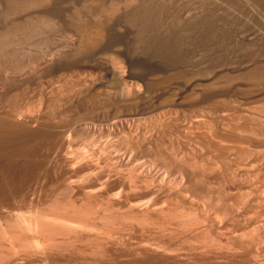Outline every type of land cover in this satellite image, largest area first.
<instances>
[{"label": "rangeland", "instance_id": "obj_1", "mask_svg": "<svg viewBox=\"0 0 264 264\" xmlns=\"http://www.w3.org/2000/svg\"><path fill=\"white\" fill-rule=\"evenodd\" d=\"M96 1V0H95ZM95 1L94 0H39V2L37 3V4H35L34 6H31V7H29L27 10V12L26 13H24V14H22L21 15V17L20 16H18L17 18H16V22L17 23H19L20 25H22V26H27V28H31L30 26H32L33 27V29H34V27H36V29L37 28H40V29H37L38 31L36 32V31H34V33H33V29L31 28V32H32V34H33V36H30V37H32V38H30L29 37V35H31V34H29L28 36H25L24 34V37H27V38H29L30 40H26L27 38H23L22 36V33H21V37H20V34H18L17 35V40H15V39H13L14 41H13V43H14V46L12 47H2V49H4V51H5V49H7L6 51H8V56H6V51L5 52H3L2 51V49H0V51L4 54H2V56L5 58V59H7V61L5 60V59H3V57H1V53H0V65L2 64L3 66H5L6 67V65L8 64V62H10L11 60H8V58L7 57H10L9 55H11V56H13V58L12 57H10L9 59H14V56L15 55H18V56H15V57H19V54H18V52L20 53V56H23V57H19L20 58V60H23V58H24V55L23 54H27V58H28V56L29 57H31L32 56V58H33V56H34V58L36 59H38L36 62H38V61H40V59L42 58V61L44 60V57H45V55L46 56H48L47 54H53V59L54 58H56V60L55 61H61V57L59 58L58 56H55L54 57V55H58V54H60L61 52H63V51H65V49H67V47H68V44L69 43H67V41H68V37H67V35L65 34V36H64V33H66L67 31H69V34L71 33V30H72V28H69V26L68 25H70V27H72V23H74V22H72L73 20H72V18H74L75 19V17L78 15V12H83V13H81L82 15L84 14V15H86L87 17H88V15L90 14V15H92L93 13L95 14H100V13H103V10L101 9V7H104V6H102V5H100V2H101V4H106L108 7L113 3H111V1H114V2H116V3H119V1H120V3L121 4H119L120 5V7H122L121 8V10L123 11V12H128L127 14H130V13H137L136 15H138V13L141 15V16H143V14H144V12L145 11H147L145 14H144V16L145 15H147V14H149V13H151V14H149L148 16L149 17H151V18H146V22H147V20H149L150 21V19H151V21L150 22H152V25L154 26V25H156V23L157 24H159V26L157 25V27H159V28H157L158 29V31L159 32H157V31H155V33H153V34H151L150 35V39H152V43L154 44L155 43V41H157L156 42V44L157 45H155V46H153V44L151 43V47L149 46V48H146V47H144L143 49H142V47H141V49H142V51L144 52V53H146L147 51L149 52H147L148 54H146V55H144V53L140 50L139 52H141V53H139L138 51H137V49L136 50H132L131 52H132V54H131V52H130V54L131 55H133V56H136V58L137 57H139L138 59H140V61L139 62H141V65H145L146 66V63L145 62H147V60H149V58L151 59V61H153V63H155L156 62V60H157V62H160V64L162 63L161 62V60H163V63H164V60H165V58H167V60L165 61V66H166V64H167V69H169L170 67L172 68V69H169V70H171V71H169L168 70V73L169 72H171L172 73V71H173V69H174V71L176 72H173V73H175V75L172 73H170V74H168L167 76H168V78H167V80L169 79H172V78H169V77H174V76H176V75H178V77H179V75L180 74H184V71H185V74H186V72H187V70H188V67L190 68L191 67V69L192 68H197V69H199L198 71L200 72L202 69L204 70V69H206L207 67H205L204 68V66H207V64H208V68L210 69H212V67H213V70L215 71V67L217 66L218 68H223L222 70H224L221 74H220V76L221 77H223V81L221 82L220 80H222V78H218L219 79V82H216V83H214L215 85V88H213L214 86H212V88H211V86L209 87V86H206L207 88V90H208V92H210V90L211 91H214L213 93H212V95L214 94L215 95V93H217L218 95L217 96H221V93L219 92V91H222V90H224L225 89V91H226V94H223V95H226V96H223L224 98L223 99H225V101H223V100H221L222 99V97L220 98V100H219V103L217 102L218 101V99H219V97L218 98H216V100L217 101H215V102H212V98L214 97V100H215V97H217V96H211V93H208V95L210 96V99H208L209 97L207 96V94H206V98L208 99H206L207 100V102H205V101H203L202 99H204V96L205 95H203V96H201L200 98H201V102L203 103V105H199V104H195V101H196V103H199L198 102V99H196V98H194V99H196L195 101H194V99L191 97H189L188 96V98H189V100L186 98V100H184L185 102L186 101H188V102H186V103H188V107H186V104H185V102H184V105H185V107H186V109H184L185 107H183V106H180V105H182L181 103H179V104H177V105H179V107L181 108V107H183L182 109H183V111H182V109L180 110V108L177 106V105H175L174 107H170V108H168V109H166V110H163V112L162 113H159L160 114V116H163V115H168V116H173V114H174V118H175V115H177L176 116V118H179L178 120H177V122L179 121L181 124H183V123H185L186 122V124H188L189 125V123L191 122V125L193 126V128H195L196 126H198V127H196L195 129H193L192 131H191V133L190 132H187V134L184 132V129H181V128H179L178 129V132L176 133V136H175V140L177 139H179L178 140V142L180 143V146H181V149L182 150H180V149H178L177 150V146L175 145L174 147H171L169 144H168V142H167V144L169 145V147H165V149H164V147L163 146H161V147H159V148H157V149H154V147H153V151H151V152H149L148 150V152L147 151H141V150H139L138 151V146H137V144H135L134 142H137L136 141V139L131 143V142H129V144H130V146H132L133 147V149L135 148V150H137V152L135 151V150H133L132 149V147H130L129 145H125V144H122V145H124L125 147H126V149H127V151L129 150L130 152L129 153H132L133 151H135V152H133V153H135L134 155H133V160L131 161L130 160V162H129V164H126V163H123L122 164V162H119V161H117V159H112V160H109L108 162H106V161H102V162H105L107 165H106V167H105V163H100V165H102V167H105V168H102V169H100L99 171H95V170H91V169H89L88 167H87V164H86V161L85 160H82L81 158L80 159H76V168H75V171H76V173L79 175L80 173H82V175L84 174V172H85V176L83 175H79V177H77V174L75 173V171L73 172V175L70 177L69 175V178L70 179H68L67 178V180H65V182H64V180L63 179H65L66 177H67V175H63L64 173V168H62L61 167V165L60 164H55V163H50L49 161H46L45 162V164H43V165H40V158H42V157H44L45 156V149L43 148V146H38V149L36 150V152L34 151L33 153H30V154H28V155H17L18 156V158H16V156H13V157H7V158H5L4 160H3V162L2 161H0L1 163H2V165H1V163H0V198L2 199H0V222L3 220V219H5V220H7V219H9V220H7V221H12L13 223H10V222H7L6 221V224L5 223H3L5 220H3L2 221V223H3V225L0 223V230H2V229H4V232H3V230H2V232L3 233H5V231H7L9 228H11L12 226H14L16 229L15 230H12L14 227H12L11 229H9L10 231H7V232H9L10 234H12L11 233V230H12V232H14L13 234L16 236V234H17V236L18 237H20L22 234H23V231L25 230V231H28V232H25L24 231V233H25V235L23 234L21 237H20V239L21 240H19V239H17L18 237L16 236V239H15V241H13L12 240V238L11 239H9L10 237H11V235L10 234H5L4 235V239H3V241L5 242V241H7L8 242V245H10V246H8L6 243L7 242H3L2 241V239H0V246H1V248H0V251L1 252H3V250L5 249L6 250V248H5V246H7L8 248L7 249H9V247H10V252H9V250L7 251H5V255H6V253H8L7 255L10 257L9 258V260L11 259V258H13L14 259V261H13V259H11L12 260V262L11 261H9L10 263H8L7 261H6V259H8V256H4V257H2V258H5V259H3V260H5V262H0V264H6V262H7V264H45V262L47 263V264H50L51 263V261H52V263L51 264H54L55 262L57 263H59V264H70V263H72V264H83V263H86L87 262V260H88V262L86 263V264H92L93 262H92V259L91 258H93V255H95L96 253H98V251L101 249H96V248H98L102 243H103V241L104 242H106V243H108L109 241H110V243H108V244H106V243H103L102 245H103V247L104 248H102V250L103 249H105L104 251H102L101 250V252L102 253H104V255H102V254H100L101 252H99V256L101 257V258H104V257H106L105 259H101L100 257H98V258H100V259H98V258H96L98 255L96 254L95 256H94V258H93V260H95V262H97V263H95V264H100V263H98V262H101L100 260H102V264H104L103 262H104V260H105V264H110V263H112V264H124V262H125V264H135V262H136V264H163L162 262H164V264H167V263H169V264H172V262H173V264H197L198 262L197 261H199V263L198 264H214V263H217V264H222V261L224 260V262L223 263H225V264H241V263H243V264H245V263H247V264H249V263H251V264H264V243L262 242V241H264V237H262V239H260V238H258L259 237V235L261 234L260 232H257V231H261V229L259 228V227H261V225H263V223H261V221L258 219V218H260L259 216H260V214H263V216H264V156H263V154H264V145L263 144H261V142L262 143H264V124L262 125V122L261 121H263V123H264V117H263V114H264V112H263V114H262V111H263V107H264V105H262V104H264V101L262 102V100L264 99V94H262L261 92H260V94L262 95V97H263V99H262V97H261V95L259 94V92L258 93H255L256 92V90L257 91H260L258 88H254V87H252V88H250L249 86H245V87H247V89H249L250 88V90L251 91H254V89H255V91H254V93L256 94V95H253L254 93L253 92H251L250 91V93H251V96H252V98H250L249 96H250V94H249V92H248V95L249 96H247V98H246V95L245 94H242V93H245V92H243L244 90L246 91V88L243 90V89H239V90H243L242 91V93H239L240 91H238V93H237V95H236V92H235V90L237 91L238 89H233V90H229L231 87H227V89H226V86H227V82H229L230 80H228L227 78L231 75V76H236V75H239V77H241V75L240 74H238V71H240V73H242L243 71L242 70H246V68H250V69H248V70H250V72H252V73H255V74H257L258 72H256L255 70H259L260 68V62H261V64H263L264 63V61H263V59H264V0H137V2H136V0H135V3L134 2H132V4H131V2H129V1H127L126 2V0H118V1H115V0H100V1H97L96 3H98V5H100V6H98L97 4H95ZM90 2H91V4H90ZM92 2H93V4H92ZM103 2V3H102ZM128 3V4H126V3ZM111 3V4H110ZM109 4V5H108ZM131 4V5H130ZM91 7H90V6ZM0 6H1V4H0ZM88 6H89V8H91V9H89L88 8ZM2 8V6L0 7V9ZM78 8V10L80 9V11H78L77 13H76V9ZM88 8V9H87ZM92 9H93V11L94 12H89L88 10H90V11H92ZM101 10V12H99L100 10ZM126 10V11H125ZM98 13H97V12ZM132 11V12H131ZM0 12H1V10H0ZM143 12V14H141ZM75 13H76V16H75ZM79 13V14H80ZM154 13V14H153ZM132 14V15H133ZM134 14V15H135ZM153 14V15H152ZM155 14H156V16H155ZM158 14V15H157ZM163 14V15H162ZM171 14V15H170ZM83 15V16H84ZM89 15V16H90ZM140 15H138V16H140ZM177 15V16H176ZM187 15H189V16H187ZM196 15V16H195ZM212 15H213V17H212ZM47 16H52V19H54V20H57L56 22H58V24L54 21H52V23H50L51 24V26H48L49 24H46L45 22H44V17H47ZM158 16V17H157ZM161 16H163V17H161ZM204 16V17H203ZM206 16V17H205ZM54 17V18H53ZM61 17H62V19H61ZM153 17V18H152ZM161 17V18H160ZM168 19H167V18ZM175 17H176V19H175ZM178 17V18H177ZM187 17H188V19H187ZM193 18V19H191V18ZM196 17V18H195ZM210 17V18H209ZM48 18V17H47ZM71 18V19H70ZM123 18H125V17H123ZM160 18V19H159ZM164 18V19H163ZM172 18V19H171ZM206 20H205V19ZM212 18V19H211ZM63 19H65L66 20V22H65V20H63ZM71 20V23H70V20ZM141 19H143V20H145L143 17H141L138 21L140 22V24L142 23V20ZM152 19H153V21H152ZM210 21H209V20ZM12 20V19H11ZM59 20V21H58ZM63 20V21H62ZM154 20L156 21V23H154ZM202 20V21H201ZM69 21V22H68ZM148 21V23H150ZM162 21V22H161ZM195 21V22H194ZM117 22V23H116ZM116 26H121V25H118V24H122V26L123 25H127V23H129V25H130V20H129V22H128V20H125V19H120V20H116ZM139 22H136V23H139ZM179 22V23H178ZM206 22V23H205ZM212 22H213V24H212ZM49 27L48 29L50 30V32H49V30L47 29V28H45V24ZM53 23H55V25H52ZM184 23V24H183ZM201 23V24H200ZM211 23V24H210ZM57 24V25H56ZM175 24V25H174ZM181 24V25H180ZM208 24V25H207ZM163 25H164V27H163ZM172 25V26H171ZM186 25H187V27H186ZM206 25H207V27H206ZM29 26V27H28ZM43 26H44V29L46 30H43ZM46 26V27H47ZM52 26H56V27H54V28H56L55 30H56V33H55V31H54V34H53V32L51 31V29L53 30L54 28H50V27H52ZM121 26V27H122ZM162 26V27H161ZM174 26H176V27H174ZM179 26V27H178ZM193 26V27H192ZM211 28H210V27ZM57 27H59L58 29H61V30H59V32L64 36H62L59 32L57 33V31H58V29H57ZM68 28V29H66V28ZM156 27V26H155ZM167 27H170V29L169 28H167ZM174 27V28H173ZM181 27V28H180ZM41 28H42V30H41ZM162 28H164V29H162ZM166 28V29H165ZM173 28V29H172ZM199 28V29H198ZM204 28H206V29H204ZM209 28V29H208ZM213 28V29H212ZM216 28V29H215ZM28 29V30H29ZM35 29V30H36ZM66 29V30H65ZM162 29V30H161ZM168 29V30H167ZM171 29H172V31H171ZM180 29V30H179ZM48 30V31H47ZM161 30V31H160ZM164 30V31H163ZM174 30V31H173ZM211 30V31H210ZM39 31H43V33H41L40 32V34H38V32ZM64 31V32H63ZM66 31V32H65ZM168 31H169V35H168ZM213 31V32H212ZM46 32H47V35H45L46 34ZM49 32V33H48ZM52 32V33H51ZM171 32V33H170ZM208 32V33H207ZM45 33V34H44ZM158 33V34H157ZM174 33V34H173ZM207 33V34H206ZM210 33V34H209ZM211 33H213V34H211ZM35 34V35H34ZM44 34L46 37L48 36H52L51 38H50V41H51V43L49 42V40H47V39H49V38H46L45 40H47V41H43V39H44V35H43V37H42V35ZM53 34V35H52ZM67 34H68V32H67ZM68 34V35H69ZM37 35V36H36ZM154 35V36H153ZM155 35H157V36H155ZM164 35H166V36H164ZM172 36V37H167V36ZM207 35H209L208 37H207ZM55 36V37H54ZM149 36V35H148ZM151 36H153V37H151ZM213 36V37H212ZM63 37V38H62ZM65 37H67L66 39V41H65ZM174 37V38H173ZM20 38V39H19ZM43 38V39H42ZM173 38V39H172ZM209 38V39H208ZM212 38V39H211ZM54 39V40H53ZM58 39V40H57ZM163 39H164V41H163ZM206 39V40H205ZM62 42H61V41ZM65 42H64V41ZM177 40V41H176ZM209 40H211V41H209ZM20 41H26V43H24V42H20ZM56 41V42H55ZM154 41V42H153ZM168 41V42H167ZM173 41V42H172ZM54 42L56 43V47H54L55 46V44H54ZM69 42V41H68ZM165 42V43H164ZM176 42H177V44H176ZM21 43V44H20ZM67 43V44H66ZM168 43V44H167ZM207 43V44H206ZM41 44V45H40ZM44 46H43V45ZM59 44V45H58ZM46 45H47V47H46ZM67 45V46H66ZM169 45V46H168ZM175 45H176V47H175ZM180 45V46H179ZM207 47H206V46ZM17 46V47H16ZM19 46V47H18ZM40 46H42V47H40ZM60 46V47H59ZM63 46V47H62ZM156 46H160V48H157ZM164 46V47H163ZM166 46V47H165ZM173 46V47H172ZM177 46L180 48H177ZM24 48V50H23V48ZM46 47V48H45ZM59 47V48H58ZM153 47V48H152ZM162 47V48H161ZM61 48H63V51L61 50ZM136 48V47H135ZM139 48V47H138ZM145 48L147 49V51H144L145 50ZM166 48V49H165ZM172 48H174L173 50H172ZM19 49H20V51H19ZM43 49V50H42ZM58 49V50H57ZM133 49V48H132ZM154 51V49H155V51H154V53H153V51ZM156 49L157 50H159V52H157L156 51ZM13 50H16V51H13ZM18 50V51H17ZM23 50V51H22ZM60 50V51H59ZM161 50L163 51V52H161ZM169 50V51H168ZM172 50V51H171ZM176 50V51H175ZM179 50V51H178ZM11 51H13V53L15 52V54L14 55H12L13 53H11ZM27 51V52H26ZM29 51H31V52H29ZM54 51H57V52H54ZM133 51H134V54H139L138 56H137V54L136 55H134L133 54ZM137 51V52H136ZM150 51H152L151 52V55H150ZM24 52V53H23ZM44 52H46L45 54H44ZM50 52V53H49ZM60 52V53H59ZM157 52V53H156ZM168 52V53H167ZM178 52V53H177ZM10 53V54H9ZM17 53V54H16ZM57 53V54H56ZM143 53V54H142ZM166 55H165V54ZM26 54H25V56H26ZM31 54H33V55H31ZM36 54V55H35ZM143 56H142V55ZM155 54V55H154ZM164 54V55H163ZM168 54V55H167ZM61 55V54H60ZM42 56V57H41ZM44 56V57H43ZM114 56H115V54H114ZM170 56V57H169ZM57 57H58V59H57ZM143 57V58H142ZM19 58H15L14 60H19ZM26 58V57H25ZM33 58V59H34ZM50 58V56L48 57V59ZM120 58V57H119ZM118 57H117V59H118V61L117 62H119V65H121V66H125L126 67V63H124L125 61L123 60L124 58H121V59H119ZM135 58V59H136ZM144 59V60H142V59ZM147 60H146V59ZM173 58V59H172ZM1 59H3V60H1ZM29 59H31V58H29ZM34 59V60H35ZM158 59H160L159 61H158ZM170 59V60H169ZM28 59H24V61H27ZM136 60V61H137ZM142 60V61H141ZM169 60V61H168ZM200 60V61H199ZM7 63H6V62ZM42 61H40V62H42ZM150 61V60H149ZM175 61H177L176 63H178V64H180V62H182V64L181 65H183L184 67H182L181 65L179 66V65H177L176 63V65H177V67H179L180 69H182V68H184V69H187V70H184L183 69V72L182 73H180V70H177V69H179V68H173V67H175V64H172V63H174ZM205 61V64L204 63H202V62H204ZM2 62H4V63H2ZM122 62H123V65H122ZM138 62V64H139V66H138V64L136 65V67H135V69H137V66H138V68L140 67L141 68V66H140V63ZM142 62H144V63H142ZM172 62V63H171ZM185 62V63H184ZM6 63V64H5ZM149 63H151V62H149ZM184 63V64H183ZM199 63H201V64H199ZM5 64V65H4ZM171 64V65H170ZM200 65V66H198V67H196L197 65ZM202 64H204L203 66H201ZM250 64H254V65H252V66H257L256 68L255 67H253L255 70H254V72H253V70H251V67L252 66H248V65H250ZM26 66H27V64H25ZM163 65V64H162ZM168 65H170V67H168ZM174 65V66H173ZM187 65V66H186ZM244 65H246V66H248V67H245ZM123 66V67H124ZM144 66V67H145ZM195 66V67H194ZM243 66V67H242ZM124 67V68H125ZM143 67V68H144ZM185 67H187V68H185ZM201 67H203L202 69H201ZM217 67H216V69H217ZM244 68V69H242V68ZM237 68H241V70H238ZM252 68V69H253ZM24 69V68H23ZM26 69V68H25ZM126 69V68H125ZM190 69V71H193V70H195V69H193V70H191ZM201 69V70H200ZM211 69H210V71H211ZM27 70V71H26ZM26 70H23V72L24 71H26V75H27V77H28V79L29 80H32V79H34V77H35V79L38 81V76H39V71H37V69H35V71L33 70L32 71V69H26ZM177 70V71H176ZM207 70V71H206ZM205 71H201L202 73L201 74H203L204 72H207V73H210V72H208V69H206ZM213 70H212V72H213ZM218 70V69H217ZM228 70L229 71H231V74H230V72H228ZM248 70H246V72L244 71V73L246 74V73H249V71ZM31 71V72H30ZM37 71V73L38 74H36L35 72ZM88 71H90V72H88ZM88 71H86L85 70V72L83 71V75L85 74V75H92L93 73H94V71H93V73H92V70L91 69H88ZM190 71H188L189 73H188V75H190ZM198 71H193V72H191V75H193V73H196V74H200ZM226 71L229 73H226ZM234 71V72H233ZM260 71V70H259ZM1 73H0V87H2V86H4L5 84L7 85H5L4 87H2L1 88V90L2 91H4V90H7V89H9L10 87L11 88H15V86L17 85V83L16 82H6V79L4 80V76H5V72H3V71H0ZM33 72V73H32ZM88 72V73H87ZM177 72H179V74H177ZM198 72V73H197ZM235 72H237V74L235 73ZM3 73H4V75H3ZM90 73V74H89ZM100 73V72H99ZM99 73H97V75L94 73L93 75L94 76H98V78L97 79H101V77L103 76L102 74V76L99 74ZM103 73V72H102ZM207 73H204V74H207ZM223 73H224V75H223ZM244 73H243V75H244ZM29 74V75H28ZM184 74V75H185ZM195 74V75H196ZM226 74H227V76H226ZM184 75H180L181 77L182 76H184ZM187 75V74H186ZM187 75V76H188ZM29 76H31V78L29 77ZM230 76V77H231ZM27 77H26V80H24V81H28L27 80ZM227 77V78H226ZM237 78H238V76H236ZM244 78L246 77V75L245 76H243ZM116 78V80H115V82H114V79ZM175 78V77H174ZM224 78H226V83H225V79ZM231 78H233V77H231ZM237 78H234V79H237ZM102 79H105L104 81H106V79L107 78H103L102 77ZM112 79V78H111ZM111 79H110V81H109V78L107 79L108 81V84L110 83V85H115V87L120 91V92H118V94H119V96H121V92L123 91L122 89H124V91L123 92H125V81L122 79V78H120V77H118V79H117V77H114L113 79H112V81H111ZM234 79H232L233 80V82L235 83V84H238L237 82H239L240 81V83H243L242 82V79L243 78H239L238 80L239 81H234ZM247 79V78H246ZM120 80H122V82L120 81ZM124 81V82H123ZM247 82H248V80H246ZM246 81H244L245 83H246ZM120 82V83H119ZM220 82H221V84H220ZM231 82V81H230ZM230 82H229V84H230ZM233 82H231V84H234ZM16 83V84H15ZM113 83V84H112ZM219 83V84H218ZM222 83L224 84V85H222ZM3 84V85H2ZM8 84H9V86H8ZM20 84V83H19ZM117 84H119V85H117ZM120 84H122V85H124V86H122V85H120ZM218 84V86H221V88H220V90L218 89H216V85ZM11 85V86H10ZM222 86L224 87V88H222ZM7 87V88H6ZM121 87V88H120ZM209 87V88H208ZM249 87V88H248ZM5 88V89H4ZM39 88H41V86H39ZM203 88V87H202ZM206 89L205 88H203V90H205V93H207V91H206ZM215 89V90H214ZM232 89V88H231ZM200 90H202V89H200ZM202 90V91H203ZM1 91V92H2ZM40 91V90H39ZM99 91V90H98ZM225 91H224V93H225ZM231 91H233L232 92V94H231V98H229V95L228 94H230L229 92H231ZM220 94H219V93ZM204 92L202 93V94H205ZM223 93V92H222ZM228 93V94H227ZM253 93V94H252ZM100 93L99 92H94L93 91V93L91 92V94H90V96H91V98H90V96H89V98H90V100L92 99L93 101H91V103L93 102V104L96 102L95 100V98H97L98 97V95H99ZM236 95L235 97H233L232 95ZM238 94H239V96H241V95H243L242 97H241V99H244V100H242L243 102V104L241 103V99L239 98L238 99ZM241 94V95H240ZM259 94V96H257ZM227 95H228V98H227ZM245 95V96H244ZM97 96V97H96ZM254 96V97H253ZM255 96H257V97H260V98H257V97H255ZM212 97V98H211ZM232 97H233V99H238V100H240V101H237V102H235L236 100H234L233 101V99H232ZM243 97H245V98H243ZM252 99V100H250V99ZM254 98H255V100H254ZM192 99V100H191ZM228 99H229V101H228ZM232 99V100H231ZM205 100V99H204ZM213 100V101H214ZM247 102H246V101ZM191 101V102H190ZM192 101H193V103L195 104V106H193L194 104L192 103ZM209 101V102H208ZM220 101H222L224 104H222V102H220ZM189 102H190V104L192 105H190L189 104ZM210 102L213 104H210ZM229 102V103H228ZM239 102V103H238ZM244 102L246 103L245 105H244ZM91 103H89V104H91ZM206 103H208V104H206ZM221 103V104H220ZM230 103H234V104H230ZM96 104L97 103H95L94 104V106H96ZM206 104V105H205ZM210 104V105H209ZM219 104V105H218ZM239 104V105H238ZM191 106V107H190ZM208 106V107H207ZM210 106H212V107H210ZM214 106H216V107H214ZM218 106V107H217ZM223 106V107H222ZM234 106V107H233ZM241 106V107H240ZM243 106V107H242ZM253 106V107H252ZM258 106H260V107H258ZM190 107V110L188 109ZM198 107V108H197ZM203 107H204V109H203ZM233 107V108H232ZM247 107V108H246ZM250 107V108H249ZM252 107V108H251ZM174 110H173V109ZM201 108V109H200ZM208 108V109H207ZM210 108V109H209ZM215 109V110H212V109ZM220 108V109H219ZM223 108L225 109V110H223ZM229 108V110H227ZM247 110H246V109ZM248 108L250 109V110H252V115H250L251 113L249 112L250 110H248ZM254 108V109H253ZM230 109H231V111H230ZM238 109L240 110V111H238ZM177 110V111H176ZM185 110V111H184ZM195 110V111H194ZM206 110V111H205ZM218 110V111H217ZM176 111V112H175ZM179 111H181V112H185L184 113V115H183V113H181V112H179ZM204 111V112H203ZM210 111H212L211 112V115L214 117V119H213V117L211 116V115H208V114H210ZM221 111V112H220ZM238 111V112H237ZM243 111V112H242ZM246 111L248 112V113H246ZM166 112H168V113H166ZM173 112V113H172ZM204 114H203V113ZM206 112V113H205ZM207 112H208V114H207ZM216 112V113H215ZM225 112L227 113V115H229L230 114V112H231V114L229 115V117L225 114ZM229 112V113H228ZM253 112H255V113H253ZM179 113L181 114V115H179ZM191 113L193 114V115H191ZM197 113V114H196ZM217 115H215V114ZM223 113H224V115H226V116H224L223 115ZM235 113H237L236 115H234ZM241 113V114H240ZM244 113H245V115H244ZM262 115H261V114ZM186 114V115H185ZM190 116H189V115ZM202 114V115H201ZM239 114V115H238ZM248 114V115H247ZM254 114V115H253ZM260 114V115H259ZM220 115H222V116H220ZM247 115V116H246ZM147 116V117H146ZM188 118H186V117ZM234 118H233V117ZM246 116V117H245ZM250 116V117H249ZM262 116V117H261ZM141 118H144V121L146 120H148V115H143V116H140ZM217 117V118H216ZM241 117L243 118V123H241L240 121L242 120L241 119ZM185 120H184V119ZM198 118H200L201 119V123L199 124V125H197V122L199 121L198 120ZM230 118H232V119H230ZM239 120V122L237 121V119ZM261 118H262V120H261ZM183 119V120H182ZM186 119H187V121H186ZM222 119H224V121H222ZM226 119V120H225ZM246 119V120H245ZM198 120V121H197ZM216 120V121H215ZM188 121H189V123H188ZM219 121V122H218ZM231 122V123H228V122ZM235 121V123H233ZM237 121V122H236ZM256 121H258V122H256ZM225 122V123H224ZM261 122V123H260ZM208 123V124H207ZM236 123H238L237 125H239L238 127L239 128H241V130L235 125ZM255 123V124H254ZM256 123H257V125H256ZM261 125H260V124ZM212 124V125H211ZM213 124H214V126H213ZM218 124V125H217ZM242 126H241V125ZM202 125V126H201ZM204 125H206V127L204 126ZM222 125H224V126H222ZM227 125V126H226ZM230 126V128H229V126ZM260 125V126H259ZM200 126V127H199ZM236 126V127H235ZM258 126V129H256V127ZM217 127V128H216ZM228 128V129H225V128ZM243 127V128H242ZM260 127V128H259ZM198 128V129H197ZM205 128V129H204ZM235 128V129H234ZM245 128V132H247L248 134H250L249 136L247 135V133H244L243 132V129ZM247 128H248V130H247ZM218 129V130H217ZM263 129V132L261 131V130ZM203 130V131H202ZM230 130V131H229ZM233 130V131H232ZM196 131H198V133L196 132ZM208 131H210V132H212V133H209L208 134ZM223 131H224V133L225 134H227V135H225L224 133H223ZM239 131H241L240 133H241V135H243V136H241L239 133H237V132H239ZM249 131H250V133H249ZM216 132V133H215ZM217 132H219V134L221 135L222 133V135L220 136L219 134H217ZM221 132V133H220ZM228 132V133H227ZM261 134H260V133ZM81 134H83V135H85V136H81ZM81 134H78L77 135V137L76 138H74V139H78V137H79V139L81 140H79L80 142L79 143H81V142H83L84 143V147H82L83 145H81V144H83V143H81V144H79L78 142H76V143H73L74 144V146L72 145V147H75V149H73V148H71V153H72V151H74V154L72 153V155L74 156V157H76V151L77 150H79V147L80 148H83V149H85L86 150V148H87V145H86V147H85V142L83 141V140H92V142H95V143H97L98 141L100 142L101 140L99 139V138H96L93 134V132H88V131H82V133ZM92 134V135H91ZM195 136H194V135ZM200 134V135H199ZM208 134V135H207ZM212 134V135H211ZM230 134V136L232 137V140H231V137H230V139H229V137H227L228 135ZM246 134V136H244ZM96 135V134H95ZM189 135H191V136H189ZM199 135V136H198ZM209 135H211V136H209ZM219 135V136H218ZM236 135H238V136H236ZM260 135H263V137L261 136V138H259L260 137ZM81 136V137H80ZM89 136V137H88ZM97 136V135H96ZM184 136V137H183ZM202 136H203V138H202ZM218 136V138H216ZM224 136H226V137H224ZM251 136V137H250ZM84 137H85V139H84ZM90 138V139H88V138ZM106 137V138H105ZM113 136H111V138H110V136L109 137H107V136H104L103 137V140L105 141V142H110L111 143V141H112V143H114V141H115V139H114V137L112 138ZM207 138V141H206V138ZM213 137V138H212ZM224 137V138H223ZM234 137H237L236 139L234 138ZM243 137V139H244V141H243V139H241V138ZM95 138V139H94ZM240 138V139H239ZM247 138H248V140H247ZM250 138V139H249ZM97 139H99V140H97ZM106 139H109V140H106ZM184 139V140H183ZM192 139V140H191ZM217 139V140H216ZM226 139H227V141H228V143H227V141H226ZM235 139V140H234ZM78 140H76V141H78ZM96 140H97V142H96ZM102 140V141H103ZM183 140V141H182ZM219 140H220V142H219ZM239 140H240V142H239ZM247 140V141H246ZM192 141V143H190ZM218 141V142H217ZM248 141H249V143H248ZM260 143H259V142ZM74 142V141H73ZM189 142V143H188ZM206 142V143H205ZM218 143V145H216L217 143ZM224 144H222V143ZM225 142H226V144H225ZM246 142V143H245ZM103 143V142H102ZM219 143H221V144H219ZM185 146H184V145ZM196 144V145H195ZM197 144H198V146H197ZM205 144H207V145H205ZM209 144V145H208ZM237 144H238V146H237ZM240 144V145H239ZM76 145V146H75ZM79 145H81V146H79ZM195 145V146H194ZM243 145H245L244 146V148L242 147ZM247 145H248V147H247ZM128 146H129V148H128ZM189 146V147H188ZM192 146V147H191ZM208 146V147H207ZM220 146V147H219ZM221 146H222V148H221ZM227 146V147H226ZM229 146V147H228ZM232 146V147H231ZM234 146V147H233ZM235 146H236V148H235ZM124 147V148H125ZM162 147H163V149H162ZM192 149H191V148ZM225 147H226V149H225ZM240 147V148H239ZM241 147H242V149H241ZM250 147H252V148H250ZM260 147V148H259ZM167 148L169 149L170 148V150H168V153H167ZM174 148V149H173ZM183 148H185V149H188V150H184ZM190 148V149H189ZM195 148V149H194ZM198 148V149H197ZM202 150H201V149ZM220 148V149H219ZM230 148H232L231 149V151H229L230 150ZM240 150H239V149ZM246 148H248V150L246 149ZM201 151H200V150ZM251 149H252V153H249V150H250V152H251ZM43 150H44V152H43ZM132 150V151H131ZM160 150V151H159ZM162 150H164L163 152H162ZM166 150V151H165ZM192 152H191V151ZM195 150V151H194ZM209 150H212V151H209ZM214 150V151H213ZM220 150V151H219ZM222 150H225V151H222ZM234 150V151H233ZM235 150H236V152H235ZM239 150V151H238ZM243 150H246V151H243ZM259 150H260V152H259ZM160 153L161 152V154H159L158 152ZM171 151V152H170ZM182 151V152H181ZM185 151V152H184ZM198 151V152H197ZM216 151V152H215ZM217 151L219 152L217 155H219V156H216L215 154L217 153ZM239 153H238V152ZM241 151V152H240ZM43 154H42V153ZM140 152H142V153H140ZM145 152V153H144ZM154 152H155V154H154ZM165 152V153H164ZM189 152V153H188ZM213 152H215V153H213ZM221 152H222V154H221ZM225 152V154H223ZM234 152H235V154H234ZM247 152H248V157H247ZM259 153V154H257V156L259 157H257V156H255L256 155V153ZM152 153V154H151ZM178 153V154H177ZM181 153V155H180V157H179V154ZM185 153V154H184ZM192 153V154H191ZM196 153H198L197 155H196ZM213 153V154H212ZM240 154L241 153V156L240 155H238V154ZM244 153H246V155H244ZM39 154V155H38ZM41 154V155H40ZM138 154V155H137ZM144 154V155H143ZM154 154V155H153ZM157 154V155H156ZM166 154V155H165ZM201 154V155H200ZM207 154V155H206ZM239 156V158H238V156ZM249 154H250V156H251V154H252V158L249 156ZM255 154V155H254ZM136 155V156H135ZM146 155V156H145ZM150 155H151V157H150ZM163 155H164V158H163ZM182 155H186V156H182ZM204 155H205V157H204ZM208 155H209V158H208ZM215 157V159H214V157ZM221 155V156H220ZM235 155V156H234ZM262 155V156H261ZM36 156V157H35ZM40 156V157H39ZM42 156V157H41ZM142 156V157H141ZM158 156V157H157ZM172 156V157H171ZM207 156V157H206ZM212 156V157H211ZM233 156H234V158H233ZM243 156V158H240V157H242ZM253 156H255V158L253 157ZM143 157H145L144 159H143ZM155 157V158H154ZM164 159H162V158ZM170 157V158H169ZM177 157V158H176ZM188 158V159H185V158ZM202 157V158H201ZM210 157H211V160H210ZM245 157H247L246 159H247V161L249 160V159H251V161L249 160L248 162L249 163H245V165H244V162L242 161V160H244L245 159ZM22 159V160H20V159ZM161 158V159H160ZM172 158V159H171ZM178 158H179V160H178ZM190 158H191V160H190ZM198 158V159H197ZM234 160H232V159ZM238 159V161L236 160V159ZM249 158V159H248ZM256 158H258L259 160L258 161H260L261 159V161H260V164L258 165L257 164V162L258 161H255V160H257ZM261 158V159H260ZM136 159V160H135ZM151 159H153V161L151 160ZM156 161H155V160ZM165 159H168V160H165ZM170 159V160H169ZM200 159V163H199V165H198V167H197V165H195V163L197 164L198 163V160ZM227 159H228V162H227ZM246 159L244 160L245 162H247L246 161ZM254 159V160H253ZM12 160V161H11ZM36 160H37V164H36ZM77 160H79L78 161V163H77ZM114 160H115V162H114ZM148 160H149V165H148ZM151 160V161H150ZM173 160V161H172ZM182 160H183V162H182ZM184 160L185 161H193L192 163L191 162H184ZM230 160V161H229ZM239 160H241V161H239ZM7 161H9V165H7L8 164V162ZM17 161V163H15ZM84 161V162H83ZM141 161V162H140ZM165 161V162H164ZM169 161V162H168ZM195 161H197V162H195ZM204 161V162H203ZM209 161H211V162H213V161H215V162H213V163H210ZM231 161H232V163L233 164H231ZM255 161V163H253ZM23 162V163H22ZM81 163V165H80V163ZM152 162H155L156 163V165H155V163H152ZM173 162V163H172ZM178 162V163H177ZM211 164V165H209V163ZM219 162V164L220 163H225V164H223V165H226V166H229L228 167V169L229 170H227V168H225L226 166H223V167H221L220 168V166H218V163ZM236 164H235V163ZM5 163V164H4ZM11 163V164H10ZM14 163V164H13ZM49 163L50 164V166H49V164L47 165V164ZM121 163V164H120ZM151 163V164H150ZM158 163V164H157ZM163 163H164V165H163ZM176 163V164H175ZM190 163H191V165H190ZM216 164V166H215V164ZM227 163H228V165H227ZM237 163H239V164H237ZM241 163V164H240ZM243 163V164H242ZM251 163H253L252 165H258V166H252L251 167ZM17 166H16V165ZM52 164V165H51ZM77 164H78V166H77ZM109 164V165H108ZM133 164H135L136 166H133ZM140 164V165H139ZM144 164V165H143ZM145 164H146V166H145ZM152 164H153V166H152ZM160 164V165H159ZM171 166H170V165ZM172 164H174V165H172ZM188 164H189V167H188ZM207 164V165H206ZM212 164H214V166L212 165ZM27 165V166H26ZM59 167H58V166ZM86 165V166H85ZM104 165V166H103ZM115 165V169H118V168H120L117 172H115V173H117V174H115L114 173V171L112 172V178H111V181H110V183L108 184V185H103L104 183V179L105 178H103L102 176H104V177H106V174L107 173H109V174H111V171H110V168H108V167H110V166H114ZM129 165V166H128ZM158 165H159V167H158ZM169 165V166H168ZM177 165V166H176ZM182 165V166H181ZM185 165V166H184ZM187 165V166H186ZM194 165H195V167H196V169H194ZM201 165V166H200ZM202 165H203V167H202ZM204 165H206V166H208V168L210 167L212 170H214L213 172H212V170L209 168H207V167H205ZM235 165V166H234ZM240 165H243L242 167H239ZM249 165H250V167H249ZM262 165H263V167H262ZM2 166H3V168H2ZM8 166V167H7ZM12 166V167H11ZM26 166V167H25ZM40 166V167H39ZM43 166V167H42ZM46 166V167H45ZM47 166H48V168H47ZM85 166V167H84ZM122 166H125V167H122ZM175 166V167H174ZM181 166V167H180ZM200 166V167H199ZM237 166V167H236ZM249 168H248V167ZM24 167H25V170H24ZM29 167H31V168H29ZM80 167H82V168H80ZM145 167V168H144ZM150 167V168H149ZM153 167V170L151 169ZM167 169H166V168ZM187 167V168H186ZM193 167V168H192ZM215 167V168H214ZM238 167L240 168V169H238ZM246 168V169H244V168ZM254 167V168H253ZM16 168V169H15ZM19 168V169H18ZM21 168V169H20ZM29 168V169H28ZM44 168V169H43ZM47 168V169H46ZM58 168V169H57ZM79 168V169H78ZM85 168V169H84ZM125 168V169H124ZM159 169V171L158 170H156V169ZM162 168V169H161ZM171 168V169H170ZM177 168V169H176ZM190 170H189V169ZM192 168V169H191ZM197 168H199V169H197ZM201 168V169H200ZM206 169V170H204V169ZM214 168V169H213ZM221 169L220 171H221V173H220V176H219V169ZM223 168H224V170H223ZM242 168V169H241ZM260 168V169H259ZM11 169V170H10ZM14 169H15V171H14ZM23 169V170H22ZM28 171H27V170ZM62 171H61V170ZM78 169V170H77ZM85 171H84V170ZM109 169V170H108ZM122 169V170H121ZM135 171H134V170ZM139 169H140V171H139ZM144 169V170H143ZM147 169H148V171H147ZM149 169H150V171H149ZM164 169H165V171H164ZM170 171H169V170ZM188 169V170H187ZM193 169H194V171H193ZM218 169V170H217ZM250 170V172H248V173H246L247 171H249ZM254 169H256L254 172H253V170ZM257 169H258V171H257ZM41 170V171H40ZM50 170V171H49ZM57 170L59 171V173H60V178H58L57 176H54L55 174L56 175H58V172H57ZM83 170V171H82ZM87 170V171H86ZM121 170V171H120ZM142 170V171H141ZM155 170V171H154ZM171 170H172V172H171ZM176 170V171H175ZM183 170V171H182ZM186 170V171H185ZM195 170H198V171H195ZM227 170V172L225 173V171ZM236 170V172H232V171H235ZM241 170V171H240ZM243 170V171H242ZM246 172H245V171ZM260 170V171H259ZM42 171H43V173H42ZM61 171V172H60ZM77 171H79V172H77ZM92 171V172H91ZM96 173H95V172ZM106 171H108V172H106ZM123 171H124V173H123ZM156 171H158L157 173H156ZM161 171V172H160ZM192 171V172H191ZM203 171V172H202ZM206 173H205V172ZM217 173H216V172ZM219 171V172H218ZM223 171H224V173H223ZM240 171V172H239ZM262 171V172H261ZM7 172V173H6ZM19 172V173H18ZM25 172V173H24ZM26 172H27V174H26ZM40 172V173H39ZM51 172V173H50ZM56 172V173H55ZM131 172V173H130ZM144 172H145V174H144ZM152 172V173H151ZM166 172H167V174H166ZM176 172V173H175ZM179 172H181V173H179ZM208 172V173H207ZM211 172H212V174H211ZM229 172H230V174H229ZM245 172V173H244ZM256 172H257V175H256ZM260 172V176H258L259 173ZM13 175H12V174ZM32 173V174H31ZM54 173V174H53ZM89 173V174H88ZM90 173H92V174H90ZM119 173V174H118ZM126 173H127V175H126ZM151 173V174H150ZM161 173V174H160ZM179 173V174H178ZM183 173H184V175H183ZM189 173V174H188ZM191 173H192V175H191ZM193 173H195V174H193ZM204 173V174H203ZM231 173H233V174H231ZM234 173H235V175L238 177V179H237V177H235V176H233L234 177V179H232L231 178V176L232 175H234ZM241 173V174H240ZM244 173V174H243ZM254 173V175H252ZM43 176H42V175ZM87 174H88V176H87ZM104 174V175H103ZM124 174V175H123ZM155 174V175H154ZM164 174H166V175H163ZM202 174H203V177H202ZM206 174H207V176H206ZM209 174V175H208ZM223 174V175H222ZM230 176H229V175ZM251 174V175H250ZM23 175V176H22ZM44 175H52V177L51 176H49V178L51 179L50 180V182L48 183H46V182H41L39 185H37V182H35L36 181V179H37V177H39V176H42V177H44ZM100 177H99V176ZM117 175V176H116ZM129 175H131V176H129ZM148 175H149V177H148ZM159 175V176H158ZM169 177H168V176ZM181 175V176H180ZM188 175V176H187ZM198 175V176H197ZM201 175V176H200ZM215 175V176H214ZM217 175V176H216ZM241 176L242 178V180L240 179V177L239 176ZM245 175V176H244ZM253 178V176H254V179H252L251 178V181H250V178H248V177H250V176ZM258 176V177H260V178H258V177H256V176ZM5 176V177H4ZM9 176H11V177H9ZM18 176H20V178L18 177ZM29 176V177H28ZM31 176V177H30ZM63 176L65 177V178H63ZM87 176V177H86ZM128 178H127V177ZM151 176V177H150ZM163 176V177H162ZM195 176V177H194ZM212 176H214L215 177V179H214V177H212ZM223 176H225V177H223ZM248 176V177H247ZM17 177V178H16ZM57 177V178H56ZM81 177V178H80ZM84 177H86V179L84 178ZM113 177H114V179H113ZM141 177H143L145 180L147 179V180H149V181H145V180H143V178H141ZM181 177V178H180ZM182 177H183V179H182ZM189 177V178H188ZM190 177L192 178L191 180H190ZM221 177V178H220ZM223 177V178H222ZM256 177V178H255ZM2 178H4V179H2ZM12 178V179H11ZM25 178H27V179H25ZM33 178V179H32ZM55 178V179H54ZM63 178V179H62ZM90 179V181H89V179ZM96 178H98V180L96 179ZM100 178V179H99ZM132 178V179H131ZM174 178V179H173ZM200 178H201V180H200ZM205 178V179H204ZM227 178H229V181L231 182V180H232V183H234V184H236L235 186L234 185H232L231 186V184L232 183H230L229 181H228V179ZM236 178V179H235ZM244 178H246V180L247 181H249V184H251V186L250 185H248V182L246 181V180H244ZM258 178V179H257ZM24 181H23V180ZM93 179V180H92ZM101 179H103V181L101 180ZM113 179V180H112ZM117 179V180H116ZM126 179V180H125ZM129 179L131 180L130 182H129ZM137 179V180H136ZM152 179V180H151ZM163 179V180H162ZM164 179H165V183H164ZM169 179H171V180H169ZM183 181V183H185V184H183V183H180V182H182L181 180ZM188 179V180H187ZM196 179H197V181H196ZM207 179V180H206ZM219 179V181H220V183H219V181L217 182V180ZM223 179V180H222ZM228 181H226V180ZM231 179V180H230ZM240 179V180H239ZM255 179H257L258 181H260V182H258V181H256ZM6 180V181H5ZM8 180V181H7ZM10 180V181H9ZM52 180L54 181L55 180V182H52ZM71 180L72 181H74V180H76L75 182H77V184H75L74 186H71L70 188V190L69 191H66V193H70V194H68V195H72L74 192V194L71 196L73 199V201H74V203L73 204H75V205H73L75 208V210L74 209H68V207H70V205L69 204H67V206L65 205V209L67 210L68 209V211H70V212H72V214L73 215H76L77 214V219L76 220H78L77 222H74L75 221V217H73V215H70V217H71V222H69L68 220H70V218H69V214H71V213H67V212H65V209H61V208H63L64 207V204H65V202L63 203V202H60L61 200H60V197L57 199V201H55V202H57L58 204L59 203H61L62 205H60L59 204V206H58V204L57 205H55V207H56V209H55V207H51V209L53 210H51L50 208H47V207H50L49 205L51 204V206H54V204H52L51 203V201H53L54 200V198H56V195H58L59 196V194L61 193L62 194V192L60 191L61 189H63V187H64V189H69V188H67V184L69 183H71ZM77 180H79V181H77ZM93 182H92V181ZM97 180V181H96ZM169 180V181H168ZM190 180V183L188 184V181ZM203 180V181H202ZM236 182H234V181ZM246 181L245 183H242V182H244V181ZM252 180H255L256 182H255V184H254V181L252 182ZM15 181H18V182H15ZM23 181V182H22ZM102 181V182H101ZM126 181V182H125ZM134 181V182H133ZM139 181H141V182H139ZM157 181V182H156ZM176 181V182H175ZM178 181H180V182H178ZM198 181H200L201 183H198ZM206 181V182H205ZM215 181V182H214ZM238 181V182H237ZM1 182H2V184H1ZM8 182V183H7ZM11 182H13V183H11ZM27 182V183H26ZM55 185V191H54V189H52L54 186H52L53 184ZM60 182V185L58 184V183ZM66 182H68V183H66ZM81 182V183H80ZM86 182V183H85ZM99 182V183H98ZM113 182V183H112ZM137 182V183H136ZM145 182V183H144ZM175 182V183H174ZM194 182V183H193ZM204 182V183H203ZM210 184H212V182H214L213 183V188L211 187V185H209L208 183ZM223 182H225V183H223ZM258 182V183H257ZM36 183V184H35ZM45 183V184H44ZM57 183V184H56ZM66 183V184H65ZM98 185H97V184ZM123 183H124V186H123ZM130 183V184H129ZM148 183H149V185H148ZM156 184V185H152V184ZM160 183H161V185H160ZM167 183V184H166ZM206 183V184H205ZM223 183V184H222ZM230 183V184H229ZM239 183V184H238ZM247 183V184H246ZM254 184V186H252L253 184ZM6 184V185H5ZM21 186H20V185ZM63 184V185H62ZM91 184L93 185V186H91ZM101 184V185H100ZM113 184H114V186H113ZM129 184V185H128ZM151 184V185H150ZM166 184V185H165ZM179 184V185H178ZM183 184V185H182ZM198 186H197V185ZM203 184H205V185H203ZM226 184V185H225ZM227 184H229V185H227ZM237 184H238V187H236L237 186ZM243 184H245V185H243ZM5 185V186H4ZM15 185H16V187H15ZM18 185V186H17ZM23 185L25 186V187H23ZM27 185H28V187H27ZM48 185V186H47ZM66 185V186H65ZM100 185V186H99ZM119 185V186H118ZM133 185H135V186H133ZM142 185H144V187L142 186ZM159 185V186H158ZM187 185H189L188 187H187ZM192 185H193V188H192ZM195 185V186H194ZM207 185H209V187L210 188H208V190H206L207 188L206 187H208ZM219 185H221L220 186V188L221 189H223V190H221V189H219ZM224 185V186H223ZM240 185V186H239ZM3 186V187H2ZM40 186V187H39ZM41 186H42V189H41ZM44 186V187H43ZM51 186V187H50ZM57 186V187H56ZM77 186V187H76ZM85 186V187H84ZM89 186V187H88ZM99 186V187H98ZM123 186V187H122ZM155 186V187H154ZM167 186V187H166ZM204 186V187H203ZM215 186V187H214ZM222 186L223 187H225V191H227L226 193H228L229 195H232V197L231 196H227V195H225L226 193H225V191H224V188H222ZM233 186H234V188H233ZM243 186H245V188L243 187ZM248 186H250V188L248 187ZM258 186V187H257ZM88 187V188H87ZM94 187V188H93ZM114 187V190L112 189ZM117 187V188H116ZM131 187V188H130ZM142 187V188H141ZM202 187V188H201ZM236 187V188H235ZM252 187V188H251ZM3 188V189H2ZM5 188V189H4ZM18 188V189H17ZM24 188V190H22ZM38 188V189H37ZM46 188V189H45ZM48 188V189H47ZM117 190H116V189ZM121 189V190H119V189ZM128 188V189H127ZM141 188V189H140ZM148 188V189H147ZM154 188V189H153ZM157 188V189H156ZM161 188V189H160ZM218 188V189H217ZM229 188V189H228ZM242 188H244V189H242ZM248 188V193L246 194L247 195V197L246 198H244L243 196H246L245 195V193H243V191L244 192H247L246 191V189ZM8 189V190H7ZM15 189V190H14ZM20 190V191H17V190ZM29 189V190H28ZM57 189V190H56ZM62 190L63 191V194L65 193V190ZM72 189H74V191H72ZM99 191H97V190ZM196 189H198V191L196 190ZM210 189H212V190H210ZM234 189V190H233ZM236 189H239V190H236ZM243 191H242V190ZM40 190H42L41 192H40ZM44 190H46L45 191V193H44ZM51 190H53L54 192L53 193H51ZM84 190V191H83ZM91 190V191H90ZM112 190V191H111ZM116 190V191H115ZM128 190V191H127ZM149 190H151V192L149 191ZM161 190V191H160ZM167 190V191H166ZM175 190V191H174ZM186 190H188V191H186ZM201 190V191H200ZM219 190V191H218ZM228 190H230L229 192H228ZM13 191H15V192H13ZM24 191V192H23ZM33 191V192H32ZM36 191V192H35ZM49 191H50V194L51 195H49ZM60 191V193H58ZM90 191V192H89ZM92 191H93V193H92ZM94 191H96V192H94ZM105 191H106V193H105ZM126 191V192H125ZM134 191V192H133ZM136 191V192H135ZM145 191V192H144ZM162 192V193H164L163 195H161L162 193H160V192ZM165 191V192H164ZM174 191V192H173ZM177 191V192H176ZM191 191V192H190ZM194 191V192H193ZM203 191V192H202ZM216 191H218V193L216 192ZM221 191L222 192H224V193H221ZM235 191H236V193H235ZM240 191V192H239ZM7 192V193H6ZM10 194H9V193ZM21 192V193H20ZM28 192H29V194H31V196L28 194ZM34 192H35V194H37V195H35L34 196ZM40 193V195H38L39 193ZM71 192H72V194H71ZM85 192V193H84ZM89 192V193H88ZM131 192V193H130ZM147 192V193H146ZM155 192V193H154ZM159 192V193H158ZM182 192H183V194L184 193H186L185 195H183L182 194ZM202 192V193H201ZM232 192H233V194H232ZM237 192H239V194L237 193ZM241 192L243 193V196H242V198H240L239 199V197L241 196ZM27 193V194H26ZM33 193V194H32ZM56 193V194H55ZM58 193V194H57ZM66 193H65V195L63 196V197H66ZM86 193H88V194H86ZM90 193L92 194V197H90L91 195H90ZM98 193V194H97ZM102 193V194H101ZM111 193V194H110ZM117 193V194H116ZM144 193V194H143ZM156 193H158V194H156ZM172 193V194H171ZM180 193V194H179ZM201 193V194H200ZM209 194V195H207V194ZM214 194V197H215V199L214 200H216V199H218L219 198V196H220V198H221V200H222V197L224 196V198H223V200L220 202L219 200L220 199H218V201L217 202H219L218 204H217V202L215 203V202H213L214 200H213V196H211L212 194ZM7 194H9L8 195V197H7ZM14 194L16 195V194H19V195H23V194H25V195H23L24 196V198L25 199H14ZM55 194V195H54ZM61 194H60V196H61ZM83 194V195H82ZM99 194H101V195H99ZM150 194V195H149ZM153 194H154V196H153ZM168 194V195H167ZM223 194V195H222ZM235 194H237V195H235ZM256 194V195H255ZM1 195H3V196H1ZM11 195V196H10ZM27 195H29V196H27ZM89 196V197H87V199H86V197H84V196ZM94 195H95V197H94ZM111 195V196H110ZM126 195H128V196H126ZM151 195H152V197H153V200H152V198H150L151 197ZM156 195H157V197L159 198H157L156 197ZM165 195V196H164ZM167 195V196H166ZM170 195V196H169ZM190 195V198H192V199H190V198H187L188 196ZM196 195V196H195ZM201 195L203 196V197H201ZM206 197H205V196ZM217 195H219V196H217ZM222 195V196H221ZM236 197H235V196ZM27 196V197H26ZM50 196H53V197H50ZM57 196V197H58ZM79 196V197H78ZM81 196V197H80ZM105 196V197H104ZM108 196V197H107ZM131 196V197H130ZM149 197V199L147 198V197ZM173 196V197H172ZM192 196V197H191ZM211 196V197H210ZM239 196V197H238ZM40 197V198H39ZM44 197V198H43ZM46 197H48L47 199L48 200H45L46 199ZM63 197H61V198H63ZM74 197H75V199H74ZM98 197H100V199L102 200H98L99 198ZM104 197V198H103ZM110 197V198H109ZM172 197V198H171ZM193 197H194V201H196V202H194V201H192L193 200ZM197 197H198V200H197ZM205 197V198H204ZM225 197H228V198H225ZM238 197V198H237ZM4 198H5V200H4ZM52 200H51V199ZM77 198V199H76ZM78 198L80 199V202L82 201V203H84L85 201H88L87 203V205H86V202L84 203V204H82V203H78L79 202V200H78ZM90 198H92V200H90ZM110 200H109V199ZM122 198V199H121ZM133 198V199H132ZM136 198V199H135ZM139 198V199H138ZM140 198H143V199H140ZM156 198H157V200L158 201H161V202H157V200H156ZM167 198V199H166ZM203 198V199H202ZM209 198H210V200H209ZM233 198V199H232ZM246 200V201H244V199ZM42 199V200H41ZM66 198H63V200L62 201H64ZM86 199V200H85ZM95 199V200H94ZM119 199H121V200H119ZM124 199V200H123ZM127 199V200H126ZM145 199H148V201H144L145 203H147V202H149V200L151 199V203L149 204V206H146L147 204H145L144 202L141 204V202L143 201V200H145ZM163 201H162V200ZM175 199V200H174ZM176 199H178V201H176ZM185 199V200H184ZM186 199H188L187 201H186ZM201 199V200H200ZM205 199V200H204ZM225 199H227L226 201L228 202V200H229V202L227 203L226 201V203L227 204H225L224 203V200ZM232 199V200H231ZM237 201H236V200ZM241 200V199H243V200H241L242 202H244L243 204H242V202H240L239 200ZM24 200H25V202H24ZM51 200V201H50ZM103 200H108L107 202L108 203H111V205L110 204H108L107 202H103ZM132 200V201H131ZM156 200V201H155ZM168 200V201H167ZM171 200V201H170ZM172 200H174L177 204H178V202H179V204H181V207H179L178 206V208H179V210H177L178 211V214H177V211H176V206H175V202L173 203V201ZM190 200V201H189ZM203 200V201H202ZM233 200L235 201L234 203H233ZM15 201H17V203L15 202ZM21 201V202H20ZM23 201V202H22ZM41 201H43V202H41ZM78 201V202H77ZM92 201V203L90 204V202ZM100 201H101V203H100ZM111 201V202H110ZM120 201H122V202H120ZM124 201H125V203H124ZM128 201V202H127ZM137 201V202H136ZM199 203H198V202ZM200 201L202 202V203H200ZM232 201V202H231ZM239 201V202H238ZM54 202V203H55ZM75 202H77V203H75ZM113 202V203H112ZM128 204H127V203ZM140 202V205H144V206H146L145 208H142L141 206H135V205H137V203H139ZM157 202V203H156ZM165 202V203H164ZM189 202V203H188ZM193 202V203H192ZM207 202V203H206ZM209 202H210V204H209ZM246 202V203H245ZM7 203V204H6ZM36 203H37V205H36ZM42 203V204H41ZM49 205H48V204ZM94 203V205L92 206V204ZM99 203V204H98ZM104 203V204H103ZM120 203V204H119ZM124 203V204H123ZM159 203V204H158ZM164 203V204H163ZM171 203H173V204H171ZM187 203V204H186ZM196 203V204H195ZM213 203V204H212ZM231 203H233V205L231 204ZM239 203V204H238ZM33 204V205H32ZM47 204V205H46ZM78 204V205H77ZM79 204H81V206H82V210H81V206L79 205ZM89 204H90V206H92L91 207V210L92 211H94V209L93 208H98V206H101V204H102V207H100V212H101V208H104V206H105V208H107L108 209V207H112L113 206V204H114V207L116 208V205H117V207H120L121 206V211H123L122 209L124 208L125 210H126V207L128 208L126 211L124 210L123 212H122V214L124 215V217H123V215L122 214H120V217L119 216H117L118 214H119V212L118 211H120V210H118L119 208H117V209H114V207H112L110 210H111V212H112V209H113V211H115L114 213H112V215L113 214H115L116 212L118 213V214H116V215H114V217L112 216V219L114 218H116V219H118V217H119V219L118 220H120L121 219V221H118L117 223L120 225V227L119 228H117L118 226H116V228L117 229H115V224L116 225H118L116 222H113V223H115L114 225H108L109 224V222L108 221H111V223H112V219L110 220V217H109V219L107 220V222L106 221H104L103 220V222H106L107 223V227H110V229H111V227H113L112 229H115V230H111L112 231V233H111V231H110V229H108V228H104V226H103V224H101L102 223V221L101 222H99L98 221V217L100 216L101 218H103V217H105V218H103V219H106V218H108V216H109V211H108V216L107 215H105L107 212H106V210L107 209H105V211H103L104 209H102V212H106L105 214L103 213V217H102V212L100 213L99 211H97V209H96V212H97V215L95 214L96 212H93L92 213V211L90 210V208H89V210H88V206H89ZM122 204H123V207H122ZM132 204H134V207H136V209H134V207H133V205ZM157 204V205H156ZM163 204V205H162ZM169 204V206H170V204L172 205L171 206V213L173 212V210H175V212L172 214V215H168V214H170V212L168 211V210H170L169 208V206H167ZM183 204H184V206H186L185 208H184V206H183ZM191 204H193V205H191ZM221 204H222V206H221ZM230 204V206H228ZM235 204H236V206H235ZM238 204V205H237ZM244 205V206H242V205ZM31 205V206H30ZM43 205L45 206H47L46 208H44L43 207ZM77 205V206H76ZM84 205H86V206H84ZM107 205V206H106ZM119 205V206H118ZM126 207H125V206ZM160 205V206H159ZM218 205V206H217ZM3 206V207H2ZM5 206V207H4ZM41 208H40V207ZM62 206V207H61ZM79 206H80V209H78L79 208ZM128 206H130V210L131 211H128L129 210V207ZM152 206H153V208H152ZM162 206V207H161ZM173 206L175 207L173 210H172V208H173ZM191 206V207H190ZM199 206V207H198ZM212 206H214V207H212ZM232 206V207H231ZM239 206V207H238ZM243 207V208H240V207ZM30 207H32V209L30 208ZM36 207V208H35ZM43 207V208H42ZM67 207V208H66ZM78 207V208H77ZM84 207V208H83ZM85 207H87V208H85ZM148 207V208H147ZM151 209H150V208ZM160 207V208H159ZM166 207H167V210H166ZM183 207V208H182ZM188 207V208H187ZM190 207V208H189ZM220 207V208H219ZM226 207V208H225ZM230 207V208H229ZM235 207V209L237 210V212H236V210H234L233 208ZM236 207H238V209L236 208ZM37 209V210H35V209ZM58 208V209H57ZM70 208H72V207H70ZM139 208V209H138ZM155 208H158V209H156V210H158V211H156L155 210ZM164 208V209H163ZM177 208V209H178ZM211 208V209H210ZM213 208V209H212ZM216 208V209H215ZM232 208V209H231ZM262 208V209H261ZM42 210V209H46V211H47V209H50L49 211H48V213H49V215H51V216H53L54 214H56V217L58 216L59 217V215L60 214H57L55 211H54V209L55 210H63L64 211V216H65V218H69L68 220L66 219V221H65V218H64V220H62L63 218H61V217H64V216H62V214H61V217L60 218H56V219H54L53 220V222H52V220L51 219H53V218H55L54 216L53 217H50L49 215H44V213H46V211L43 213L42 211V213H43V216H46V217H48V219L50 218V220H48V221H50L52 224H46L45 225V229L43 228L44 227V222H45V220H46V217H43V216H40L41 217V221L43 220L44 222H40V220H38V218H40L39 217V215H41V212L40 213H38V210ZM83 209H86L87 211H86V215L85 216H87V215H89V216H87V220L89 219V218H91V219H89L88 220V225H84V226H86V228L87 229H85L84 228V231L82 230L83 229V225L81 224V221L83 222V224L85 223L86 224V219L85 220H81V217H82V215H83V217H85L84 216V214L82 213L84 210ZM99 209V208H98ZM134 209V210H133ZM137 209H138V211H137ZM160 209V210H159ZM161 209H163V211H166L165 213H167V212H169V213H167L166 215H168V219H169V216H172V217H174L175 219H176V221L180 218V219H183V217L184 218H186L187 216H188V218L189 217H191V214L190 213H193L195 216L194 217H192V218H195L196 220H198L199 219V223H197L196 221H195V219H194V221L197 223V225H195L194 223H193V220H192V223H191V219H188V218H186V221L188 220V222H189V224L191 223L192 225L190 226L188 223L186 224V222H184V220L185 219H183L182 221L184 222V224L183 225H186V227H183V228H181L183 225L181 224L180 225V223L182 222L181 220H179L178 222H176L174 219H172V217H171V219H167V217H166V215L164 216V214H163V216L161 215L162 213L161 212H163ZM183 209V210H182ZM184 209H185V211H187V213L188 212H190L191 210H192V212H190V213H188L187 214V216H186V212H184ZM195 209V210H194ZM198 210V212H197V210ZM224 209V210H223ZM229 209H231V210H229ZM241 211H240V210ZM246 209V210H245ZM260 209V210H259ZM35 210V211H34ZM78 210V211H77ZM82 211V212H79V211ZM116 210H118V211H116ZM141 210V211H140ZM143 210H144V212H143ZM155 212H154V211ZM190 210V211H189ZM194 210V211H193ZM214 210V211H213ZM223 210V211H222ZM225 210H226V212H225ZM228 210V211H227ZM243 210V211H242ZM37 211V212H36ZM75 211H77V212H75ZM159 211H161V212H159ZM182 211H183V215H182ZM220 211V212H219ZM230 211V212H229ZM233 211V212H232ZM249 211V212H248ZM33 212H35L34 214H32ZM55 212V213H54ZM73 212H75V213H73ZM124 212H125V214H124ZM127 212H131V213H134V214H136V212H137V214H136V216H133V214L131 215V213H130V215H131V217L130 216H125L126 215V213ZM141 212V215L139 214ZM146 212H147V214L149 215V216H147V217H149V218H147L146 216H145V214H146ZM181 213V216H183V217H178L179 216V214ZM199 212L201 213V214H199ZM218 212V213H217ZM224 212H225V214H224ZM228 212V213H227ZM236 212V213H235ZM245 212V213H244ZM47 213V214H48ZM54 213V214H53ZM60 213H62V212H60ZM67 213V214H66ZM81 213V215H80V217H78L79 216V214ZM90 213H92L93 215H96V216H93L92 215V217H90ZM121 213V212H120ZM161 213V214H160ZM178 215V216H176L175 217V215L176 214ZM221 213H223V214H221ZM227 213V214H226ZM230 213V214H229ZM235 213V214H234ZM241 213H243V214H241ZM249 214V218H247L248 217V214ZM35 214H39L38 215V217H37V215H35ZM66 214V215H65ZM111 214V213H110ZM138 214H139V216H138ZM143 214H144V216H143ZM146 214V215H147ZM153 214V215H152ZM159 214V215H158ZM175 214V215H174ZM190 214V215H189ZM196 214H198L197 215V218H196ZM214 214V215H213ZM217 214V215H216ZM233 214V215H232ZM238 214V215H237ZM240 214V215H239ZM99 215V216H98ZM156 217H155V216ZM163 217V222H161L162 221V217ZM212 215V216H211ZM216 215V216H215ZM230 215V216H229ZM236 215V216H235ZM243 215V216H242ZM245 215V216H244ZM257 215H258V217H257ZM68 216V217H67ZM107 216V217H106ZM117 216V217H116ZM132 216H133V219H132ZM146 217L147 218V224H146V226H144V224L142 223V221L144 220V218L143 217ZM193 216V215H192ZM209 216H211V217H209ZM262 216V215H261ZM261 217L260 219L264 222V217ZM1 217H3V218H1ZM82 217V218H83ZM95 219H94V218ZM97 217V218H96ZM129 217L131 218V219H129ZM139 217L141 218V219H139ZM152 219H151V218ZM198 217H200V218H198ZM216 217H218L219 218V220L217 219V221H216V219L215 218ZM251 217V218H250ZM13 218H15V219H13ZM43 218V219H42ZM123 218V219H122ZM126 218H127V220H129V221H127L126 220ZM134 218H136V219H138V220H136V221H138V222H140V223H136V221H135V219ZM157 220H156V219ZM164 218H166V220L164 219ZM222 218V219H221ZM229 219L230 218V220H233V221H231L230 222V220H228V222H226L225 220H227V219ZM232 218V219H231ZM237 218V219H236ZM240 218V219H239ZM245 218H247L246 220H245ZM263 218V219H262ZM11 219V220H10ZM61 220V222L62 221H64V222H62V223H65V225L63 224V225H61L62 223L60 222V220ZM72 219L74 220L73 222H72ZM79 219H80V221H79ZM93 219V220H92ZM113 219V220H114ZM153 219L154 220H156V221H154L153 222ZM221 219V220H220ZM236 219V220H235ZM238 219L239 220H241V221H239L238 222ZM256 219V221L257 220H259V222L257 221V223H255V221L253 222V220H255ZM14 220V221H13ZM57 220V221H56ZM90 220H92L93 221V223L95 222H97L96 224H95V226L97 225L98 226V223H100V225H99V227H101V229L103 230L102 232H101V230H97V229H100L99 227H96L95 228V226L91 223V222H89ZM95 220V221H94ZM97 220V221H96ZM102 220V219H101ZM130 220H131V223H130ZM132 220H134V223L132 222ZM148 220L150 221L149 223H148ZM173 220L175 221L174 223H173ZM205 220V221H204ZM207 220V221H206ZM244 222H243V221ZM19 222V223H15V222ZM38 221H39V223H38ZM114 221H117V220H114ZM123 221V222H122ZM125 221H127V222H129V223H127V222H125ZM144 221H146V219L144 220ZM143 221V222H144ZM158 221V222H157ZM161 223H160V222ZM166 221H168V222H166ZM170 221H172V222H170ZM181 221V222H180ZM219 221H221L222 223H220L219 224ZM224 221L226 222V223H224ZM247 221V222H246ZM252 221V222H251ZM61 223L60 225V227H61V229L62 230H64V232H61V234H62V239H61V235H59L60 233H55L56 235H57V239L58 240H61L60 241V244H61V247H58L59 249L60 248H62L61 250L63 251V255L61 254L62 253V251L61 250H59L58 248L57 249H55L53 246H50L49 248L53 251L54 250V252L53 253H55V254H53L51 251H49L50 249H48V248H46L47 246H49V245H51L50 243H53V236L55 235L54 233H52V236H51V233H50V239L52 240H50L51 242L50 243H48L47 241L49 240V234H45V233H49V232H51L50 230H46V229H48L49 228V226L51 227L52 225V227H57V228H60V227H58V223ZM68 222V223H67ZM125 222V223H124ZM154 223L155 224V226H156V228L154 227V224H152V223ZM182 222V223H183ZM203 222V224H202V226H198L200 223H202ZM205 222V223H204ZM206 222H209L208 224H210V223H212V224H210L209 226H208V224L206 223ZM237 222V223H236ZM241 222H243V224L241 223ZM8 223H10V224H8ZM20 223H22L21 224V227H29L30 229H28L27 227H26V229H23V231H22V229H20V231H22V233L19 231V230H17L18 228H20ZM43 225H41V224ZM46 223H47V221H46ZM54 223H56V224H54ZM70 223V224H69ZM77 223H79L78 225H76ZM121 223V224H120ZM124 225H123V224ZM133 223V224H132ZM136 223V224H135ZM141 223H142V225L144 226H142L141 227ZM145 223V222H144ZM150 223L153 225L152 227L154 228H152L151 227V225H150ZM157 223V224H156ZM169 223H171V224H169ZM177 223H179V225H175V224H177ZM214 223V224H213ZM218 225H217V224ZM228 223V224H227ZM231 223V224H230ZM250 223V224H249ZM253 223H255V224H253ZM260 223H261V225H260ZM12 224V225H11ZM16 224V225H15ZM19 224V225H18ZM26 225V226H24V225ZM37 224V225H36ZM40 224V225H39ZM82 226H81V225ZM135 224V225H134ZM137 224H140V225H137ZM161 224H163L162 225V227L164 228H162L161 227ZM170 225V227L171 226H174V227H169L168 225ZM174 224V225H173ZM222 224V225H221ZM236 224V225H235ZM239 226H238V225ZM246 224H248V225H246ZM7 227H6V226ZM17 225H18V227H17ZM35 225L37 226V231L35 230L36 229V227H35ZM39 225V226H38ZM47 225H48V227H47ZM67 225V227H64V226H66ZM70 225V226H69ZM89 225H93L92 227H93V229H91L92 227L90 226L89 227ZM105 226H106V224H104ZM123 225V226H122ZM127 225V226H126ZM128 225H130V226H128ZM133 225V226H132ZM150 225V226H149ZM203 225H204V227H203ZM219 225H221V228L220 227H217V226H219ZM233 225V226H232ZM243 225H244V227H243ZM250 225V226H249ZM256 226V229H258V230H255V227H254V230L256 231V233H255V231H254V233L253 234H257L258 236H255V235H253V234H251L253 231H251V228H252V226ZM258 225V226H257ZM5 226V227H4ZM10 226V227H9ZM72 226V227H71ZM79 226H81V227H79ZM140 226V227H139ZM165 226V227H164ZM179 226H181V227H179ZM190 226V227H189ZM192 226H194L192 229H191V227ZM196 226H198L197 228H196ZM207 226V227H206ZM213 226V228L215 229V230H217L218 231V234H217V232H215V230L213 231L212 230V227ZM224 226V227H223ZM249 226V227H248ZM4 227V228H3ZM43 228V229H41V228ZM63 227V228H62ZM89 227V228H88ZM123 227V228H122ZM130 227V228H129ZM132 227V228H131ZM146 227H147V229H146ZM150 229H149V228ZM175 227H177L176 229H175ZM206 227V228H205ZM238 227V228H237ZM248 227V228H247ZM251 227V228H250ZM258 227V228H257ZM5 228H7V230H5ZM71 228V229H70ZM72 228H73V230L74 231H72ZM81 229V231H83V233L80 231V229ZM126 230H125V229ZM140 228V229H139ZM153 230H152V229ZM174 228V229H173ZM179 228H180V230H179ZM188 229L186 232L184 231V230H186V229ZM191 230H190V229ZM200 228H202V229H200ZM210 228V229H209ZM228 228L231 230V232H228L229 230H228ZM249 228H250V230H249ZM262 228V230H264V228H263V226L261 227ZM41 230V232H40V234H39V232L38 231H40ZM50 229V228H49ZM68 229H69V231H68ZM78 229V230H77ZM104 229H107L108 231H110L109 233L108 232H106ZM122 229V230H121ZM129 229H130V231H129ZM142 229V230H141ZM148 229H149V231H148ZM168 229V231H169V234H167L168 232L166 231ZM184 229V230H183ZM197 229V230H196ZM203 229H205V230H203ZM242 229H244V230H242ZM17 230V231H16ZM29 230H31L30 232V234H29ZM67 231V233H66V231ZM119 230V232H121V231H126V233H124V232H122V233H119V232H117ZM134 230V231H133ZM145 230V231H144ZM159 230L161 231V233L159 232ZM164 230V233L162 232ZM171 230H174V232L176 231L177 233H179V234H177V233H174L173 231H171ZM180 232H179V231ZM183 230V231H182ZM210 230H212V231H210ZM220 230H223V231H220ZM225 230H228V231H225ZM253 230V229H252ZM38 232V233H36V232ZM42 231H43V233H42ZM44 231H46V232H44ZM78 231V232H77ZM113 231H114V234H113ZM129 231V232H128ZM132 231V232H131ZM142 231V232H141ZM159 232L158 234H157V232ZM181 231H182V233H181ZM189 231H191V233L189 232ZM195 231V232H194ZM198 231H199V233H198ZM207 233H206V232ZM243 231L244 232H246V231H249V232H246L244 235H242L243 234ZM15 232H17V233H15ZM19 232V233H18ZM79 232H80V234H79ZM108 234H106V233ZM128 232V233H127ZM147 232H151V234L152 233H154V234H152V235H150V233H147ZM165 232H166V235L167 236H169L170 237V239H171V237H172V234H170V232L171 233H173V237H172V241L169 239V240H166V239H168V237H166V235H165ZM197 232V233H196ZM210 232V233H209ZM215 232V233H214ZM226 232V233H225ZM235 232V233H234ZM236 232H238V235H239V233H241V237L239 238H237L236 236H230V235H235V234H237ZM251 232V233H250ZM262 233L264 232V231H261ZM28 233V234H27ZM68 233H70V234H68ZM71 233H73L72 235H71ZM74 233H76V234H74ZM87 233V234H86ZM111 233V235H109ZM117 233V234H116ZM123 233L125 234V235H123ZM144 233H145V235H144ZM190 233V234H189ZM193 233H195V234H193ZM215 234V236H214V234ZM221 233H223L222 235H221ZM247 233H249L248 234V236L249 235H251V237H250V239H246V238H244V239H242V237H244ZM260 233V234H259ZM19 234H21V235H19ZM27 234V235H26ZM40 235V236H37V235ZM42 234V235H41ZM44 234V235H43ZM64 234V235H63ZM66 234H68V235H66ZM89 234H90V236L91 237H95V239L94 238H90V236H89ZM95 234V235H94ZM118 234H120L119 236H118ZM146 234H148V235H146ZM162 234H164V236L163 237H161L160 238V236H162ZM192 234V235H191ZM199 236H198V235ZM206 235L205 237L204 236H202V235ZM224 234H225V236H224ZM228 234H229V237H228ZM7 235H9V236H7ZM14 235H12V237H14L15 238V236ZM32 235H33V237H32ZM69 235L71 236V240L72 241H74V245H76L75 243H77V241L79 240V241H81V242H83V244L82 243H80L79 241H78V243L77 244H79L78 246L76 245V247L75 246H72V241L70 242V239L68 240V238H70L69 237ZM77 235H79V236H76ZM87 235V236H86ZM100 235L102 236L101 237V239H102V241H101V239H98V238H100ZM150 235V236H149ZM159 237H158V236ZM171 235V236H170ZM175 235V236H174ZM184 235H186V236H184ZM213 235V236H212ZM219 235V236H218ZM237 235V236H238ZM252 235H253V238H255L256 239V241L255 242H253L254 241V239H252ZM261 235H263L264 236V234H261ZM260 235V236H261ZM36 236H37V238H36ZM41 236H42V238H41ZM43 236H45V237H43ZM64 236H68V238L67 237H65V238H67V239H65L64 238ZM75 236V237H74ZM96 236L98 237V238H96ZM104 236V237H103ZM151 237V238H149V237ZM181 238H179V237ZM195 236H197V238H195ZM207 236H208V238H207ZM212 236V237H211ZM223 236V237H222ZM247 235H246V237H248ZM6 237H8V238H6ZM25 237V238H24ZM47 237H48V240H47ZM83 237H84V240H86L87 238H88V240H86V246L84 245V241H83ZM87 237V238H86ZM106 237H109V239H106ZM119 237V238H118ZM121 237H122V239H121ZM175 237V239H173ZM184 237H187V238H184ZM190 237V238H189ZM202 237H204V238H202ZM210 237V238H209ZM225 237V238H224ZM227 237H228V239H227ZM234 237V238H233ZM23 238L25 239V241L23 240ZM44 238H46V239H44ZM55 238V236H54V243H55V241L57 240ZM75 238H77V241H75L76 239ZM86 238V239H85ZM90 238V239H89ZM149 238V239H148ZM152 238H154V239H152ZM214 238V239H213ZM220 238V239H219ZM230 238H232V239H230ZM237 238V239H236ZM27 239L29 240V242L27 241ZM31 239H34L33 241H37V239H38V241H40V243H42V242H44V243H42L41 245H45V243H46V245H47V243H48V245L46 246V247H44V246H41V248L44 250V248L45 249H48L47 251H48V253H47V251L46 250H44L43 252L41 251L42 249H37V246H40L39 245V242L37 243L38 245L37 246H35L36 245V243L35 242H33ZM42 239V240H41ZM56 239V240H55ZM104 239H106V241L104 240ZM111 239V240H110ZM149 241H148V240ZM156 239L158 240V239H161L162 240V242H161V240H158V241H156ZM177 239V240H176ZM184 239H185V242H184ZM201 239V240H200ZM205 239H207V241H205ZM239 239H242V241L240 240V241H238ZM9 240H11L10 242H9ZM17 240H19L20 241V243H17V242H19V241H17ZM22 240H23V242H22ZM44 240V241H43ZM57 240V241H58ZM90 240H92V241H90ZM96 240V241H95ZM98 240H100L99 242H98ZM109 240V241H108ZM118 240H120V241H118ZM156 242H155V241ZM163 240H165V241H163ZM183 240V241H182ZM188 240V242H186ZM191 240H194V241H192V243H193V246L191 247ZM203 240H204V242L206 243H208V245H207V243L205 244L204 242H203ZM213 240H220V241H218V242H220V243H222L221 245H223V246H221L220 245V243H218L217 244V242L216 241H213ZM222 240V241H221ZM226 240L228 241V242H226ZM233 242H232V241ZM236 240V241H235ZM243 240H246V241H243ZM258 240V241H257ZM2 241V242H1ZM30 241H32V243H35V244H33L34 245V247H32L31 248V246H32V243H30ZM68 241V242H67ZM96 243H98V244H96L97 245V247H95V242ZM112 241V242H111ZM150 241H154L155 243H156V245H157V243L158 244H161V248L162 249H164V250H162L161 248L160 249H158V246L159 245H152L151 246V244L152 243H154V242H150ZM169 241V242H168ZM171 241V242H170ZM174 241V242H173ZM176 241V242H175ZM190 241V242H189ZM196 241H198V242H196ZM199 241L202 243V248L203 247H205L206 245V247L205 248H200L201 247V245H198L199 244ZM213 241V242H212ZM224 241V242H223ZM231 241V242H230ZM238 241V242H237ZM248 241V242H247ZM15 242L17 243V244H15ZM25 242H28V243H25ZM63 242H65V245H66V248L64 247L65 245H63L64 243ZM71 244H70V243ZM88 242V243H87ZM94 244L93 246H92V248L93 247H95V248H93L94 250L96 249V252L94 253L93 251L94 250H92L91 248H90V245L92 244V243ZM101 242V243H100ZM117 242H119L120 243V246H119V243H117ZM127 242H129V244H130V246H129V244L127 243ZM149 242L151 243L150 245H149ZM168 242V243H167ZM179 242V245L177 244ZM182 242H184V243H182ZM237 242V243H236ZM242 242H243V244H242ZM245 242L246 243H248V244H245ZM251 242H253L254 244H256V242H257V246L256 245H254L253 243H251ZM263 243V244H260V243ZM4 243V244H3ZM11 243H14L15 245H13V244H11ZM23 243V244H22ZM29 243H30V245H29ZM58 244H59V241L57 242ZM56 243V244H57ZM63 243V244H62ZM66 243H69L72 247H70L68 244H66ZM90 243V244H89ZM125 243V244H124ZM188 244V243H191L190 244V246H189V244L188 245H186V244ZM195 243H197V244H195ZM200 243V244H201ZM212 243V245L213 246H211L210 244ZM214 243H215V245H214ZM224 243V244H223ZM225 243H228V244H225ZM234 243V244H233ZM260 245H259V244ZM2 244L3 245H5L4 246V248H3V246H2ZM22 244V245H21ZM25 244V245H24ZM29 245V246H26V245ZM58 244H57V246H58ZM104 244H105V246H104ZM110 244V245H109ZM113 244V245H112ZM165 244H167V245H165ZM171 244V245H170ZM175 244V245H174ZM180 244H183V245H180ZM229 244H230V246H229ZM233 244V245H232ZM237 244V245H236ZM238 244H241L240 245V247L238 246ZM245 244V245H244ZM251 244H253L255 247H257L256 249H255V247L254 246H252ZM11 245H13L14 246V248H12L13 246H11ZM20 245H21V248H20ZM62 245H63V247H62ZM83 247H82V246ZM89 245V247H87ZM102 245H101V247H102ZM109 245V246H108ZM112 245V246H111ZM115 245V246H114ZM118 245V246H117ZM124 245L126 246V247H124ZM149 245V246H148ZM163 245H165V248L163 247ZM170 245V247H167V250L169 251H167L166 250V246H169ZM177 245V246H176ZM195 245H197L196 247H195ZM217 245H219L220 246V248H218L219 246H217ZM233 246V248L234 249H236V251H238V250H240V248L242 249V250H240V251H238V253H236V251H234L233 250V248H231V250L229 249L228 250V248H230V247H232ZM243 245L245 246V248L243 247ZM249 246V245H251L250 247H252V249L249 247V249L251 250H249L248 248H247V246ZM262 245V246H261ZM16 246V247H15ZM22 246H25L24 248H23V250H22ZM56 246V245H55ZM69 248H68V247ZM128 246V247H127ZM154 246V247H153ZM178 246H180V249H179V247ZM182 246H183V248H182ZM189 246V247H188ZM209 246H211V249H210V247ZM214 246H215V248H216V250H218V251H215V248H214ZM227 246H229V247H227ZM19 249H18V248ZM27 247H29V248H27ZM36 247V248H35ZM77 247L80 249V247L81 248H83L82 249V251H81V253H80V251L79 250H77ZM87 247V248H86ZM107 247L109 248V247H111V248H109L107 251H106V249H107ZM115 247V248H114ZM117 247V248H116ZM122 247V248H121ZM147 247V248H146ZM155 247H157V250H156V248ZM195 249H194V248ZM200 249H199V248ZM207 247H209V249H207V250H209V253H211V254H209L208 255V252L206 251V248ZM213 247V248H212ZM224 248V250H221L222 248ZM259 247V248H258ZM26 248V249H25ZM65 248V250H63ZM72 248H73V251H71V253L73 254V252H74V254H73V257H72V254L70 253V249L72 250ZM76 248V249H75ZM84 248H85V250H84ZM127 248V249H126ZM145 248V249H144ZM153 248V249H152ZM155 248V249H154ZM172 248H173V250H172ZM186 248V249H185ZM226 248V249H225ZM238 248V249H237ZM244 248V249H243ZM247 248V249H246ZM14 249H17L16 251L14 250ZM25 249V250H24ZM30 249V250H29ZM34 249H37V250H40V251H37V250H35L34 251ZM67 249H68V251H67ZM90 250L91 251V253L92 254H90V251H88V252H86V250ZM114 249V250H113ZM116 249V250H115ZM131 249V250H130ZM192 249H193V251H192ZM199 251H198V250ZM205 249V250H204ZM214 249V250H213ZM246 249V250H245ZM254 249V250H253ZM21 250V251H20ZM29 250V251H28ZM31 250H33L32 252H31ZM117 250L119 251V252H117ZM162 250V251H161ZM175 250V251H174ZM180 250H186L184 253H183V251H180ZM200 250H204L205 252H203V251H200ZM233 250V251H232ZM259 250H260V252H259ZM12 251H15V253L16 252H18V253H14V252H12ZM20 251V252H19ZM25 251H26V253H29V252H31V253H29L30 254V256L28 257V254H26L25 253ZM61 251V252H60ZM67 251V252H66ZM75 251H78V254H77V252H75ZM111 252V254H110V252ZM113 251V252H112ZM139 252V254H138V252ZM146 251H147V253H146ZM149 251H150V253H149ZM172 251H174V252H172ZM179 251V252H178ZM191 251H192V253L194 252V253H196V254H192L191 253ZM198 251V252H197ZM210 251H213V254H212V252H210ZM225 251H227V252H225ZM229 251V252H228ZM230 251H232V252H230ZM257 251V252H256ZM262 251V252H261ZM41 252V253H40ZM45 252V253H44ZM56 252H58L59 254H61V255H58V254H56ZM65 252V253H64ZM82 252H85V253H83V254H85V255H88V253H89V255L91 256L90 258L89 257H87V259H86V262H85V258H84V256H83V254H82ZM145 252V253H144ZM163 254H162V253ZM165 252V253H164ZM171 252H172V254H171ZM175 252H177V253H175ZM180 252H182V253H180ZM199 252H202V253H199ZM217 253V255H216V253ZM221 252H223V253H221ZM240 252V253H239ZM248 252V253H247ZM251 254H250V253ZM256 252V253H255ZM9 253H13V254H11V256L9 255ZM21 253H22V255H21ZM24 253V254H23ZM39 253V254H38ZM42 253H43V255H45V257L43 256V257H41V255H42ZM94 253V254H93ZM108 253L110 254V256H108ZM117 253V254H116ZM119 253V254H118ZM133 253H134V255H133ZM159 253V254H158ZM166 253H168V254H166ZM175 253V254H174ZM205 253H207V255H206V257L204 256L205 255ZM225 253H227L228 254V256L225 254ZM245 255H244V254ZM260 253V254H259ZM3 253L2 254H0V255H4ZM20 255V257H22V258H20L19 257V261H18V257L16 256V258L14 257L15 255ZM68 254V255H67ZM80 254V255H79ZM82 254V255H81ZM113 254H116V255H113ZM130 256H132L133 258H131V257H129V255ZM162 254V255H161ZM165 254V255H164ZM178 256H177V255ZM183 254H184V256H183ZM191 255L190 257H189V255ZM200 254V255H199ZM202 254H204V255H202ZM14 255V256H13ZM24 255V256H23ZM27 255V257H25ZM32 255V256H31ZM35 255L37 256V257H35ZM48 255V256H47ZM50 255H52V256H54V257H52V256H50ZM56 255H58V256H56ZM67 257H66V256ZM71 255V256H70ZM75 255V256H74ZM77 255V256H76ZM88 255V256H89ZM103 257H102V256ZM137 255V257L135 258V256ZM145 255V256H144ZM188 255V256H187ZM196 255V256H195ZM218 255L220 256V257H218ZM224 255H226V256H224ZM241 256V257H239V256ZM247 255H249V256H247ZM254 255V256H253ZM257 255V256H256ZM263 255V256H262ZM60 256H62V260H61V257ZM65 258H64V257ZM72 257L71 259L69 258V257ZM80 256L82 257V258H80ZM140 256V257H139ZM147 256V257H146ZM156 256V257H155ZM182 256V257H181ZM198 256V257H197ZM208 256V257H207ZM210 256V257H209ZM217 256V258H215ZM224 256V257H223ZM230 256H233L232 258L230 257ZM234 256H236V258L234 257ZM243 256V257H242ZM251 256V257H250ZM252 256L254 257V259H253V261H252ZM1 257H0V259H1ZM24 257V258H23ZM47 257V258H46ZM52 257V258H51ZM57 257V258H56ZM74 257H77V258H79V259H76V258H74ZM107 257H108V259H110V261L107 259ZM109 257H113V258H109ZM121 259H120V258ZM124 257V258H123ZM159 257H162V258H159ZM187 257H188V259H187ZM195 257V258H194ZM216 259H214V258ZM221 257H223V258H221ZM258 257H260L259 259H258ZM261 257H263V259L261 258ZM41 258H42V260H41ZM91 259V260H89V259ZM116 258H119L120 260H118V259H116ZM131 259L130 261L128 260V259ZM141 258H143L144 259V261H143V259H141ZM146 258V259H145ZM156 258V259H155ZM166 258H167V261H166ZM198 258H200L199 260H198ZM203 258V259H202ZM209 258H212V260H214V261H212L211 259H209ZM219 258V259H218ZM225 258V259H224ZM228 258V259H227ZM230 258H231V261H230ZM235 258V259H234ZM237 258H239V259H237ZM45 259V260H44ZM50 259H55V260H50ZM65 259L67 260V263H66V261H65ZM70 259V260H69ZM75 259V260H74ZM108 261H107V260ZM112 259L114 260L115 259V261L114 262H112ZM149 259V260H148ZM172 261H171V260ZM185 259V260H184ZM189 259H194V260H189ZM218 259V260H217ZM243 259H245V260H243ZM261 259V260H260ZM48 262H47V261ZM57 260V261H56ZM82 260H83V262H82ZM97 260V261H96ZM99 260V261H98ZM116 260H118L119 262H116ZM158 260V261H157ZM163 260H165V261H163ZM178 260V261H177ZM196 260V261H195ZM209 260L211 261V262H209ZM222 260V261H221ZM226 260H228L227 262H226ZM240 260V261H239ZM250 260V261H249ZM257 260V261H256ZM65 261V262H64ZM72 261V262H71ZM74 261H75V263H74ZM90 261V262H89ZM107 261V262H106ZM133 261V262H132ZM146 261V262H145ZM153 261H155V262H153ZM170 261H171V263H170ZM175 261H177V262H175ZM188 261V262H187ZM191 261V262H190ZM192 261H194V262H192ZM208 261V262H207ZM219 261V262H218ZM221 261V262H220ZM232 262V261H235V262H233V263H230V262ZM243 261V262H242ZM249 261V262H248ZM260 261V262H259ZM261 261H263L262 263H261ZM15 262V263H14ZM44 262V263H43ZM50 262V263H49ZM78 262V263H77ZM92 262V263H91ZM110 262V263H109ZM138 262V263H137ZM150 262V263H149ZM180 262H182V263H180ZM184 262V263H183ZM205 262V263H204ZM57 263V264H58Z\"/></svg>", "mask_w": 264, "mask_h": 264}, {"label": "bare ground", "instance_id": "obj_2", "mask_svg": "<svg viewBox=\"0 0 264 264\" xmlns=\"http://www.w3.org/2000/svg\"><path fill=\"white\" fill-rule=\"evenodd\" d=\"M49 1V0H48ZM54 1V0H53ZM95 1V0H94ZM97 1H100V0H96L95 1V4H97L98 5V3H96ZM115 1H118V0H115ZM127 1H129V2H131V4H132V2H134L135 3V0H126V2ZM39 2V0H0V4H1V6H2V8L0 9L1 10V12H0V49H2V47H13L14 46V43L16 42H14L13 43V39H15L16 37H17V35L18 34H20V37H21V33H22V35L24 34L25 36H28L29 34H31V35H29V37L30 36H33V34H32V32L30 31L31 30V28L33 29V25L32 26H30L31 28L29 29V28H27V26H22V25H20L19 23H17L16 22V18L18 17V16H20L21 17V15L22 14H24V13H26L28 10V8L29 7H31V6H34L35 4H37ZM113 2V3H112ZM125 2V3H126ZM136 2H137V0H136ZM103 3V2H102ZM112 3V4H111ZM111 5L108 7L106 4L104 5V4H101V2H100V5H102V6H104V7H101L100 5H98V6H100L101 7V9L103 10V13H100V14H92V15H88V17L86 16V15H82L81 13H83V12H78V11H80V9L78 10V8L76 9V13L78 12V15L76 16V13H75V19L74 18H72V22H74V23H72V27H70V25H68L69 26V28H72V30H71V33L69 34V29L68 28H66V29H68L69 31H67L68 32V34H67V32L66 33H64V36H65V34L67 35V37H65V41L68 39V41H67V43H69L68 44V47H67V49H65V51H63V48H61V50L63 51V52H59L60 54H58V55H54V57L55 56H58L59 58L61 57L62 59H61V61L59 60H57V61H55L56 60V58H54L53 59V54L51 53V54H47L48 56H46L45 55V57H44V60L42 61V58L40 59V61H42V62H40V61H38V62H36L38 59L36 58H34V56H33V58L35 59H33L32 58V56L31 57H29L28 56V58H27V54H26V56H25V54H23L24 55V58H23V60H20V58L21 57H23V56H20V53L18 52V54H19V57H15V56H18V55H15L14 56V59L15 58H19V60L17 59V60H14V59H9L10 57H12L13 58V56H11V55H9L10 57H7L8 58V60H11L10 62H8V64L6 65V67L5 66H3L2 64L0 65V71H3V72H5V78H4V80L6 79V82L8 81V82H16L17 83V85L15 86V88H9V89H7V90H4V91H2L1 90V88L2 87H4V86H2V87H0V161H2L3 162V160L5 159V158H7V157H13V156H16V158H18V156L17 155H28V154H30V153H33L34 151L36 152V150L38 149V146H43V148L45 149V156L44 157H42V158H40V165H43V164H45V162L46 161H49L50 163H55V164H60L61 165V167L62 168H64V174L63 175H67V177L65 178L64 176H63V178H65V179H63L64 180V182H65V180H67V178L68 179H70L69 178V176L71 175H73V172L75 171V168H76V159H82V160H85L86 161V164H87V167L89 168V169H91V170H95V171H99L100 169H102V168H105L106 167V163L105 162H102V161H106V162H108L109 160H112V159H117V161H119V162H122V164L123 163H126V164H129V162H130V160L133 158V155L135 154V153H133V152H137V150H135V148L133 149V145L132 146H130V144H129V142H133L135 139H136V141L137 142H134L135 144H137V146H138V151L139 150H141V151H149V152H151V151H153L154 149H157V148H159V147H161V146H167V147H169V145L171 146V147H174L175 145L178 147L177 148V150L178 149H180V150H182L181 149V146H180V143L178 142V140L176 139L175 140V136H176V133L178 132V129L179 128H181V129H184V132L187 134V132H190L191 133V131L193 130V129H195L196 127H198V126H196L195 128H193V126L191 125V122L189 123V121H188V123H189V125L188 124H186V122L185 123H183V124H181L179 121L177 122V120L179 119V118H176V116L178 115H175V118L173 117L174 116V114H173V116H168V115H163V116H160V114L159 113H162L163 112V110H166V109H168V108H170V107H174L175 105H177V104H179V103H181L182 105H180V106H183V107H185V105H184V100H186V98L189 100V98H188V96L191 98H196V99H198V102L199 103H196V99H194V101H195V104L197 105V104H201V105H203V103L200 101L201 100V96H203V95H205L204 96V99H202L203 101H205V102H207V100L208 99H210V96L208 95V93H213L214 91H211L210 90V92H208V90L206 89L207 87L206 86H211V88H212V86H214L215 84L214 83H216V82H219V79L220 78H222V80H220L221 82L223 81V77H221L220 76V74L224 71V70H222L223 68H218L217 66V69H216V67L214 68L215 69V71L213 70V67H212V69H211V71H210V69L208 68L209 66H208V64H207V66H204V68L205 67H207L206 69H208V72H210V73H207V72H204V73H207V74H201L202 72L201 71H205L206 69H202L203 67H201V71L199 72L198 70L199 69H195V68H192L191 69V67L189 68L188 67V70L187 69H184V68H182V69H180L179 67H177V65H181L182 64V62H180V64H178V63H176L177 61H175L174 63H172V64H175V67H173V68H179V69H177V70H180V73H182L183 72V69L184 70H187V72H186V74L188 75V71H190V69L191 70H193V69H195V70H193V71H198L200 74H196V73H193V75H191V72H193V71H190V75H186L185 74V71H184V74L182 73V74H180V75H184V76H180L179 75V77H178V75H176V76H174V77H169V78H172V79H168L167 80V78H168V74H170L171 72H169L168 73V70L169 69H172L171 67H170V65H168V67H170L169 69H167V64H166V66L164 65L165 64V61L167 60V58H165V60H164V63H163V60H161V64H160V62H157V60H156V62L155 63H153V61H151V59L149 58V60H147L146 58V60H147V62H145L146 63V66L145 65H141V62H139L140 61V59H138L139 57H137L136 58V56H133V55H131L132 54V50H136L137 49V51L139 52L140 50L142 51V49L144 48V47H146V48H149V46L151 45V43H152V39H150V35L151 34H153V33H155V31H157V32H159L158 31V29L157 28H159V27H157V25L159 26V24H157L156 23V21L154 20V23H156V25H152V22H150L151 21V19H150V21L149 20H147V22H146V18L148 17V18H151V17H149L148 15L149 14H151V13H149V14H147V15H145L144 16V14L147 12V11H145L144 12V14H143V12L141 13V14H143V16H141L139 13H138V15H140V16H138V15H136L135 13V15L133 14V13H130V14H127L128 12H123L122 10H121V8L122 7H120V5L119 4H121L120 3V1H119V3H116V2H114V1H111ZM90 4H91V2H90ZM92 4H93V2H92ZM126 4H128V3H126ZM130 4V5H131ZM109 5V4H108ZM0 6V7H1ZM90 6V5H89ZM89 6H88V8H89ZM91 7V6H90ZM87 8V9H88ZM89 9H91V8H89ZM78 10V11H77ZM100 10V9H99ZM89 12H94L93 11V9H92V11H90V10H88ZM126 11V10H125ZM97 12V11H96ZM99 12H101V10L99 11ZM132 12V11H131ZM80 13V14H79ZM98 13V12H97ZM148 13V12H147ZM133 14V15H132ZM154 14V13H153ZM152 14V15H153ZM158 15V14H157ZM163 15V14H162ZM171 15V14H170ZM155 16H156V14H155ZM177 16V15H176ZM187 16H189V15H187ZM196 16V15H195ZM48 17V18H47ZM47 17H44V22L46 23V24H49L48 26H51V24L50 23H52V21L54 20V19H52V16L50 17V16H47ZM123 17H125V18H123ZM141 17H143L145 20H143V19H141L142 20V23L140 24V18ZM158 17V16H157ZM161 17H163V16H161ZM160 17V18H161ZM204 17V16H203ZM206 17V16H205ZM212 17H213V15H212ZM54 18V17H53ZM153 18V17H152ZM159 18V19H160ZM167 18V17H166ZM178 18V17H177ZM191 18V17H190ZM194 18V17H193ZM193 18H191V19H193ZM196 18V17H195ZM210 18V17H209ZM12 19V20H11ZM61 19H62V17H61ZM71 19V18H70ZM69 19V20H70ZM120 19H125V20H128V22H129V20H130V25H129V23H127V25H123L122 26V24H118V25H121V26H116L115 24L117 23L116 22V20L118 21V20H120ZM164 19V18H163ZM168 19V18H167ZM172 19V18H171ZM175 19H176V17H175ZM187 19H188V17H187ZM205 19V18H204ZM212 19V18H211ZM63 20H65V19H63ZM62 20V21H63ZM139 20V21H138ZM206 20V19H205ZM209 20V19H208ZM55 22L57 21V20H54ZM53 21V22H54ZM59 21V20H58ZM148 21L150 22V23H148ZM152 21H153V19H152ZM202 21V20H201ZM210 21V20H209ZM65 22H66V20H65ZM69 22V21H68ZM116 22V23H115ZM136 22H139V23H136ZM162 22V21H161ZM195 22V21H194ZM44 23V24H45ZM57 24H58V22H56ZM67 23V22H66ZM70 23H71V20H70ZM179 23V22H178ZM206 23V22H205ZM45 24V25H46ZM56 24V25H57ZM184 24V23H183ZM201 24V23H200ZM211 24V23H210ZM212 24H213V22H212ZM52 25H55V23H53ZM175 25V24H174ZM181 25V24H180ZM208 25V24H207ZM207 25H206V27H207ZM47 26V25H46ZM45 26V28H49L48 26L46 27ZM156 26V27H155ZM172 26V25H171ZM29 27V26H28ZM54 27H56V26H52V27H50V28H54ZM162 27V26H161ZM163 27H164V25H163ZM174 27H176V26H174ZM173 27V28H174ZM179 27V26H178ZM186 27H187V25H186ZM193 27V26H192ZM210 27V26H209ZM59 27H57V29H58ZM167 28H169L170 29V27H167ZM172 28V29H173ZM181 28V27H180ZM211 28V27H210ZM29 29V30H28ZM36 27H34V29H33V33H34V31H38L37 29H40V28H37L36 30ZM56 28H54L53 30L51 29V31L53 32V34H54V31H55V33H56V30H55ZM62 29V28H61ZM61 29H58V31H57V33L59 32V30H61ZM65 29V30H66ZM162 29H164V28H162ZM161 29V30H162ZM166 29V28H165ZM172 29H171V31H172ZM199 29V28H198ZM204 29H206V28H204ZM209 29V28H208ZM213 29V28H212ZM216 29V28H215ZM41 30H42V28H41ZM43 30H45L44 29V26H43ZM49 30V29H48ZM47 30V31H48ZM160 30V31H161ZM168 30V29H167ZM180 30V29H179ZM46 31V30H45ZM164 31V30H163ZM174 31V30H173ZM211 31V30H210ZM40 32L41 33H43V31H39L38 32V34H40ZM49 32H50V30H49ZM48 32V33H49ZM51 32V33H52ZM64 32V31H63ZM213 32V31H212ZM60 33V32H59ZM171 33V32H170ZM208 33V32H207ZM206 33V34H207ZM45 34V33H44ZM43 34V35H44ZM52 34V35H53ZM61 34V33H60ZM158 34V33H157ZM174 34V33H173ZM210 34V33H209ZM211 34H213V33H211ZM24 35L22 36L24 39L25 38H27V37H24ZM35 35V34H34ZM42 35V34H41ZM43 35H42V37H43ZM45 35H47V32H46V34ZM44 35V39H43V41L46 39V38H49L48 36L46 37ZM62 35V34H61ZM149 35V36H148ZM168 35H169V31H168ZM19 36V35H18ZM37 36V35H36ZM63 36V35H62ZM63 36V37H64ZM154 36V35H153ZM153 36H151V37H153ZM155 36H157V35H155ZM164 36H166V35H164ZM209 35H207V37H208ZM21 37V38H22ZM34 37V36H33ZM52 37V36H51ZM50 37V38H51ZM55 37V36H54ZM62 37V38H63ZM167 37H172L171 35L170 36H167ZM213 37V36H212ZM30 38H32V37H30ZM50 38L49 39H47V40H49V42L51 43V41H50ZM67 38V39H66ZM174 38V37H173ZM172 38V39H173ZM20 39V38H19ZM209 39V38H208ZM212 39V38H211ZM15 40H17V38L15 39ZM26 40H30L29 38H27ZM47 40H45V41H47ZM54 40V39H53ZM58 40V39H57ZM206 40V39H205ZM61 41V40H60ZM64 41V40H63ZM64 41V42H65ZM163 41H164V39H163ZM177 41V40H176ZM209 41H211V40H209ZM20 42H24V41H20ZM56 42V41H55ZM54 42V44H55V46L54 47H56V43ZM62 42V41H61ZM154 42V41H153ZM156 42L157 41H155V43L153 44V46H155V45H157L156 44ZM168 42V41H167ZM173 42V41H172ZM24 43H26V41L24 42ZM66 43V44H67ZM165 43V42H164ZM21 44V43H20ZM168 44V43H167ZM176 44H177V42H176ZM207 44V43H206ZM41 45V44H40ZM43 45V44H42ZM59 45V44H58ZM2 46V47H1ZM44 46V45H43ZM67 46V45H66ZM169 46V45H168ZM180 46V45H179ZM206 46V45H205ZM17 47V46H16ZM19 47V46H18ZM40 47H42V46H40ZM46 47H47V45H46ZM45 47V48H46ZM60 47V46H59ZM58 47V48H59ZM63 47V46H62ZM136 47V48H135ZM139 47V48H138ZM141 47H142V49H141ZM151 47V46H150ZM157 48H160V46H156ZM164 47V46H163ZM166 47V46H165ZM173 47V46H172ZM175 47H176V45H175ZM207 47V46H206ZM23 48V47H22ZM133 48V49H132ZM145 48V50L144 51H147V49ZM153 48V47H152ZM162 48V47H161ZM177 48H179L178 46H177ZM140 49V50H139ZM150 49V48H149ZM166 49V48H165ZM174 48H172V50H173ZM180 49V48H179ZM7 49H5V51H6ZM23 50H24V48H23ZM22 50V51H23ZM43 50V49H42ZM58 50V49H57ZM152 50V49H151ZM171 50V51H172ZM2 51L3 52H5L4 51V49H2ZM13 51H16V50H13ZM13 51H11V53H13ZM18 51V50H17ZM19 51H20V49H19ZM25 51V50H24ZM60 51V50H59ZM136 51V52H137ZM153 51V50H152ZM152 51H150V55H151V52ZM154 51H155V49H154ZM154 51H153V53H154ZM156 51L157 52H159V50H157L156 49ZM169 51V50H168ZM176 51V50H175ZM179 51V50H178ZM27 52V51H26ZM29 52H31V51H29ZM54 52H57V51H54ZM130 52H131V54H130ZM143 52V51H142ZM148 52V51H147ZM144 53V55H146V54H148V53ZM156 52V53H157ZM161 52H163L162 50H161ZM0 53H1V57H3L2 56V52L0 51ZM6 56H8V51H6ZM24 53V52H23ZM32 53V52H31ZM46 52H44V54H45ZM50 53V52H49ZM139 53H141V52H139ZM142 53V54H143ZM168 53V52H167ZM178 53V52H177ZM10 54V53H9ZM15 54V52L12 54V55H14ZM17 54V53H16ZM57 54V53H56ZM114 54H115V56H114ZM133 54H134V51H133ZM137 54V53H136ZM136 54H134V55H136ZM141 54V55H142ZM165 54V53H164ZM163 54V55H164ZM4 55V54H3ZM31 55H33V54H31ZM36 55V54H35ZM139 54H137V56H138ZM149 55V54H148ZM155 55V54H154ZM166 55V54H165ZM168 55V54H167ZM50 56V58L48 59V57ZM143 56V55H142ZM152 56V55H151ZM26 57V58H25ZM42 57V56H41ZM58 57H57V59H58ZM117 57L119 58V59H121V58H124L123 60L125 61L124 63H126V67L123 65V62H122V65L126 68H124L123 66H121V65H119V62H117L118 61V59H117ZM170 57V56H169ZM6 58V57H5ZM4 57H3V59H5ZM29 58H31V59H29ZM136 58V59H135ZM143 58V57H142ZM141 58V59H142ZM3 59H1V60H3ZM22 59V58H21ZM24 59H28L27 61H24ZM139 61H138V60ZM173 59V58H172ZM6 61H7V59H5ZM137 60V61H136ZM142 60H144V59H142ZM141 60V61H142ZM160 59H158V61H159ZM170 60V59H169ZM168 60V61H169ZM5 61V62H6ZM200 61V60H199ZM263 61H264V59H263ZM138 62L140 63V66H141V68L139 67L138 68V66H139V64H138ZM149 62H151V63H149ZM2 63H4V62H2ZM7 63V62H6ZM5 63V64H6ZM142 63H144V62H142ZM144 63V64H145ZM185 63V62H184ZM183 63V64H184ZM202 63H204L205 64V61L204 62H202ZM4 64V65H5ZM25 64H27V66L25 65ZM138 64V66H137V69H135V67H136V65ZM163 64V65H162ZM199 64H201V63H199ZM197 65L196 67H198V66H200V65ZM204 64H202L201 66H203ZM252 65H254V64H250V65H248L249 67L250 66H252ZM145 66V67H144ZM174 66V65H173ZM182 67H184L183 65H181ZM187 66V65H186ZM245 67H248V66H246V65H244ZM144 67V68H143ZM195 67V66H194ZM243 67V66H242ZM241 67V68H242ZM244 67V68H245ZM253 67H257V66H252L251 67V70H253V72H254V68ZM24 68V69H23ZM28 68V69H32V71L34 70L35 71V69H37V71H39V76H38V81L35 79V77H34V79H32V80H29L28 79V77H27V75L25 74L26 73V69ZM185 68H187V67H185ZM241 68L239 69V68H237L238 70H241ZM244 68H242V69H244ZM253 68V69H252ZM260 69V71L258 70H255L256 72H258L257 74H255V73H252V72H250V70H248V69H250V68H246V70H248L249 71V73H244V71L246 72V70L244 69V70H242L243 72L242 73H240V71H238V74H240L241 75V77H239V75H236V76H238V78L235 76H231V77H233V78H231L230 76L228 77L227 76V74H226V76L228 77H226L228 80H230L231 82H233V80L232 79H234V78H237V79H234V81H239L238 79L240 78H243L242 79V82L243 83H240V81L239 82H237L238 84H235L234 82V84H231V82H230V84H229V82H227L226 81V78H224L225 80V83L227 82L228 84H227V86H226V89H227V87H231L229 90H235V89H238L237 91L235 90V92H236V95H237V93H238V91H240L239 93H242V91L246 88V91L244 90L243 92H245V93H242V94H245L246 95V98H247V96H249L248 95V92H249V94H250V98H252V96H251V93H250V88H252V87H254L255 89L256 88H258L260 91H257L256 90V92L255 93H258L259 92V94H260V92L262 93L263 91H264V63L263 64H261V62H260V67H259ZM88 69H91L92 70V73H93V71H94V73L97 75V73H99L103 78H109V81H110V79L112 78H114V77H117V79H118V77H120V78H122L124 81H125V92H123L124 91V89H122L123 91L121 92V96H119V94H118V92H120L116 87H115V85L113 86V85H110V83L108 84V80L106 79V81H104L105 79H102V77H101V79H97L98 78V76H94L93 74L91 75L90 73V75H83L82 73H83V71L85 72V70L86 71H88ZM23 70H26V71H24L23 72ZM176 70V71H177ZM212 70H213V72H212ZM37 71L35 72L36 74H38L37 73ZM169 71H171V70H169ZM207 71V70H206ZM31 72V71H30ZM88 72H90V71H88ZM87 72V73H88ZM103 72V73H102ZM173 72H175L174 71V69H173V71H172V73ZM197 72V73H198ZM228 72H230V74H231V71H229L228 70ZM227 71H226V73H228ZM234 72V71H233ZM1 73V72H0ZM33 73V72H32ZM171 73V74H172ZM176 73V72H175ZM175 73H173L174 75H175ZM236 74H237V72H235ZM243 73H244V75H243ZM177 74H179V72H177ZM196 74V75H195ZM229 74V73H228ZM3 75H4V73H3ZM29 75V74H28ZM223 75H224V73H223ZM246 75V77L244 78L243 76H245ZM225 76V75H224ZM26 77H27V80L28 81H24V80H26ZM30 78H31V76H29ZM97 77V78H96ZM167 77V78H166ZM220 77V78H219ZM219 78V79H218ZM247 78V79H246ZM112 79H111V81H112ZM115 80H116V78L114 79V82H115ZM246 80H248V82L246 81ZM121 82H122V80H120ZM123 81V82H124ZM244 81H246V83L244 82ZM7 82V83H8ZM221 82H220V84H221ZM15 83V84H16ZM20 83V84H19ZM120 83V82H119ZM224 83V84H225ZM113 84V83H112ZM219 84V83H218ZM218 84L216 85V89L218 90H220V88H221V86H218ZM223 83H222V85H224ZM3 85V84H2ZM117 85H119V84H117ZM120 85H122V84H120ZM226 85V84H225ZM7 86V85H6ZM8 86H9V84H8ZM11 86V85H10ZM39 86H41V88H39ZM122 86H124V85H122ZM245 86H249L248 88L249 89H247V87H245ZM205 88L206 89V91H207V93H205V90H203V88ZM208 87V88H209ZM220 87V88H219ZM7 88V87H6ZM121 88V87H120ZM213 88H215V86L213 87ZM222 88H224L223 86H222ZM3 89V88H2ZM5 89V88H4ZM200 89H202V90H200ZM239 89H243L242 91L241 90H239ZM255 89H254V91H255ZM40 90V91H39ZM99 90V91H98ZM215 90V89H214ZM228 90V89H227ZM226 90V91H227ZM233 90V91H234ZM2 91V92H1ZM93 91L94 92H99L100 94L98 95V97L97 98H95L96 100V102L95 103H97L96 104V106H94V104H93V102L91 103V101H93L92 99L90 100V98H91V96H90V94H91V92L93 93ZM224 91H225V89L224 90H222V91H219L220 93H221V96H217L218 94L217 93H215V95L213 94L212 95V93H211V96L213 97V96H217V97H215V100H214V97L212 98L213 100H212V102H215V101H217L216 100V98H218L219 97V99H218V103H219V100H220V98L222 97V99L221 100H223V101H225V99H223L224 97L223 96H226V95H223V94H226V91H225V93H224ZM233 91H231V92H229L230 94H228L229 95V98H231V94H232V92ZM248 91V92H247ZM254 91H251V92H253L254 93ZM205 93V94H202V93ZM218 92V93H219ZM223 92V93H222ZM219 93V94H220ZM234 93V92H233ZM252 93V94H253ZM253 94V95H256V94ZM206 94H207V96L209 97L208 99L206 98ZM259 94L257 95V96H259ZM262 94H264V92L262 93ZM223 95V96H222ZM228 95H227V98H228ZM236 95H232L233 97H235ZM241 95V94H240ZM244 95V96H245ZM261 95V94H260ZM89 96H90V98H89ZM243 95H241V96H239V94H238V99L240 98L241 99V97H242ZM257 96H255V97H257ZM233 97H232V99H233ZM254 97V96H253ZM261 97H262V95H261ZM243 98H245V97H243ZM249 98V99H250ZM257 98H260V97H257ZM207 99V100H206ZM231 99V100H232ZM237 99V98H236ZM236 99H233V101L234 100H236ZM236 100L235 102H237V101H240V100ZM261 99V98H260ZM262 99H263V97H262ZM261 99V100H262ZM192 100V99H191ZM242 100H244V99H241V103L243 102ZM250 100H252V99H250ZM254 100H255V98H254ZM184 101V102H183ZM228 101H229V99H228ZM246 101V100H245ZM248 101V100H247ZM246 101V102H247ZM264 101V99L262 100V102ZM186 102H188V101H186ZM185 102V104H186V107H188L187 105H188V103H186ZM191 102V101H190ZM190 102H189V104H190ZM209 102V101H208ZM220 102H222V101H220ZM249 102V101H248ZM89 103H91V104H89ZM192 103H193V101H192ZM191 103V104H192ZM216 103V102H215ZM229 103V102H228ZM239 103V102H238ZM190 104V105H191ZM194 104V103H193ZM195 104L193 105V106H195ZM206 104H208V103H206ZM205 104V105H206ZM210 104H212L211 102H210ZM209 104V105H210ZM221 104V103H220ZM222 104H224L223 102H222ZM230 104H234V103H230ZM243 104V103H242ZM246 103L244 102V105H245ZM200 105V106H201ZM213 105V104H212ZM219 105V104H218ZM239 105V104H238ZM262 105H264V104H262ZM178 107H179V105H177ZM192 106V105H191ZM190 106V107H191ZM198 106V105H197ZM183 107H179L180 108V110L183 108ZM186 107L184 108V109H186ZM190 107L188 108L189 110H190ZM199 107V106H198ZM197 107V108H198ZM208 107V106H207ZM210 107H212V106H210ZM214 107H216V106H214ZM218 107V106H217ZM223 107V106H222ZM234 107V106H233ZM232 107V108H233ZM241 107V106H240ZM243 107V106H242ZM253 107V106H252ZM251 107V108H252ZM258 107H260V106H258ZM175 108V107H174ZM213 108V107H212ZM211 108V109H212ZM247 108V107H246ZM245 108V109H246ZM250 108V107H249ZM248 108V110H250ZM173 109V108H172ZM201 109V108H200ZM203 109H204V107H203ZM208 109V108H207ZM210 109V108H209ZM220 109V108H219ZM254 109V108H253ZM174 110V109H173ZM212 110H215V109H212ZM223 110H225L224 108H223ZM227 110H229V108L227 109ZM241 110V109H240ZM239 109H238V111H240ZM247 110V109H246ZM177 111V110H176ZM175 111V112H176ZM182 111H183V109H182ZM185 111V110H184ZM195 111V110H194ZM206 111V110H205ZM218 111V110H217ZM230 111H231V109H230ZM237 111V112H238ZM179 112H181V111H179ZM204 112V111H203ZM202 112V113H203ZM211 112L212 111H210V114H208V112H207V114L208 115H211ZM221 112V111H220ZM243 112V111H242ZM250 113L252 112V110H250L249 111ZM263 112H264V107H263V111H262V114H263ZM166 113H168V112H166ZM173 113V112H172ZM181 113H183V112H181ZM185 113V112H184ZM184 113H183V115H184ZM206 113V112H205ZM216 113V112H215ZM214 113V114H215ZM229 113V112H228ZM246 113H248L247 111H246ZM253 113H255V112H253ZM197 114V113H196ZM204 114V113H203ZM225 114L227 115V113L225 112ZM230 114H231V112H230ZM229 114V115H230ZM237 113H235L234 115H236ZM241 114V113H240ZM261 114V113H260ZM259 114V115H260ZM261 114V115H262ZM143 115H148V120L146 121H144V118H141L140 116H143ZM179 115H181L180 113H179ZM186 115V114H185ZM189 115V114H188ZM191 115H193L192 113H191ZM202 115V114H201ZM216 115V114H215ZM223 115H224V113H223ZM226 115H224V116H226ZM229 115H227L228 117H229ZM239 115V114H238ZM244 115H245V113H244ZM248 115V114H247ZM246 115V116H247ZM250 115H252V113L250 114ZM254 115V114H253ZM190 116V115H189ZM212 116V115H211ZM214 116V115H213ZM212 116V117H213ZM217 116V115H216ZM220 116H222V115H220ZM245 116V117H246ZM147 117V116H146ZM186 117V116H185ZM233 117V116H232ZM235 117V116H234ZM233 117V118H234ZM250 117V116H249ZM262 117V116H261ZM263 117H264V114H263ZM187 118V117H186ZM217 118V117H216ZM184 119V118H183ZM182 119V120H183ZM188 119V118H187ZM187 119H186V121H187ZM213 119H214V117H213ZM230 119H232V118H230ZM237 119V118H236ZM241 123H243V118L241 117ZM185 120V119H184ZM199 120V121H198ZM198 122H197V125H199L200 123H201V119L200 118H198ZM226 120V119H225ZM246 120V119H245ZM261 120H262V118H261ZM264 120V119H263ZM216 121V120H215ZM222 121H224V119H222ZM237 121L239 122V120L237 119ZM236 121V122H237ZM219 122V121H218ZM228 122V121H227ZM256 122H258V121H256ZM262 122V125L264 124L263 123V121H261ZM260 122V123H261ZM225 123V122H224ZM228 123H231V122H228ZM233 123H235V121L233 122ZM259 123V124H260ZM208 124V123H207ZM238 123H236L235 125L238 127L239 125H237ZM255 124V123H254ZM212 125V124H211ZM218 125V124H217ZM241 125V124H240ZM256 125H257V123H256ZM261 125V124H260ZM259 125V126H260ZM202 126V125H201ZM205 127H206V125H204ZM213 126H214V124H213ZM222 126H224V125H222ZM227 126V125H226ZM229 126V125H228ZM235 126V127H236ZM242 126V125H241ZM264 126V125H263ZM200 127V126H199ZM217 128V127H216ZM229 128H230V126H229ZM239 128V127H238ZM243 128V127H242ZM260 128V127H259ZM198 129V128H197ZM205 129V128H204ZM225 129H228L227 127L225 128ZM235 129V128H234ZM240 130H241V128H239ZM256 129H258V126L256 127ZM264 129V128H263ZM263 129L261 130L262 132H263ZM218 130V129H217ZM247 130H248V128H247ZM82 131H88V132H93L94 134V136L96 137V138H99L101 141L99 142H97V140H99V139H97L96 140V142L97 143H95V142H92V140H83L86 144H85V147H86V145H87V148H86V150L85 149H83V148H80L79 147V150H77L76 151V157H74L73 155H72V153L74 154V151H72V153H71V148H73V149H75V147H72V145L74 146V144L73 143H76V142H80L81 140V138L79 139V137H78V139L80 140H78V139H74V138H76L77 137V135L78 134H81L82 133ZM203 131V130H202ZM230 131V130H229ZM233 131V130H232ZM197 133H198V131H196ZM241 131H239V132H237V133H239L240 135H241V133H240ZM243 132L244 133H247V132H245V128L243 129ZM261 132V133H262ZM209 133H212V132H210V131H208V134ZM216 133V132H215ZM221 133V132H220ZM223 133H224V131H223ZM222 133V134H223ZM226 133V132H225ZM224 133V134H225ZM228 133V132H227ZM249 133H250V131H249ZM260 133V132H259ZM260 133V134H261ZM97 136H96V135ZM207 134V135H208ZM217 134H219V132H217ZM221 134V135H222ZM263 134V133H262ZM83 134H81V136H82ZM92 135V134H91ZM194 135V134H193ZM200 135V134H199ZM198 135V136H199ZM212 135V134H211ZM211 135H209V136H211ZM220 135V134H219ZM218 135V136H219ZM220 135V136H221ZM225 135H227V134H225ZM247 135L249 136L250 134H248L247 133ZM80 136V137H81ZM83 136H85V135H83ZM104 136H107V137H109L110 136V138H111V136H113L114 137V139H115V141H114V143H112V141H111V143L110 142H105L104 140H103V137ZM189 136H191V135H189ZM195 136V135H194ZM218 136L216 137V138H218ZM232 136V135H231ZM230 134L227 136V137H229V139H230ZM236 136H238V135H236ZM241 136H243V135H241ZM244 136H246V134L244 135ZM261 136L263 137V135H260V137L259 138H261ZM89 137V136H88ZM87 137V138H88ZM112 137V138H113ZM184 137V136H183ZM224 137H226V136H224ZM223 137V138H224ZM226 137V138H227ZM251 137V136H250ZM106 138V137H105ZM202 138H203V136H202ZM206 138V137H205ZM208 138V137H207ZM207 138H206V141H207ZM213 138V137H212ZM235 139L237 138V137H234ZM241 138V137H240ZM239 138V139H240ZM84 139H85V137H84ZM88 139H90V138H88ZM95 139V138H94ZM204 139V138H203ZM234 139V140H235ZM241 139H243V137L241 138ZM250 139V138H249ZM76 140H78V141H76ZM103 140V141H102ZM106 140H109V139H106ZM184 140V139H183ZM182 140V141H183ZM192 140V139H191ZM217 140V139H216ZM231 140H232V137H231ZM247 140H248V138H247ZM246 140V141H247ZM74 141V142H73ZM226 141H227V139H226ZM229 141V140H228ZM228 141H227V143H228ZM243 141H244V139H243ZM103 142V143H102ZM131 142V143H132ZM167 142H168V144H167ZM218 142V141H217ZM216 142V143H217ZM219 142H220V140H219ZM239 142H240V140H239ZM259 142V141H258ZM263 142V141H262ZM261 142V144H263L264 145V143H262ZM81 143H83V142H81ZM81 143H79V144H81ZM189 143V142H188ZM190 143H192V141L190 142ZM206 143V142H205ZM222 143V142H221ZM221 143H219V144H221ZM246 143V142H245ZM248 143H249V141H248ZM260 143V142H259ZM77 144V143H76ZM122 144H125L126 146L127 145H129L130 147H132V149L133 150H135V151H133L132 153H129L130 151L128 150L127 151V149H126V147L124 146V145H122ZM193 144V143H192ZM223 144V143H222ZM221 144V145H222ZM225 144H226V142H225ZM81 145H83L82 147H84V143L83 144H81ZM81 145H79V146H81ZM184 145V144H183ZM196 145V144H195ZM194 145V146H195ZM205 145H207V144H205ZM209 145V144H208ZM216 145H218V143L216 144ZM224 145V144H223ZM240 145V144H239ZM76 146V145H75ZM129 146H128V148H129ZM154 147V149H153V147ZM185 146V145H184ZM197 146H198V144H197ZM237 146H238V144H237ZM244 146L245 145H243L242 147L244 148ZM125 147V148H124ZM163 147H162V149H163ZM165 147H164V149H165ZM189 147V146H188ZM192 147V146H191ZM190 147V148H191ZM208 147V146H207ZM220 147V146H219ZM227 147V146H226ZM226 147H225V149H226ZM229 147V146H228ZM232 147V146H231ZM234 147V146H233ZM242 147H241V149H242ZM246 147V146H245ZM247 147H248V145H247ZM189 148V149H190ZM221 148H222V146H221ZM235 148H236V146H235ZM240 148V147H239ZM238 148V149H239ZM250 148H252V147H250ZM260 148V147H259ZM174 149V148H173ZM185 151L186 150H188V149H185V148H183ZM192 149V148H191ZM195 149V148H194ZM198 149V148H197ZM201 149V148H200ZM199 149V150H200ZM220 149V148H219ZM231 149L232 148H230V150L229 151H231ZM247 150H248V148H246ZM158 150V149H157ZM168 150H170V148L168 149L167 148V153H168ZM202 150V149H201ZM200 150V151H201ZM240 150V149H239ZM238 150V151H239ZM132 151V150H131ZM147 151V152H148ZM160 151V150H159ZM164 150H162V152H163ZM166 151V150H165ZM179 151V150H178ZM184 151V152H185ZM191 151V150H190ZM195 151V150H194ZM209 151H212V150H209ZM214 151V150H213ZM220 151V150H219ZM222 151H225V150H222ZM234 151V150H233ZM237 151V152H238ZM243 151H246V150H243ZM43 152H44V150H43ZM158 152V151H157ZM171 152V151H170ZM182 152V151H181ZM192 152V151H191ZM198 152V151H197ZM216 152V151H215ZM215 152H213V153H215ZM235 152H236V150H235ZM235 152H234V154H235ZM241 152V151H240ZM259 152H260V150H259ZM264 152V151H263ZM42 153V152H41ZM140 153H142V152H140ZM145 153V152H144ZM159 153V152H158ZM165 153V152H164ZM189 153V152H188ZM212 153V154H213ZM219 152L217 151V153L215 154L216 156H219V155H217ZM239 153V152H238ZM237 153V154H238ZM249 153H252V149H251V152H250V150H249ZM43 154V153H42ZM152 154V153H151ZM154 154H155V152H154ZM153 154V155H154ZM159 154H161V152L159 153ZM178 154V153H177ZM185 154V153H184ZM192 154V153H191ZM198 153H196V155H197ZM221 154H222V152H221ZM223 154H225V152L223 153ZM236 154V155H237ZM257 154H259L258 152L256 153V155L255 156H257ZM39 155V154H38ZM41 155V154H40ZM75 155V154H74ZM138 155V154H137ZM144 155V154H143ZM157 155V154H156ZM166 155V154H165ZM180 155H181V153L179 154V157H180ZM199 155V154H198ZM201 155V154H200ZM207 155V154H206ZM214 155V156H215ZM238 155H240L241 156V153L240 154H238ZM237 155V156H238ZM244 155H246V153H244ZM136 156V155H135ZM146 156V155H145ZM182 156H186V155H182ZM213 156V155H212ZM211 156V157H212ZM213 156V157H214ZM215 156V157H216ZM221 156V155H220ZM235 156V155H234ZM234 156H233V158H234ZM249 156H250V154H249ZM251 156H252V154H251ZM250 156V157H251ZM255 156H253L254 158H255ZM259 156V155H258ZM257 156V157H258ZM262 156V155H261ZM263 156H264V154H263ZM36 157V156H35ZM40 157V156H39ZM142 157V156H141ZM150 157H151V155H150ZM158 157V156H157ZM172 157V156H171ZM204 157H205V155H204ZM207 157V156H206ZM211 157H210V160H211ZM215 157H214V159H215ZM247 157H248V152H247ZM247 157H245V159L247 158ZM145 157H143V159H144ZM155 158V157H154ZM162 158V157H161ZM160 158V159H161ZM163 158H164V155H163ZM162 158V159H163ZM170 158V157H169ZM177 158V157H176ZM185 158V157H184ZM202 158V157H201ZM208 158H209V155H208ZM238 158H239V156H238ZM240 158H243V156L242 157H240ZM252 158V157H251ZM259 158V157H258ZM258 158H256L257 160H255V161H258L259 159ZM20 159V158H19ZM172 159V158H171ZM185 159H188V158H185ZM198 159V158H197ZM232 159V158H231ZM236 159V158H235ZM244 159V160H245ZM249 159V158H248ZM261 159V158H260ZM20 160H22V159H20ZM133 160V159H132ZM131 160V161H132ZM136 160V159H135ZM152 161H153V159H151ZM150 160V161H151ZM155 160V159H154ZM164 160V159H163ZM165 160H168V159H165ZM170 160V159H169ZM178 160H179V158H178ZM190 160H191V158H190ZM233 160V159H232ZM237 161H238V159H236ZM244 160H242L243 162H244V165H245V163L247 164V163H249L248 161L250 160L251 161V159H249L248 161H247V159H246V161L247 162H245ZM254 160V159H253ZM262 160V159H261ZM260 160V161H261ZM12 161V160H11ZM78 161L79 160H77V163H78ZM113 161V160H112ZM134 161V160H133ZM156 161V160H155ZM173 161V160H172ZM200 161V159L198 160V163L196 164L195 163V165H197V167H198V165H199V163L201 162H199ZM230 161V160H229ZM234 161V160H233ZM239 161H241V160H239ZM255 161L253 162V163H255ZM260 161H258L257 162V164L259 165L260 164ZM8 162V164L7 165H9V161H7ZM84 162V161H83ZM105 163V167H102V165H100V163ZM114 162H115V160H114ZM141 162V161H140ZM165 162V161H164ZM169 162V161H168ZM182 162H183V160H182ZM184 162H191V161H185L184 160ZM193 162V161H192ZM191 162V163H192ZM195 162H197V161H195ZM204 162V161H203ZM210 163H213V162H215V161H213V162H211V161H209ZM208 162V163H209ZM227 162H228V159H227ZM264 162V161H263ZM1 163V162H0ZM15 163H17V161L15 162ZM23 163V162H22ZM80 163V162H79ZM82 163V162H81ZM81 163H80V165H81ZM152 163H155V162H152ZM173 163V162H172ZM178 163V162H177ZM191 163H190V165H191ZM209 163V165H211ZM235 163V162H234ZM253 163H251L250 165H251V167L252 166H258V165H252ZM5 164V163H4ZM11 164V163H10ZM14 164V163H13ZM36 164H37V160H36ZM47 164V163H46ZM49 164V163H48ZM47 164V165H48ZM121 164V163H120ZM151 164V163H150ZM158 164V163H157ZM176 164V163H175ZM193 164V163H192ZM215 164V163H214ZM214 164H212L213 166H214ZM218 164V166H220V168L221 167H223V166H226V165H223V164H225V163H220L219 164V162L217 163ZM231 164H233L232 163V161H231ZM236 164V163H235ZM237 164H239V163H237ZM241 164V163H240ZM243 164V163H242ZM1 165H2V163H1ZM16 165V164H15ZM52 165V164H51ZM109 165V164H108ZM140 165V164H139ZM144 165V164H143ZM148 165H149V160H148ZM155 165H156V163H155ZM154 165V166H155ZM160 165V164H159ZM159 165H158V167H159ZM163 165H164V163H163ZM170 165V164H169ZM168 165V166H169ZM172 165H174V164H172ZM195 165H194V169H196V167H195ZM207 165V164H206ZM206 165H204L205 167H207L208 168V166H206ZM223 165V166H222ZM227 165H228V163H227ZM250 165H249V167H250ZM261 165V164H260ZM17 166V165H16ZM27 166V165H26ZM25 166V167H26ZM44 166V165H43ZM42 166V167H43ZM49 166H50V164H49ZM58 166V165H57ZM77 166H78V164H77ZM82 166V165H81ZM86 166V165H85ZM84 166V167H85ZM104 166V165H103ZM129 166V165H128ZM133 166H136L135 164H133ZM145 166H146V164H145ZM152 166H153V164H152ZM153 166V167H154ZM171 166V165H170ZM177 166V165H176ZM182 166V165H181ZM180 166V167H181ZM185 166V165H184ZM187 166V165H186ZM192 166V165H191ZM201 166V165H200ZM199 166V167H200ZM215 166H216V164H215ZM235 166V165H234ZM243 165H240L239 167H242ZM8 167V166H7ZM12 167V166H11ZM25 167H24V170H25ZM40 167V166H39ZM46 167V166H45ZM59 167V166H58ZM122 167H125V166H122ZM153 167L151 168L152 170H153ZM175 167V166H174ZM188 167H189V164H188ZM202 167H203V165H202ZM228 167L229 166H226L225 168H227V170H229L228 169ZM237 167V166H236ZM238 167V169H240ZM248 167V166H247ZM246 167V168H247ZM248 167V168H249ZM259 167V166H258ZM262 167H263V165H262ZM1 168V167H0ZM2 168H3V166H2ZM29 168H31V167H29ZM28 168V169H29ZM47 168H48V166H47ZM46 168V169H47ZM80 168H82V167H80ZM107 168V167H106ZM108 168H110V171H111V174H109V173H107L106 174V177H104V176H102L103 178H105L104 179V184L103 185H108L109 183H110V181H111V178H112V172L114 171V173L115 172H117L120 168H118V169H115L116 167H115V165L114 166H110V167H108ZM145 168V167H144ZM150 168V167H149ZM166 168V167H165ZM187 168V167H186ZM193 168V167H192ZM191 168V169H192ZM206 168V169H207ZM210 168V167H209ZM208 168V169H209ZM215 168V167H214ZM213 168V169H214ZM244 168V167H243ZM246 168H244V169H246ZM254 168V167H253ZM16 169V168H15ZM15 169H14V171H15ZM19 169V168H18ZM21 169V168H20ZM44 169V168H43ZM58 169V168H57ZM79 169V168H78ZM77 169V170H78ZM85 169V168H84ZM83 169V170H84ZM125 169V168H124ZM162 169V168H161ZM167 169V168H166ZM171 169V168H170ZM177 169V168H176ZM189 169V168H188ZM187 169V170H188ZM194 169H193V171H194ZM197 169H199V168H197ZM201 169V168H200ZM204 169V168H203ZM206 169H204V170H206ZM207 169V170H208ZM211 169V168H210ZM219 169V168H218ZM217 169V170H218ZM242 169V168H241ZM260 169V168H259ZM11 170V169H10ZM23 170V169H22ZM27 170V169H26ZM61 170V169H60ZM82 170V171H83ZM103 170V169H102ZM109 170V169H108ZM122 170V169H121ZM120 170V171H121ZM134 170V169H133ZM144 170V169H143ZM156 170H158L159 171V169L157 168ZM169 170V169H168ZM190 170V169H189ZM212 170V169H211ZM221 169H219V171H220ZM223 170H224V168H223ZM227 170L225 171V173L227 172ZM249 170V169H248ZM251 170V169H250ZM250 170L249 171H245L246 173H248V172H250ZM256 169H254L253 170V172L255 171ZM28 171V170H27ZM41 171V170H40ZM50 171V170H49ZM62 171V170H61ZM60 171V172H61ZM85 171V170H84ZM87 171V170H86ZM94 171V172H95ZM135 171V170H134ZM139 171H140V169H139ZM142 171V170H141ZM147 171H148V169H147ZM149 171H150V169H149ZM155 171V170H154ZM158 171H156V173L158 172ZM164 171H165V169H164ZM170 171V170H169ZM176 171V170H175ZM183 171V170H182ZM186 171V170H185ZM195 171H198V170H195ZM209 171V170H208ZM214 170H212V172H213ZM218 171V172H219ZM241 171V170H240ZM239 171V172H240ZM243 171V170H242ZM252 171V170H251ZM257 171H258V169H257ZM260 171V170H259ZM57 172H58V175H54V176H57L58 178H60L59 176H60V173H59V171L57 170ZM77 172H79V171H77ZM92 172V171H91ZM106 172H108V171H106ZM161 172V171H160ZM171 172H172V170H171ZM192 172V171H191ZM203 172V171H202ZM205 172V171H204ZM212 172H211V174H212ZM216 172V171H215ZM232 172H236V170L235 171H232ZM244 172V173H245ZM262 172V171H261ZM2 173V172H1ZM0 173V174H1ZM7 173V172H6ZM19 173V172H18ZM25 173V172H24ZM40 173V172H39ZM42 173H43V171H42ZM51 173V172H50ZM56 173V172H55ZM75 173H76V171H75ZM96 173V172H95ZM123 173H124V171H123ZM131 173V172H130ZM152 173V172H151ZM150 173V174H151ZM176 173V172H175ZM179 173H181V172H179ZM178 173V174H179ZM206 173V172H205ZM208 173V172H207ZM217 173V172H216ZM220 173H221V171L219 172V176H220ZM223 173H224V171H223ZM243 173V174H244ZM251 173V172H250ZM255 173V172H254ZM254 173L252 174V175H254ZM12 174V173H11ZM26 174H27V172H26ZM32 174V173H31ZM54 174V173H53ZM77 174V173H76ZM81 175H82V173H80ZM79 174V175H80ZM84 174H85V172H84ZM83 174V175H84ZM89 174V173H88ZM88 174H87V176H88ZM90 174H92V173H90ZM115 174H117V173H115ZM119 174V173H118ZM144 174H145V172H144ZM161 174V173H160ZM166 174H167V172H166ZM166 174H164V175H166ZM182 174V173H181ZM189 174V173H188ZM193 174H195V173H193ZM204 174V173H203ZM203 174H202V177H203ZM214 174V173H213ZM212 174V175H213ZM229 174H230V172H229ZM228 174V175H229ZM231 174H233V173H231ZM241 174V173H240ZM249 174V173H248ZM259 175L258 176H260L261 174H260V172L258 173ZM13 175V174H12ZM42 175V174H41ZM69 175V176H68ZM79 175L77 174V177H79ZM80 175V176H81ZM82 175V176H83ZM104 175V174H103ZM124 175V174H123ZM126 175H127V173H126ZM155 175V174H154ZM163 175V174H162ZM163 175V176H164ZM183 175H184V173H183ZM191 175H192V173H191ZM196 175V174H195ZM209 175V174H208ZM223 175V174H222ZM251 175V174H250ZM249 175V176H250ZM256 175H257V172H256ZM255 175V176H256ZM2 176V175H1ZM0 176V177H1ZM23 176V175H22ZM43 176V175H42ZM42 176H39V177H37V179H36V181L35 182H37V185H39L41 182H50V178H49V176H51L52 177V175H44V177H42ZM70 176V177H71ZM81 176V177H82ZM85 176V175H84ZM86 176V177H87ZM99 176V175H98ZM117 176V175H116ZM128 176V175H127ZM126 176V177H127ZM129 176H131V175H129ZM159 176V175H158ZM162 176V177H163ZM168 176V175H167ZM181 176V175H180ZM188 176V175H187ZM198 176V175H197ZM201 176V175H200ZM206 176H207V174H206ZM215 176V175H214ZM214 176H212V177H214ZM217 176V175H216ZM230 176V175H229ZM233 176H235V177H237L236 175H235V173H234V175H232L231 176V178L233 177ZM239 176V175H238ZM242 176V175H241ZM241 176H239L240 177V179L242 178ZM245 176V175H244ZM258 176H256V177H258ZM5 177V176H4ZM9 177H11V176H9ZM19 178H20V176H18ZM29 177V176H28ZM31 177V176H30ZM56 177V178H57ZM80 177V178H81ZM86 177H84L85 179H86ZM100 177V176H99ZM148 177H149V175H148ZM151 177V176H150ZM169 177V176H168ZM195 177V176H194ZM208 177V176H207ZM223 177H225V176H223ZM222 177V178H223ZM248 177V176H247ZM255 177V178H256ZM17 178V177H16ZM128 178V177H127ZM141 178H143V177H141ZM181 178V177H180ZM189 178V177H188ZM221 178V177H220ZM248 178H250V181H251V176L250 177H248ZM258 178H260V177H258ZM257 178V179H258ZM2 179H4V178H2ZM12 179V178H11ZM25 179H27V178H25ZM33 179V178H32ZM55 179V178H54ZM61 179V178H60ZM89 179V178H88ZM97 180H98V178H96ZM100 179V178H99ZM113 179H114V177H113ZM112 179V180H113ZM132 179V178H131ZM174 179V178H173ZM182 179H183V177H182ZM192 178L190 177V180H191ZM205 179V178H204ZM214 179H215V177H214ZM228 179V181H229V178H227ZM232 179H234V177L232 178ZM236 179V178H235ZM237 179H238V177H237ZM239 179V180H240ZM252 179H254V176H253V178ZM257 179H255L256 181H258ZM23 180V179H22ZM28 180V179H27ZM93 180V179H92ZM91 180V181H92ZM96 180V181H97ZM102 181H103V179H101ZM117 180V179H116ZM126 180V179H125ZM137 180V179H136ZM143 180H145L144 178H143ZM147 180V179H146ZM145 180V181H146ZM152 180V179H151ZM163 180V179H162ZM169 180H171V179H169ZM168 180V181H169ZM181 180V179H180ZM188 180V179H187ZM190 180L188 181V184L190 183ZM200 180H201V178H200ZM207 180V179H206ZM223 180V179H222ZM226 180V179H225ZM231 180V179H230ZM242 180V179H241ZM244 180H246V178H244ZM243 180V181H244ZM248 180V179H247ZM246 180V181H247ZM255 180H252V182L254 181V184H255ZM6 181V180H5ZM8 181V180H7ZM10 181V180H9ZM24 181V180H23ZM22 181V182H23ZM76 180H74V181H72L71 180V183L69 184L68 182H66V183H68L67 185V188H69V189H64V187H63V189L65 190V193H66V191H69L71 188V186H74L75 184H77V182H75ZM77 181H79V180H77ZM89 181H90V179H89ZM101 181V182H102ZM131 180L129 179V182H130ZM147 181H149V180H147ZM182 181V180H181ZM196 181H197V179H196ZM203 181V180H202ZM219 181V179L217 180V182ZM221 181V180H220ZM220 181H219V183H220ZM227 181V180H226ZM227 181V182H228ZM234 181V180H233ZM236 181V180H235ZM234 181V182H235ZM246 181H244V182H242V183H245ZM15 182H18V181H15ZM48 182V183H49ZM52 182H55V180L53 181L52 180ZM51 182V183H52ZM93 182V181H92ZM126 182V181H125ZM134 182V181H133ZM139 182H141V181H139ZM150 182V181H149ZM157 182V181H156ZM176 182V181H175ZM174 182V183H175ZM178 182H180V181H178ZM206 182V181H205ZM215 182V181H214ZM214 182H212V184L210 183H208L209 185H211V187L213 186V183ZM230 182V181H229ZM238 182V181H237ZM248 182V185H250L251 186V184H249V181H247ZM258 182H260V181H258ZM257 182V183H258ZM8 183V182H7ZM11 183H13V182H11ZM27 183V182H26ZM58 183V182H57ZM56 183V184H57ZM65 183V184H66ZM81 183V182H80ZM86 183V182H85ZM99 183V182H98ZM113 183V182H112ZM137 183V182H136ZM145 183V182H144ZM164 183H165V179H164ZM180 183H183V181L182 182H180ZM186 183V182H185ZM185 183H183V184H185ZM194 183V182H193ZM198 183H201L200 181H198ZM204 183V182H203ZM223 183H225V182H223ZM222 183V184H223ZM230 183H232V180H231V182ZM229 183V184H230ZM236 183V182H235ZM1 184H2V182H1ZM36 184V183H35ZM45 184V183H44ZM53 184V183H52ZM59 185H60V182L58 183ZM97 184V183H96ZM111 184V183H110ZM130 184V183H129ZM128 184V185H129ZM167 184V183H166ZM165 184V185H166ZM182 184V185H183ZM206 184V183H205ZM205 184H203V185H205ZM229 184H227V185H229ZM239 184V183H238ZM238 184H237V186L236 187H238ZM247 184V183H246ZM253 184V183H252ZM254 184L252 185V186H254ZM6 185V184H5ZM4 185V186H5ZM20 185V184H19ZM63 185V184H62ZM78 185V184H77ZM98 185V184H97ZM101 185V184H100ZM99 185V186H100ZM148 185H149V183H148ZM151 185V184H150ZM152 185H156V184H152ZM160 185H161V183H160ZM179 185V184H178ZM197 185V184H196ZM209 185H207L208 187H206L207 189L206 190H208V188H210L209 187ZM226 185V184H225ZM232 185H236V184H234V183H232L231 184V186ZM243 185H245V184H243ZM18 186V185H17ZM21 186V185H20ZM48 186V185H47ZM52 186H54L52 189H54V191H55V185L53 184ZM66 186V185H65ZM91 186H93L92 184H91ZM98 186V187H99ZM113 186H114V184H113ZM119 186V185H118ZM123 186H124V183H123ZM122 186V187H123ZM133 186H135V185H133ZM143 187H144V185H142ZM159 186V185H158ZM189 185H187V187H188ZM195 186V185H194ZM198 186V185H197ZM220 186L221 185H219V189H221L220 188ZM224 186V185H223ZM222 186V188H224V191H225V187H223ZM234 186H233V188H234ZM240 186V185H239ZM250 186H248L249 188H250ZM3 187V186H2ZM15 187H16V185H15ZM23 187H25L24 185H23ZM27 187H28V185H27ZM40 187V186H39ZM44 187V186H43ZM51 187V186H50ZM57 187V186H56ZM77 187V186H76ZM85 187V186H84ZM89 187V186H88ZM87 187V188H88ZM136 187V186H135ZM155 187V186H154ZM167 187V186H166ZM190 187V186H189ZM204 187V186H203ZM215 187V186H214ZM235 187V188H236ZM244 188H245V186H243ZM258 187V186H257ZM94 188V187H93ZM117 188V187H116ZM115 188V189H116ZM131 188V187H130ZM142 188V187H141ZM140 188V189H141ZM192 188H193V185H192ZM202 188V187H201ZM213 188V187H212ZM227 188V187H226ZM239 188V187H238ZM244 188H242V189H244ZM252 188V187H251ZM1 189V188H0ZM3 189V188H2ZM5 189V188H4ZM18 189V188H17ZM16 189V190H17ZM38 189V188H37ZM41 189H42V186H41ZM46 189V188H45ZM48 189V188H47ZM63 189H61L60 191L62 192V194L60 193V191L58 192V193H60L61 194V196H60V194H59V196L58 195H56V198H54V200L53 201H51V203L52 204H54V206H51V204L49 205L48 203V205L50 206V207H47L46 205L44 206L43 205V207L44 208H50L51 209V207L53 208V207H55V205H57L58 203V201H57V199L60 197V200L62 199L63 200V198H66L64 201H60V202H65V204H64V207L63 208H61V209H65V205L67 206V204H69L70 205V207H72V208H70V207H68V209H74L75 207L73 206V205H75V204H73L74 203V201L72 200L73 198L71 197L73 194H72V192H71V196L70 195H68V194H70L69 192L68 193H66V197H63L64 195H65V193L63 194ZM113 190H114V187L112 188ZM119 189V188H118ZM128 189V188H127ZM148 189V188H147ZM154 189V188H153ZM157 189V188H156ZM161 189V188H160ZM218 189V188H217ZM229 189V188H228ZM241 189V190H242ZM8 190V189H7ZM15 190V189H14ZM22 190H24V188L22 189ZM29 190V189H28ZM57 190V189H56ZM97 190V189H96ZM117 190V189H116ZM115 190V191H116ZM119 190H121V189H119ZM197 191H198V189H196ZM210 190H212V189H210ZM221 190H223V189H221ZM234 190V189H233ZM236 190H239V189H236ZM248 190V188L246 189V191ZM17 191H20V190H17ZM42 190H40V192H41ZM45 191L46 190H44V193H45ZM53 190H51V193H53L54 192ZM72 191H74V189H72ZM84 191V190H83ZM91 191V190H90ZM89 191V192H90ZM98 191V190H97ZM100 191V190H99ZM98 191V192H99ZM112 191V190H111ZM128 191V190H127ZM150 192H151V190H149ZM161 191V190H160ZM159 191V192H160ZM167 191V190H166ZM175 191V190H174ZM173 191V192H174ZM186 191H188V190H186ZM201 191V190H200ZM219 191V190H218ZM218 191H216L217 193H218ZM230 190H228V192H229ZM243 191V190H242ZM13 192H15V191H13ZM24 192V191H23ZM33 192V191H32ZM36 192V191H35ZM35 192H34V196L35 195H37V194H35ZM47 192V191H46ZM56 192V191H55ZM88 192V193H89ZM94 192H96V191H94ZM126 192V191H125ZM134 192V191H133ZM136 192V191H135ZM145 192V191H144ZM158 192V193H159ZM163 192V191H162ZM162 192H160V193H162ZM165 192V191H164ZM177 192V191H176ZM191 192V191H190ZM194 192V191H193ZM203 192V191H202ZM201 192V193H202ZM227 191H225V193H226ZM240 192V191H239ZM239 192H237L238 194H239ZM1 193V192H0ZM7 193V192H6ZM9 193V192H8ZM21 193V192H20ZM39 193V192H38ZM57 193V194H58ZM85 193V192H84ZM88 193H86V194H88ZM92 193H93V191H92ZM105 193H106V191H105ZM131 193V192H130ZM147 193V192H146ZM155 193V192H154ZM158 193H156V194H158ZM200 193V194H201ZM221 193H224V192H222L221 191ZM224 193V194H225ZM230 193V192H229ZM235 193H236V191H235ZM243 193H245V195L248 193V191L247 192H244L243 191ZM243 193L241 192V196L239 197V199L240 198H242V196H243ZM10 194V193H9ZM9 194H7V197H8V195ZM27 194V193H26ZM28 194H29V192H28ZM33 194V193H32ZM56 194V193H55ZM54 194V195H55ZM98 194V193H97ZM102 194V193H101ZM101 194H99V195H101ZM111 194V193H110ZM117 194V193H116ZM144 194V193H143ZM164 193H162L161 195H163ZM172 194V193H171ZM180 194V193H179ZM182 194H183V192H182ZM186 193H184L183 195H185ZM207 194V193H206ZM212 194V193H211ZM228 193H226L225 195H227ZM232 194H233V192H232ZM23 195H25V194H23ZM23 195H19V194H14V199H25L24 198V196ZM30 196H31V194H29ZM29 195H27V196H29ZM38 195H40V193L38 194ZM49 195H51L50 194V191H49ZM63 195V196H62ZM83 195V194H82ZM89 195V194H88ZM84 196V197H86V199H87V197H89V196ZM90 197H92V194L90 193ZM150 195V194H149ZM159 195V194H158ZM168 195V194H167ZM166 195V196H167ZM207 195H209V194H207ZM206 195V196H207ZM223 195V194H222ZM221 195V196H222ZM235 195H237V194H235ZM234 195V196H235ZM256 195V194H255ZM1 196H3V195H1ZM11 196V195H10ZM26 196V197H27ZM58 196V197H57ZM111 196V195H110ZM126 196H128V195H126ZM153 196H154V194H153ZM165 196V195H164ZM170 196V195H169ZM196 196V195H195ZM205 196V195H204ZM205 196V197H206ZM211 196H213V200L215 199V197H214V194H212ZM210 196V197H211ZM217 196H219V195H217ZM227 196H231L232 197V195H227ZM50 197H53V196H50ZM61 197H63V198H61ZM79 197V196H78ZM81 197V196H80ZM94 197H95V195H94ZM105 197V196H104ZM103 197V198H104ZM108 197V196H107ZM131 197V196H130ZM147 197V196H146ZM156 197H157V195H156ZM173 197V196H172ZM171 197V198H172ZM192 197V196H191ZM201 197H203L202 195H201ZM204 197V198H205ZM236 197V196H235ZM237 197V198H238ZM244 198H246L247 197V195L246 196H243ZM40 198V197H39ZM44 198V197H43ZM48 197H46V199L45 200H48L47 199ZM99 199L98 200H101L100 199V197H98ZM110 198V197H109ZM108 198V199H109ZM148 199H149V197H147ZM150 198H152V200H153V197H152V195H151V197ZM158 198V197H157ZM157 198H156V200H157ZM187 198H190V195L187 197ZM223 198H224V196L222 197V200H223ZM225 198H228V197H225ZM243 198V199H244ZM1 199V198H0ZM74 199H75V197H74ZM77 199V198H76ZM85 199V200H86ZM122 199V198H121ZM121 199H119V200H121ZM133 199V198H132ZM136 199V198H135ZM139 199V198H138ZM140 199H143V198H140ZM148 199H145V200H143L142 202H141V204L144 202V201H148ZM159 199V198H158ZM167 199V198H166ZM190 199H192V198H190ZM203 199V198H202ZM218 199H220L219 201L221 202L222 200H221V198H220V196H219V198ZM218 199H216L217 201H218ZM233 199V198H232ZM231 199V200H232ZM238 199V200H239ZM243 199H241V200H243ZM2 200V199H1ZM4 200H5V198H4ZM42 200V199H41ZM59 200V199H58ZM78 200H79V202L78 203H82V201L80 202V199L78 198ZM90 200H92V198H90ZM95 200V199H94ZM110 200V199H109ZM124 200V199H123ZM127 200V199H126ZM155 200V201H156ZM162 200V199H161ZM164 200V199H163ZM162 200V201H163ZM175 200V199H174ZM174 200H172L173 201V203L175 202ZM185 200V199H184ZM188 199H186V201H187ZM197 200H198V197H197ZM201 200V199H200ZM205 200V199H204ZM209 200H210V198H209ZM216 200H214L213 202H215ZM227 199H225L224 200V203L225 204H227L228 202H229V200H228V202L226 201ZM236 200V199H235ZM241 200H239L240 202H242ZM55 201H57V202H55ZM102 201V200H101ZM101 201H100V203H101ZM108 201V200H107ZM106 200H103V202H107ZM132 201V200H131ZM151 201V199L149 200V202H147V203H145V204H147L146 206H149V204L151 203L150 202ZM165 201V200H164ZM168 201V200H167ZM171 201V200H170ZM176 201H178V199H176ZM190 201V200H189ZM192 201H194V197H193V200ZM199 201V200H198ZM197 201V202H198ZM203 201V200H202ZM211 201V200H210ZM216 201V202H217ZM227 203H226V202ZM237 201V200H236ZM238 201V202H239ZM244 201H246L245 199H244ZM16 203H17V201H15ZM21 202V201H20ZM23 202V201H22ZM24 202H25V200H24ZM41 202H43V201H41ZM55 202V203H54ZM77 202H75V203H77ZM86 202V205L88 204L87 202L88 201H85ZM84 202V203H85ZM109 202V201H108ZM107 202V203H108ZM111 202V201H110ZM120 202H122V201H120ZM128 202V201H127ZM126 202V203H127ZM137 202V201H136ZM157 202H161V201H158L157 200ZM156 202V203H157ZM194 202H196V201H194ZM215 202V203H216ZM232 202V201H231ZM235 201L233 200V203H234ZM57 203V204H56ZM84 203H82V204H84ZM92 203V201L90 202V204ZM113 203V202H112ZM124 203H125V201H124ZM123 203V204H124ZM165 203V202H164ZM163 203V204H164ZM173 203H171V204H173ZM189 203V202H188ZM193 203V202H192ZM199 203V202H198ZM200 203H202L201 201H200ZM207 203V202H206ZM219 202H217V204H218ZM233 203H231L232 205H233ZM244 202H242V204H243ZM246 203V202H245ZM7 204V203H6ZM18 204V203H17ZM42 204V203H41ZM60 205H62L61 203H59ZM59 204H58V206H59ZM90 204H89V206H88V210H89V208H90V210H91V207L94 205V203L92 204V206H90ZM99 204V203H98ZM104 204V203H103ZM108 204H110L111 205V203H108ZM120 204V203H119ZM123 204H122V207H123ZM128 204V203H127ZM144 204V205H145ZM159 204V203H158ZM162 204V205H163ZM170 204V206H169V204L167 205V206H169L170 208V210H168L169 212L171 211V205ZM178 204H179V202H178ZM176 202H175V206L178 208V206L179 207H181V204H179L178 205ZM187 204V203H186ZM196 204V203H195ZM209 204H210V202H209ZM213 204V203H212ZM239 204V203H238ZM237 204V205H238ZM241 204V205H242ZM33 205V204H32ZM36 205H37V203H36ZM78 205V204H77ZM76 205V206H77ZM80 206H81V204H79ZM86 205H84V206H86ZM133 205V207H134V204H132ZM144 205H140V202L139 203H137V205H135L136 207L137 206H143L142 208H145L146 206H144ZM157 205V204H156ZM191 205H193V204H191ZM31 206V205H30ZM38 206V205H37ZM80 206H79V208L78 209H80ZM107 206V205H106ZM119 206V205H118ZM125 206V205H124ZM127 206V205H126ZM125 206V207H126ZM160 206V205H159ZM183 206H184V204H183ZM187 206V205H186ZM186 206H184V208L186 207ZM218 206V205H217ZM221 206H222V204H221ZM228 206H230V204L228 205ZM235 206H236V204H235ZM242 206H244V205H242ZM240 207V208H243V207ZM3 207V206H2ZM5 207V206H4ZM40 207V206H39ZM42 207V208H43ZM60 207V206H59ZM62 207V206H61ZM66 207V208H67ZM100 207H102V204H101V206H98V208H93L94 209V211H92V213L93 212H96V209H97V211H99L100 210ZM112 207H114V204H113V206ZM111 207V208H112ZM129 207V210L128 211H131L130 210V206H128ZM136 207H134V209H136ZM162 207V206H161ZM191 207V206H190ZM189 207V208H190ZM199 207V206H198ZM212 207H214V206H212ZM232 207V206H231ZM239 207V206H238ZM238 207H236L237 209H238ZM264 207V206H263ZM31 209H32V207H30ZM36 208V207H35ZM34 208V209H35ZM41 208V207H40ZM84 208V207H83ZM85 208H87V207H85ZM104 208H105V206H104ZM104 208H101V212H102V209H104ZM110 207H108V209H109ZM110 208V209H111ZM117 208H119L118 210H120V211H118V210H116V211H118L119 212V214L116 212L115 214H113L112 215V213H114L115 211H113V209H112V212H111V210L109 211L107 208H105V209H107L106 210V212H102V217H103V213L105 214V215H107L108 214V211L111 213H109V216H108V218H106V219H103V218H105V217H103V218H101L99 215V217L97 218L98 219V221L99 222H101L102 221V223L101 224H103V226H104V228L106 227V228H108V229H110V227H107L108 225H114L115 223H113V222H118V221H121V219L120 220H118L119 219V217H120V214H122V212L125 210L124 208L122 209L123 211H121V206L120 207H117V205H116V208L114 207V209H117ZM148 208V207H147ZM150 208V207H149ZM152 208H153V206H152ZM160 208V207H159ZM175 207L173 206V208H172V210L174 209ZM176 208V211L177 210H179V208L177 209ZM183 208V207H182ZM188 208V207H187ZM220 208V207H219ZM226 208V207H225ZM230 208V207H229ZM50 209H47V211H46V209H42V210H38V213H40L41 211L43 212H45L46 211V213H44V215H49V213H48V211L50 210ZM55 209H56V207H55ZM54 209V211L57 213V214H60L59 215V217L57 216L56 217V214H54L53 216L55 217V218H53V219H51L52 220V222H53V220L54 219H58V218H60L61 217V214H62V216H64L63 214H64V211L63 210H55ZM58 209V208H57ZM68 209L66 210L65 209V212H69V213H71V214H69V218H70V220H68L67 218H65V216L64 217H61V218H63L62 220H64V218H65V221H66V219L69 221V222H71V217H70V215H73L72 214V212H70V211H68ZM76 209V208H75ZM74 209V210H75ZM105 209L103 210V211H105ZM128 208L126 207V210H127ZM133 209V210H134ZM139 209V208H138ZM138 209H137V211H138ZM151 209V208H150ZM156 209H158V208H155V210ZM164 209V208H163ZM163 209H161L162 211H163ZM211 209V208H210ZM213 209V208H212ZM216 209V208H215ZM232 209V208H231ZM231 209H229V210H231ZM234 210H236L235 209V207L233 208ZM262 209V208H261ZM35 210H37V209H35ZM34 210V211H35ZM52 210V209H51ZM50 210V211H51ZM81 210H82V206H81ZM79 211V212H82V211ZM84 211L82 212L83 214H84V216L87 214L86 213V209H83ZM125 210V211H126ZM160 210V209H159ZM166 210H167V207H166ZM183 210V209H182ZM195 210V209H194ZM193 210V211H194ZM197 210V209H196ZM224 210V209H223ZM222 210V211H223ZM240 210V209H239ZM246 210V209H245ZM260 210V209H259ZM40 211V212H39ZM53 211V210H52ZM78 211V210H77ZM77 211H75V212H77ZM141 211V210H140ZM154 211V210H153ZM156 211H158V210H156ZM190 211V210H189ZM214 211V210H213ZM228 211V210H227ZM241 211V210H240ZM243 211V210H242ZM37 212V211H36ZM41 212V215H39V217L40 216H43V213ZM60 212H62V213H60ZM75 212H73V213H75ZM100 212V211H99ZM100 212V213H101ZM121 212V213H120ZM143 212H144V210H143ZM155 212V211H154ZM159 212H161V211H159ZM166 211H163V212H161L160 214L163 216V214L165 213ZM169 212H167V213H169ZM175 212V210H173V212L171 213L170 212V214H168V215H172L173 213ZM184 212H186V216H187V214L188 213H190V212H192V210L190 211V212H188L187 213V211H185V209H184ZM197 212H198V210H197ZM220 212V211H219ZM225 212H226V210H225ZM225 212H224V214H225ZM230 212V211H229ZM233 212V211H232ZM236 212H237V210H236ZM235 212V213H236ZM249 212V211H248ZM35 212H33L32 214H34ZM48 213V214H47ZM66 213V214H67ZM92 213H90L91 215H90V217H92V215L94 214H92ZM131 213V212H130ZM130 213L129 212H127L126 213V215L125 216H127L128 214V216H130L131 217V215L133 214V216H136V214H137V212H136V214H134V213H131V215H130ZM145 213V212H144ZM167 213H165L164 214V216L167 214ZM180 213V212H179ZM218 213V212H217ZM228 213V212H227ZM226 213V214H227ZM234 213V214H235ZM238 213V212H237ZM245 213V212H244ZM65 214V215H66ZM76 214V213H75ZM96 215H97V212L95 213ZM116 214H118L117 216H119L118 217V219H114V220H117V221H114L113 219H112V216L114 217V215H116ZM124 214H125V212H124ZM140 215H141V212L139 213ZM139 214H138V216H139ZM146 214H147V212H146ZM145 214V216L147 217V216H149L148 214L146 215ZM176 214V213H175ZM174 214V215H175ZM177 214H178V211H177ZM175 215V217L176 216H178V215ZM191 214V217H189L188 218V216L186 217V218H188V219H191L190 221H191V223H192V220H193V223L196 221L197 223H199L198 221H199V219L198 220H196L195 218H192V217H194L195 215L193 214V213H190ZM189 214V215H190ZM199 214H201L200 212H199ZM221 214H223V213H221ZM230 214V213H229ZM241 214H243V213H241ZM248 214V213H247ZM1 215V214H0ZM35 215H37V214H35ZM38 215H37V217H38ZM80 215H81V213L79 214V216L78 217H80ZM96 215H93V216H96ZM123 215V214H122ZM153 215V214H152ZM159 215V214H158ZM160 215V216H161ZM168 215H166V217H167V219H168ZM182 215H183V211H182ZM193 215V216H192ZM197 215L198 214H196V218H197ZM214 215V214H213ZM217 215V214H216ZM215 215V216H216ZM233 215V214H232ZM238 215V214H237ZM240 215V214H239ZM263 216V214H260V218ZM46 216H43V217H46ZM50 217H53V216H51V215H49ZM48 216V217H49ZM77 214L76 215H73V217H75V221L72 219V222L74 221V222H77L78 220H76L77 219ZM87 216H89V215H87ZM87 216H85V217H83V215H82V217H81V220H85L86 218H87ZM106 216V217H107ZM116 216V217H117ZM133 216H132V219H133ZM143 216H144V214H143ZM142 216V217H143ZM155 216V215H154ZM161 216V217H162ZM181 216V213L179 214V216L178 217H180ZM184 216V215H183ZM183 216H181V217H183ZM212 216V215H211ZM211 216H209V217H211ZM230 216V215H229ZM236 216V215H235ZM243 216V215H242ZM245 216V215H244ZM48 217H46V220H45V222L42 220H40L41 219V217L40 218H38V220H40V222L42 223V222H44V229H45V225L46 224H52L50 221V218L48 219ZM68 217V216H67ZM109 217H110V220L112 219V223H111V221H108L109 222V224L107 225V220L109 219ZM123 217H124V215H123ZM129 217V219H131ZM143 217L144 218V220L146 219V221H142V223L144 224V226H146V224H147V218H149V217ZM156 217V216H155ZM171 217L172 216H169V219H171ZM185 217V216H184ZM183 217V219H185L184 220V222H186V224L188 223L189 224V222H188V220L186 221V218H184ZM257 217H258V215H257ZM264 217V216H263ZM1 218H3V217H1ZM85 218V219H84ZM94 218V217H93ZM151 218V217H150ZM198 218H200V217H198ZM215 218V217H214ZM247 218H249V214H248V217ZM247 218H245V220L247 219ZM251 218V217H250ZM260 218H258L260 221H261V223H263V225H261V223H260V225H261V227L263 226V228H264V222L260 219ZM13 219H15V218H13ZM43 219V218H42ZM89 219H91V218H89ZM88 219V220H89ZM95 219V218H94ZM102 219V220H101ZM123 219V218H122ZM135 219V221L136 220H138V219H136V218H134ZM139 219H141L140 217H139ZM152 219V218H151ZM156 219V218H155ZM165 220H166V218H164ZM168 219V220H169ZM172 219H174L175 221H176V219L174 218V217H172ZM171 219V220H172ZM183 219H178L176 222H178L179 220H183ZM194 219H195V221H194ZM216 219V221H217V219L219 220V218L218 217H216L215 218ZM222 219V218H221ZM220 219V220H221ZM227 219V218H226ZM232 219V218H231ZM237 219V218H236ZM235 219V220H236ZM240 219V218H239ZM238 219V222L239 221H241V220H239ZM263 219V218H262ZM1 220V219H0ZM3 220H5V219H3ZM2 220V221H3ZM7 220H9V219H7ZM7 220H5L3 223H5L6 224V221ZM11 220V219H10ZM16 220V219H15ZM48 220H50V221H48ZM60 220V219H59ZM88 220L86 219L85 221H86V224L84 223L83 224V222L81 221V224L84 226V225H88ZM93 220V219H92ZM92 220H90L89 222H91L94 226H95V224L97 223H93V221ZM103 220L104 221H106V222H103ZM126 220H127V218H126ZM157 220V219H156ZM156 220H154L153 219V222L154 221H156ZM173 220V223L175 222ZM228 220H230V218L229 219H227V220H225L226 222H228ZM259 220H257L258 222H259ZM2 221L0 222L2 225H3V223H2ZM14 221V220H13ZM46 221H47V223H46ZM57 221V220H56ZM79 221H80V219H79ZM95 221V220H94ZM97 221V220H96ZM127 221H129V220H127ZM127 221H125V222H127ZM180 221V222H181ZM205 221V220H204ZM207 221V220H206ZM224 221V223H226ZM231 221H233V220H230V222ZM243 221V220H242ZM255 221V223H257V221H256V219L255 220H253V222ZM7 222H10V223H13L12 221H7ZM20 222V221H19ZM18 221L17 222H15V223H19ZM60 222H61V220H60ZM62 222H64V221H62ZM61 222V223H62ZM123 222V221H122ZM124 222V223H125ZM132 222L134 223V220H132ZM141 222V221H140ZM140 222H138V221H136V223H140ZM150 221L148 220V223H149ZM158 222V221H157ZM160 222V221H159ZM161 222H163V217H162V221ZM160 222V223H161ZM166 222H168V221H166ZM170 222H172V221H170ZM183 222V221H182ZM180 223V225L182 224H184V222L183 223ZM195 222V223H196ZM218 222V221H217ZM234 222V221H233ZM244 222V221H243ZM243 222H241L242 224H243ZM247 222V221H246ZM252 222V221H251ZM10 223H8V224H10ZM38 223H39V221H38ZM40 223V224H41ZM58 223V222H57ZM58 223L59 225H58V227H60L61 225H65V223ZM68 223V222H67ZM119 223V222H118ZM117 223V224H118ZM127 223H129V222H127ZM130 223H131V220H130ZM132 223V224H133ZM135 223V224H136ZM142 223H141V227L143 226L142 225ZM152 223V222H151ZM150 223V225H151V227L153 226L152 224H154V223H152L151 224ZM189 224L190 226L193 224ZM194 223V224H195ZM197 223L195 224V225H197ZM205 223V222H204ZM207 224L209 223V222H206ZM220 223H222L221 221H219V224ZM237 223V222H236ZM240 223V222H239ZM255 223H253V224H255ZM21 224L22 223H20V228H18L17 230H19L20 231V229H26V225H24V226H26L25 228L24 227H21ZM39 224V225H40ZM54 224H56V223H54ZM61 224V225H60ZM70 224V223H69ZM79 223H77L76 225H78ZM80 224V225H81ZM104 224H106V226L104 225ZM121 224V223H120ZM123 224V223H122ZM134 224V225H135ZM157 224V223H156ZM169 224H171V223H169ZM202 224H203V222L202 223H200L198 226H202ZM210 224H212V223H210ZM210 224H208V226L210 225ZM214 224V223H213ZM217 224V223H216ZM228 224V223H227ZM231 224V223H230ZM250 224V223H249ZM258 224V223H257ZM7 225V224H6ZM5 225V226H6ZM12 225V224H11ZM16 225V224H15ZM19 225V224H18ZM18 225H17V227H18ZM37 225V224H36ZM35 225V227H36V231H37V226ZM38 225V226H39ZM42 225V224H41ZM81 225V226H82ZM92 225V226H93ZM99 225H100V223H98V226L96 225L95 226V228L96 227H99ZM124 225V224H123ZM122 225V226H123ZM137 225H140V224H137ZM149 225V226H150ZM162 225L163 224H161V227H162ZM168 225V224H167ZM172 225V224H171ZM174 225V224H173ZM175 225H179V223H177V224H175ZM218 225V224H217ZM222 225V224H221ZM221 225H219V226H217V227H220L221 228ZM236 225V224H235ZM238 225V224H237ZM246 225H248V224H246ZM4 226V227H5ZM43 226V225H42ZM53 226V225H52ZM50 227L49 226V228L48 229H46L47 231L48 230H50L51 232H49V233H45L46 235L47 234H49L48 236H49V240H48V237H47V242L48 243H50L52 240V238L50 239V233H51V236H52V233H60L59 235H61V239H62V234H61V232H64V230H62L61 229V227L60 228H57V227ZM70 226V225H69ZM81 226H79V227H81ZM91 225H89V227H90ZM91 226V227H92ZM101 226V225H100ZM115 226V229H117V228H119L120 227V225L118 224V225H114ZM116 226H118L117 228H116ZM127 226V225H126ZM128 226H130V225H128ZM133 226V225H132ZM143 226V227H144ZM169 227H170V225H168ZM189 226V227H190ZM198 226H196V228L198 227ZM233 226V225H232ZM239 226V225H238ZM250 226V225H249ZM248 226V227H249ZM258 226V225H257ZM3 227V228H4ZM7 227V226H6ZM10 227V226H9ZM12 227H14V226H12ZM11 227V228H12ZM47 227H48V225H47ZM64 227H67V225L66 226H64ZM72 227V226H71ZM88 227V228H89ZM140 227V226H139ZM142 227V228H143ZM154 227L156 228V226H155V224H154ZM165 227V226H164ZM171 227H174V226H171ZM170 227V228H171ZM179 227H181V226H179ZM183 227H186V225H183L181 228H183ZM194 226H192L191 227V229L193 228ZM203 227H204V225H203ZM207 227V226H206ZM205 227V228H206ZM224 227V226H223ZM243 227H244V225H243ZM247 227V228H248ZM254 227H255V230H258L259 228L261 229V231H264V230H262V228L261 227H257L258 229H256V226H252V228H251V231H253L251 234H253L254 233ZM1 228V227H0ZM11 228H9V229H11ZM28 229H30L29 227H27ZM41 228V227H40ZM43 228H41V229H43ZM63 228V227H62ZM68 228V227H67ZM84 228L85 229H87L86 228V226H84L83 227V231H84ZM100 229H97V230H101V232L103 231L102 229H101V227H99ZM113 227H111V229H110V231L111 230H115V229H112ZM121 228V227H120ZM123 228V227H122ZM130 228V227H129ZM132 228V227H131ZM149 228V227H148ZM153 228V227H152ZM151 228V229H152ZM163 228V227H162ZM177 227H175V229H176ZM212 228V230L214 231L215 229L213 228V226L211 227ZM238 228V227H237ZM250 228H249V230H250ZM7 230V228H5V230H7V231H10V230ZM16 228L14 227L12 230H15ZM23 229H22V231H23ZM43 229V230H44ZM71 229V228H70ZM76 229V228H75ZM74 229V230H75ZM80 229V228H79ZM81 229H80V231H81ZM91 229H93V227L91 228ZM125 229V228H124ZM127 229V228H126ZM125 229V230H126ZM140 229V228H139ZM146 229H147V227H146ZM150 229V228H149ZM149 229H148V231H149ZM154 229V228H153ZM152 229V230H153ZM164 229V228H163ZM174 229V228H173ZM178 229V228H177ZM176 229V230H177ZM186 229V228H185ZM190 229V228H189ZM190 229V230H191ZM200 229H202V228H200ZM210 229V228H209ZM231 229V228H230ZM229 228H228V230H225V231H228V232H231V230H230ZM253 229V230H252ZM259 229V230H260ZM3 230V232H4V229H2ZM2 230H0V239H2V241H3V239H4V235L5 234H10L9 232H7V231H5V233H3L2 232ZM12 230H11V233L12 234H10L11 235V237L9 238V239H11L12 238V240L13 241H15V239H16V236H17V234H16V236L13 234L14 232H12ZM16 230V231H17ZM40 230V229H39ZM73 230V228H72V231H74ZM78 230V229H77ZM106 232H110V231H108L107 229H104ZM122 230V229H121ZM142 230V229H141ZM179 230H180V228H179ZM178 230V231H179ZM184 230V229H183ZM182 230V231H183ZM188 229H186V230H184L185 232L187 231ZM197 230V229H196ZM203 230H205V229H203ZM212 230H210V231H212ZM242 230H244V229H242ZM22 231H20L21 233H22ZM25 231V230H24ZM24 231H23V234L25 235V233H24ZM31 230H29V234L31 233L30 232ZM35 231V232H36ZM66 231V230H65ZM68 231H69V229H68ZM83 231H81L82 233H83ZM116 231V230H115ZM129 231H130V229H129ZM128 231V232H129ZM134 231V230H133ZM145 231V230H144ZM168 233L167 234H169V231H168V229L166 230ZM171 231H173L174 232V230H171ZM182 231H181V233H182ZM220 231H223V230H220ZM245 231V230H244ZM243 231V234L242 235H244L246 232H249V231H246V232H244ZM261 231H257V232H260L261 234H264V232L262 233ZM25 232H28V231H25ZM39 232V234H40V232H41V230L40 231H38ZM38 232H36V233H38ZM44 232H46V231H44ZM78 232V231H77ZM105 232V233H106ZM117 232H119V230L117 231ZM122 232H124V233H126V231H121V232H119V233H122ZM127 232V233H128ZM132 232V231H131ZM142 232V231H141ZM157 232V231H156ZM159 232L161 233V231L159 230ZM159 232H157V234L159 233ZM163 233H164V230L162 231ZM180 232V231H179ZM190 233H191V231H189ZM195 232V231H194ZM206 232V231H205ZM215 232H217V234H218V231L217 230H215ZM214 232V233H215ZM15 233H17V232H15ZM19 233V232H18ZM42 233H43V231H42ZM66 233H67V231H66ZM111 233H112V231H111ZM111 233L109 234V235H111ZM123 233V235H125ZM147 233H150V235H152V234H154V233H152L151 234V232H147ZM174 233H177L176 231L174 232ZM189 233V234H190ZM197 233V232H196ZM198 233H199V231H198ZM207 233V232H206ZM210 233V232H209ZM213 233V234H214ZM226 233V232H225ZM232 233V232H231ZM235 233V232H234ZM237 234H233V235H230V236H236L237 238L239 237H241V233H239V235H238V232H236ZM255 233H256V231H255ZM259 233V234H260ZM22 234V235H23ZM28 234V233H27ZM26 234V235H27ZM37 235V236H40V235ZM68 234H70V233H68ZM68 234H66V235H68ZM73 233H71V235H72ZM74 234H76V233H74ZM79 234H80V232H79ZM87 234V233H86ZM107 234V233H106ZM113 234H114V231H113ZM117 234V233H116ZM170 234H172V237H173V233H171L170 232ZM177 234H179V233H177ZM193 234H195V233H193ZM223 233H221V235H222ZM248 234L249 233H247L246 235L248 236ZM260 234V235H261ZM12 235H14L15 236V238L14 237H12ZM19 235H21V234H19ZM21 235V236H22ZM42 235V234H41ZM44 235V234H43ZM58 235V234H57ZM57 235L55 234L54 236H55V238L57 237ZM58 235V236H59ZM64 235V234H63ZM95 235V234H94ZM108 235V234H107ZM120 234H118V236H119ZM144 235H145V233H144ZM146 235H148V234H146ZM149 235V236H150ZM165 235H166V232H165ZM192 235V234H191ZM198 235V234H197ZM207 235V234H206ZM206 235H202V236H206ZM238 235V236H237ZM246 235L244 236V237H242V239H244V238H246L247 240L248 239H250V237H251V235H249L248 237H246ZM253 235H255V236H258L257 234H253ZM253 235H252V239H254V241L253 242H255L256 241V239L255 238H253ZM259 235V237L258 238H260V239H262V237H264L263 235H261L260 236ZM6 236V235H5ZM7 236H9V235H7ZM20 236V237H21ZM37 236H36V238H37ZM54 236H53V243H50L51 245H49V246H47L48 245V243H47V245H46V243H45V245H41L42 243H44V242H42V243H40V241H38V239H37V241H33L34 239H31L33 242H39V245L40 246H37L38 244L36 243V245L35 246H37V249L39 248V249H42L41 248V246H44V247H46V248H48V249H50L51 247L50 246H53L55 249H57L58 247H61V244H60V241L61 240H58L57 238V240L59 241V244L57 243L58 241L56 240L55 241V243H54ZM76 236V235H75ZM74 236V237H75ZM77 236H79V235H77ZM76 236V237H77ZM87 236V235H86ZM89 236H90V234H89ZM121 236V235H120ZM119 236V237H120ZM148 236V237H149ZM153 236V235H152ZM158 236V235H157ZM160 236V235H159ZM158 236V237H159ZM164 236V234H162V236H160V238L161 237H163ZM171 236V235H170ZM175 236V235H174ZM184 236H186V235H184ZM199 236V235H198ZM213 236V235H212ZM211 236V237H212ZM214 236H215V234H214ZM219 236V235H218ZM224 236H225V234H224ZM18 237V236H17ZM20 237H18L17 239H19V240H21L20 239ZM32 237H33V235H32ZM43 237H45V236H43ZM65 237H67L68 238V236H64V238ZM69 237L70 238H68V240L70 239V242L72 241L71 240V236L69 235ZM99 237V236H98ZM97 236H96V238H98ZM101 235H100V238H98V239H101ZM104 237V236H103ZM118 237V238H119ZM154 237V236H153ZM166 237H168V239H166V240H169L170 239V237L169 236H167L166 235ZM172 237H171V241H172ZM179 237V236H178ZM204 237H202V238H204ZM216 237V236H215ZM223 237V236H222ZM226 237V236H225ZM224 237V238H225ZM228 237H229V234H228ZM228 237H227V239H228ZM6 238H8V237H6ZM25 238V237H24ZM23 238V240L25 241V239ZM41 238H42V236H41ZM67 238H65V239H67ZM87 238V237H86ZM85 238V239H86ZM90 238L92 239V238H94L95 239V237H91L90 236ZM89 238V239H90ZM149 238H151V237H149ZM148 238V239H149ZM180 238V237H179ZM184 238H187V237H184ZM190 238V237H189ZM195 238H197V236H195ZM207 238H208V236H207ZM210 238V237H209ZM234 238V237H233ZM236 238V239H237ZM44 239H46V238H44ZM76 240L75 241H77V238H75ZM103 239V238H102ZM102 239H101V241H102ZM106 239H109V237H106ZM106 239H104L105 241H106ZM121 239H122V237H121ZM147 239V240H148ZM152 239H154V238H152ZM162 239V238H161ZM161 239H158V240H161ZM173 239H175V237L173 238ZM181 239V238H180ZM214 239V238H213ZM220 239V238H219ZM230 239H232V238H230ZM242 239H239L238 241H242ZM264 239V238H263ZM262 239V240H263ZM19 240H17V241H19ZM23 240H22V242H23ZM42 240V239H41ZM51 240V241H50ZM86 240H88V238L86 239ZM86 240H84V237H83V241H84V245L86 246ZM111 240V239H110ZM157 239H156V241H158ZM177 240V239H176ZM201 240V239H200ZM251 240V239H250ZM1 241V242H2ZM11 240H9V242H10ZM27 241L29 242V240L27 239ZM32 241H30V243H32ZM44 241V240H43ZM79 241V240H78ZM78 241H77V243H78ZM82 241V240H81ZM81 241H79L80 243H82L83 244V242H81ZM90 241H92V240H90ZM96 241V240H95ZM94 241V242H95ZM100 240H98V242H99ZM109 241V240H108ZM118 241H120V240H118ZM149 241V240H148ZM155 241V240H154ZM154 241H150V242H154ZM155 241V242H156ZM163 241H165V240H163ZM170 241V242H171ZM183 241V240H182ZM192 241H194V240H191V243H192ZM205 241H207V239H205ZM213 241H216V240H213ZM212 241V242H213ZM218 241H220V240H217L216 242H217V244L218 243H220V242H218ZM222 241V240H221ZM232 241V240H231ZM230 241V242H231ZM236 241V240H235ZM237 241V242H238ZM243 241H246V240H243ZM249 241V240H248ZM247 241V242H248ZM258 241V240H257ZM4 242V241H3ZM5 242H7V241H5ZM4 242V243H5ZM12 242V241H11ZM28 242H25V243H28ZM68 242V241H67ZM69 242V243H70ZM93 242V241H92ZM91 242V243H92ZM107 242V241H106ZM106 242H104L103 241V243H106ZM112 242V241H111ZM149 242V245L151 244ZM152 243L151 244V246L154 244V245H156V243ZM161 242H162V240H161ZM169 242V241H168ZM167 242V243H168ZM174 242V241H173ZM176 242V241H175ZM184 242H185V239H184ZM184 242H182V243H184ZM186 242H188V240L186 241ZM190 242V241H189ZM196 242H198V241H196ZM203 242H204V240H203ZM224 242V241H223ZM226 242H228L227 240H226ZM233 242V241H232ZM236 242V243H237ZM253 242H251V243H253ZM263 243H264V241H262ZM260 243V244H263V243ZM3 243V244H4ZM17 243H20V241L19 242H17ZM16 242H15V244H17ZM30 243H29V245H30ZM35 243H32V246H31V248L32 247H34V245L33 244H35ZM58 244V246H57V244ZM64 243V244H63ZM62 244L63 245H65V242H63ZM69 243H66V244H68L70 247H72V246H75L76 247V245L78 246L79 244H77V243H75L76 245H74V241H72V246L69 244ZM88 243V242H87ZM101 243V242H100ZM102 243V244H103ZM108 243H110V241L108 242ZM108 243H106V244H108ZM117 243H119V242H117ZM128 244H129V242H127ZM159 243V242H158ZM157 243V245H159L158 246V249H160L161 247V244H158ZM191 243H188L189 244V246H190V244ZM194 243V242H193ZM193 243L191 244V247L193 246ZM201 242L199 241V244L198 245H201V247L200 248H202V243L200 244ZM205 243V242H204ZM207 243V242H206ZM205 243V244H206ZM2 244V246H3V248H4V246L7 244L8 245V242L5 244V245H3ZM11 244H13V245H15L14 243H11ZM23 244V243H22ZM21 244V245H22ZM90 244V243H89ZM95 244V247H97V245L96 244H98V243H94ZM93 243L90 245V248L92 249V250H94L93 248H95V247H93L92 248V246L94 245ZM101 244V245H102ZM125 244V243H124ZM178 245H179V242L177 243ZM186 244V243H185ZM188 244H186V245H188ZM195 244H197V243H195ZM222 243H220V245H221ZM224 244V243H223ZM225 244H228V243H225ZM234 244V243H233ZM232 244V245H233ZM242 244H243V242H242ZM245 244H248V243H246L245 242ZM244 244V245H245ZM254 244V243H253ZM251 244L252 246H254V245H256L257 244V242H256V244ZM259 244V243H258ZM259 244V245H260ZM13 245H11V246H13ZM21 245H20V248H21ZM25 245V244H24ZM28 244L26 245V246H29ZM56 245V246H55ZM63 245H62V247H63ZM101 245L98 247V248H96V249H100L99 251H98V253H96L98 256L96 257V258H98V257H100L99 256V252H101V250H102V248H104L103 247V245H102V247H101ZM110 245V244H109ZM108 245V246H109ZM113 245V244H112ZM111 245V246H112ZM148 245V246H149ZM156 245V246H157ZM165 245H167V244H165ZM165 245H163V247L165 248ZM171 245V244H170ZM170 245L169 246H166V250H167V247H170ZM175 245V244H174ZM180 245H183V244H180ZM207 245H208V243H207ZM206 245V246H207ZM211 246H213L212 245V243L210 244ZM214 245H215V243H214ZM231 245V246H232ZM237 245V244H236ZM240 245L241 244H238V246L240 247ZM243 245V247L245 248V246ZM251 245H249V246H247V248L249 249V247L251 246ZM264 245V244H263ZM8 246H10V245H8ZM80 246V245H79ZM82 246V245H81ZM104 246H105V244H104ZM115 246V245H114ZM118 246V245H117ZM119 246H120V243H119ZM129 246H130V244H129ZM177 246V245H176ZM188 246V247H189ZM197 245H195V247H196ZM205 246V247H206ZM211 246H209L210 247V249H211ZM217 246H219V245H217ZM221 246H223V245H221ZM229 246H230V244H229ZM229 246H227V247H229ZM257 246V245H256ZM262 246V245H261ZM16 247V246H15ZM25 246H22V250H23V248H24ZM50 247V248H49ZM65 248H66V245L64 246ZM68 247V246H67ZM83 247V246H82ZM87 247H89V245L87 246ZM86 247V248H87ZM124 247H126L125 245H124ZM128 247V246H127ZM154 247V246H153ZM179 247V249H180V246H178ZM205 247H203V248H205ZM209 247H207L206 248V251L208 252V255L209 254H211V253H209ZM255 247V246H254ZM0 248H1V246H0ZM5 248H6V250L8 251L9 250V252H10V247H9V249H7L8 247L7 246H5ZM12 248H14V246L12 247ZM18 248V247H17ZM27 248H29V247H27ZM36 248V247H35ZM65 248L63 249V250H65ZM69 248V247H68ZM109 248H111V247H109ZM108 247H107V249H106V251L109 249ZM115 248V247H114ZM117 248V247H116ZM122 248V247H121ZM147 248V247H146ZM156 248V250H157V247H155ZM154 248V249H155ZM182 248H183V246H182ZM194 248V247H193ZM197 248V247H196ZM199 248V247H198ZM199 248V249H200ZM202 248V249H203ZM213 248V247H212ZM214 248H215V246H214ZM217 248V247H216ZM216 248H215V251H218V250H216ZM218 248H220V246L218 247ZM217 248V249H218ZM222 248V247H221ZM231 248H233V246L232 247H230V248H228V250L230 249L231 250ZM243 248V249H244ZM246 248V249H247ZM251 249H252V247H250ZM257 247H255V249H256ZM259 248V247H258ZM19 249V248H18ZM26 249V248H25ZM24 249V250H25ZM37 249H34V251L35 250H37ZM48 249H45L44 248V250H48ZM52 249V248H51ZM49 250V251H51L52 253L54 252V250L52 251V250ZM59 249V248H58ZM62 248H60L59 250H61ZM76 249V248H75ZM82 249L83 248H81L80 247V249L77 247V250H81L82 251ZM96 249L93 251L94 253L96 252ZM112 249V248H111ZM127 249V248H126ZM145 249V248H144ZM153 249V248H152ZM162 249V248H161ZM184 249V248H183ZM186 249V248H185ZM195 249V248H194ZM207 249H209V250H207ZM226 249V248H225ZM238 249V248H237ZM245 249V250H246ZM5 250V249H4ZM3 250V252H1L0 251V254H4L5 253V251ZM15 251L17 250V249H14ZM30 250V249H29ZM28 250V251H29ZM43 249L41 250L42 252L44 251ZM84 250H85V248H84ZM105 249H103L102 251H104ZM114 250V249H113ZM116 250V249H115ZM131 250V249H130ZM162 250H164V249H162ZM161 250V251H162ZM169 250V249H168ZM167 250V251H168ZM172 250H173V248H172ZM198 250V249H197ZM205 250V249H204ZM204 250H200V251H203V252H205ZM214 250V249H213ZM221 250H224V248H222ZM233 250L234 251H236V249H234L233 248ZM232 250V251H233ZM240 250H242L241 248H240ZM240 250H238V251H240ZM250 250V249H249ZM254 250V249H253ZM257 250V249H256ZM15 251H12V252H14L15 253ZM18 251V250H17ZM21 251V250H20ZM19 251V252H20ZM33 250H31V252H32ZM37 251H40V250H37ZM62 251V250H61ZM60 251V252H61ZM67 251H68V249H67ZM66 251V252H67ZM70 251V253H71V251H73V248H72V250L70 249L69 250ZM68 251V252H69ZM81 251H80V253H81ZM88 251H90V250H86V252H88ZM158 251V250H157ZM165 251V250H164ZM175 251V250H174ZM174 251H172V252H174ZM180 251H183V253L186 251H184V250H180ZM192 251H193V249H192ZM192 251H191V253H192ZM199 251V250H198ZM197 251V252H198ZM232 251H230V252H232ZM238 251H236V253H238ZM251 251V250H250ZM31 252H29V253H31ZM36 252V251H35ZM75 252H77V254H78V251H75ZM110 252V251H109ZM113 252V251H112ZM117 252H119L118 250H117ZM138 252V251H137ZM169 252V251H168ZM172 252H171V254H172ZM179 252V251H178ZM210 252H212V254H213V251H210ZM219 252V251H218ZM217 252V253H218ZM225 252H227V251H225ZM229 252V251H228ZM241 252V251H240ZM239 252V253H240ZM257 252V251H256ZM255 252V253H256ZM259 252H260V250H259ZM262 252V251H261ZM16 253H18V252H16ZM15 253V254H16ZM25 253H26V251H25ZM29 253H26V254H28V257L30 256V254ZM41 253V252H40ZM45 253V252H44ZM47 253H48V251H47ZM65 253V252H64ZM83 253H85V252H82V254ZM93 253V254H94ZM105 253V252H104ZM104 253H100V254H102V255H104ZM145 253V252H144ZM146 253H147V251H146ZM149 253H150V251H149ZM162 253V252H161ZM165 253V252H164ZM175 253H177V252H175ZM174 253V254H175ZM180 253H182V252H180ZM194 253V252H193ZM192 253V254H193ZM199 253H202V252H199ZM216 253V252H215ZM217 253H216V255H217ZM220 253V252H219ZM221 253H223V252H221ZM233 253V252H232ZM242 253V252H241ZM248 253V252H247ZM250 253V252H249ZM8 253H6V255L4 254V255H0V257L2 256V257H6V256H8L7 255ZM11 254H13V253H9V255L11 256ZM14 254V255H15ZM24 254V253H23ZM32 254V253H31ZM39 254V253H38ZM53 254H55V253H53ZM56 254H58V255H63V251H62V253L61 254H59L58 252H56ZM72 254V253H71ZM73 254H74V252H73ZM73 254H72V257H73ZM81 254V255H82ZM90 254H92L91 253V251H90ZM95 254V255H96ZM110 254H111V252H110ZM110 254L108 253V256H110ZM117 254V253H116ZM116 254H113V255H116ZM119 254V253H118ZM138 254H139V252H138ZM159 254V253H158ZM163 254V253H162ZM161 254V255H162ZM166 254H168V253H166ZM185 254V253H184ZM184 254H183V256H184ZM194 254H196V253H194ZM224 254V253H223ZM227 256H228V254L227 253H225ZM244 254V253H243ZM251 254V253H250ZM260 254V253H259ZM13 255V256H14ZM21 255H22V253H21ZM58 255H56V256H58ZM68 255V254H67ZM80 255V254H79ZM85 254H83V256H84ZM88 255H89V253H88ZM88 255H85L84 256V258H85V262H86V259H87V257H91L90 255L88 256ZM95 255H93V258H94V256ZM101 255V256H102ZM129 255V254H128ZM133 255H134V253H133ZM140 255V254H139ZM165 255V254H164ZM169 255V254H168ZM177 255V254H176ZM179 255V254H178ZM177 255V256H178ZM189 255V254H188ZM187 255V256H188ZM200 255V254H199ZM202 255H204V254H202ZM206 255H207V253H205V257H206ZM226 255H224V256H226ZM245 255V254H244ZM16 256L18 257V261H19V257H20V255L18 254V255H15L14 257L16 258ZM24 256V255H23ZM32 256V255H31ZM45 257V255H43V253H42V255H41V257ZM48 256V255H47ZM50 256H52V255H50ZM55 256V255H54ZM54 256H52V257H54ZM66 256V255H65ZM71 256V255H70ZM75 256V255H74ZM77 256V255H76ZM117 256V255H116ZM145 256V255H144ZM191 255H189V257H190ZM196 256V255H195ZM223 256V257H224ZM239 256V255H238ZM247 256H249V255H247ZM254 256V255H253ZM252 256V261H253V259H254V257ZM257 256V255H256ZM263 256V255H262ZM1 257V259H0V262L2 261V262H5V260H3V259H5V258H2ZM12 257V256H11ZM25 257H27V255L25 256ZM35 257H37L36 255H35ZM51 257V258H52ZM61 257V260H62V256H60ZM64 257V256H63ZM67 257V256H66ZM69 257V256H68ZM72 257H69L70 259L72 258ZM103 257V256H102ZM129 257H131V258H133L132 256H130L129 255ZM137 257V255L135 256V258ZM140 257V256H139ZM147 257V256H146ZM156 257V256H155ZM182 257V256H181ZM192 257V256H191ZM198 257V256H197ZM208 257V256H207ZM210 257V256H209ZM218 257H220L219 255H218ZM223 257H221V258H223ZM231 258L233 257V256H230ZM235 258H236V256H234ZM239 257H241V256H239ZM243 257V256H242ZM251 257V256H250ZM7 258V257H6ZM9 256H8V259H6V261L8 262V263H10L9 261H11L12 262V260L11 259H13V258H11L10 260H9ZM20 258H22V257H20ZM24 258V257H23ZM47 258V257H46ZM57 258V257H56ZM65 258V257H64ZM74 258H76V259H79V258H77V257H74ZM80 258H82L81 256H80ZM88 258V259H89ZM93 258H91L92 259V262L94 261L95 262V260H93ZM101 258V257H100ZM100 258H98V259H100ZM106 257H104V258H101V259H105ZM109 258H113V257H109ZM120 258V257H119ZM119 258H116V259H118V260H120ZM124 258V257H123ZM159 258H162V257H159ZM195 258V257H194ZM214 258V257H213ZM215 258H217V256L215 257ZM214 258V259H215ZM231 258H230V261H231ZM234 258V259H235ZM260 257H258V259H259ZM262 259H263V257H261ZM17 259V258H16ZM69 259V260H70ZM91 259H89V260H91ZM95 259V258H94ZM107 259H108V257H107ZM106 259V260H107ZM141 259H143V258H141ZM146 259V258H145ZM156 259V258H155ZM187 259H188V257H187ZM200 258H198V260H199ZM203 259V258H202ZM209 259H211L212 260V258H209ZM219 259V258H218ZM217 259V260H218ZM225 259V258H224ZM228 259V258H227ZM233 259V258H232ZM237 259H239V258H237ZM41 260H42V258H41ZM45 260V259H44ZM50 260H55V259H50ZM75 260V259H74ZM109 261H110V259H108ZM107 260V261H108ZM118 260H116V262H119ZM129 261L131 260L130 258L128 259ZM149 260V259H148ZM171 260V259H170ZM185 260V259H184ZM189 260H194V259H189ZM216 260V259H215ZM243 260H245V259H243ZM261 260V259H260ZM264 260V259H263ZM13 261H14V259H13ZM47 261V260H46ZM57 261V260H56ZM65 261H66V263H67V260L65 259ZM64 261V262H65ZM97 261V260H96ZM99 261V260H98ZM101 262H102V260H100ZM106 261V262H107ZM115 261V259L113 260L112 259V262H114ZM121 261V260H120ZM143 261H144V259H143ZM158 261V260H157ZM163 261H165V260H163ZM166 261H167V258H166ZM172 261V260H171ZM171 261H170V263H171ZM178 261V260H177ZM177 261H175V262H177ZM196 261V260H195ZM200 261V260H199ZM199 261H197L198 263H199ZM212 261H214V260H212ZM222 261V260H221ZM220 261V262H221ZM228 260H226V262H227ZM229 261V262H230ZM240 261V260H239ZM250 261V260H249ZM248 261V262H249ZM257 261V260H256ZM7 262H6V264H7ZM48 262V261H47ZM72 262V261H71ZM82 262H83V260H82ZM87 262H88V260H87ZM86 262V263H87ZM90 262V261H89ZM91 262V263H92ZM92 263V264H95V263H97V262H95V263ZM101 262H98V263H100V264H102ZM133 262V261H132ZM146 262V261H145ZM153 262H155V261H153ZM188 262V261H187ZM191 262V261H190ZM192 262H194V261H192ZM201 262V261H200ZM208 262V261H207ZM209 262H211L210 260H209ZM219 262V261H218ZM224 262V260L222 261V264H225V263H223ZM233 262H235V261H232V262H230V263H233ZM243 262V261H242ZM260 262V261H259ZM263 261H261V263H262ZM15 263V262H14ZM44 263V262H43ZM50 263V262H49ZM51 263H52V261H51ZM50 263V264H51ZM58 263V262H57ZM56 262L54 263V264H57ZM60 263V262H59ZM58 263V264H59ZM74 263H75V261H74ZM78 263V262H77ZM86 263H83V264H86ZM104 264H105V260H104V262H103ZM110 263V262H109ZM138 263V262H137ZM150 263V262H149ZM163 264H164V262H162ZM180 263H182V262H180ZM184 263V262H183ZM197 263V264H198ZM205 263V262H204ZM4 264V263H3ZM45 264H47L46 262H45ZM62 264V263H61ZM69 264V263H68ZM70 264H72V263H70ZM81 264V263H80ZM90 264V263H89ZM110 264H112V263H110ZM118 264V263H117ZM122 264V263H121ZM124 264H125V262H124ZM132 264V263H131ZM134 264V263H133ZM135 264H136V262H135ZM151 264V263H150ZM167 264H169V263H167ZM172 264H173V262H172ZM185 264V263H184ZM189 264V263H188ZM214 264H217V263H214ZM221 264V263H220ZM236 264V263H235ZM241 264H243V263H241ZM245 264H247V263H245ZM249 264H251V263H249ZM260 264V263H259ZM263 264V263H262Z\"/></svg>", "mask_w": 264, "mask_h": 264}]
</instances>
